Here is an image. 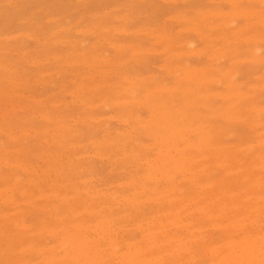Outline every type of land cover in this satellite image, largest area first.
I'll return each instance as SVG.
<instances>
[{
  "label": "rangeland",
  "instance_id": "rangeland-1",
  "mask_svg": "<svg viewBox=\"0 0 264 264\" xmlns=\"http://www.w3.org/2000/svg\"><path fill=\"white\" fill-rule=\"evenodd\" d=\"M4 1V2H3ZM11 1H12V3H11ZM77 1V2H76ZM115 1V2H114ZM151 1H153L152 2V4H151ZM169 1H171L170 3H169ZM168 2H167V0H87V1H85V0H8V2H7V0H0V16H1V18H2V20H0V42H1V44H4V43H7V44H5V45H2V47L0 48V57H1V55H2V57L0 58V61H1V63H0V72H2V74H1V76H0V80H2V78H3V76L6 78V79H8V81L6 82V80L5 79H3V81H0V88L1 87H4V88H1V92H0V108H4V104H7V105H5V107L7 106L8 108H12L13 110H14V106H15V112L17 113H14V111H13V116H12V114H10L11 112H12V109L10 110V109H8L7 107L5 108V109H0V113H2V114H4L3 116H0V142L2 141V142H4L5 143V145L7 144L6 142H9L8 144L9 145H6V147L7 148H10L9 150H11V151H8V152H6V156H3L2 155V153L4 154L5 153V151H7V150H1L2 149V147L3 146H5L4 145V143H1V144H3L2 145V147H1V145H0V155H2L1 157H0V161H1V159H3L4 157V159H5V161H4V159H3V161H1L0 162V181L2 182H0V187L2 188V190H1V188H0V190L2 191H0V195L3 197V199L1 198V196H0V204H1V202H2V205H0V209H4L3 211H4V214H6L7 212V214L8 215H3V212L2 211H0V219H1V217H2V219H1V221H0V228H1V226H6L7 227V225H12V227L11 226H8V227H11V229L12 230H14V231H12L11 229H8V227L5 229L4 227H2L1 229L2 230H0V232L1 231H3V234H2V232L0 233V237L2 236V237H6L7 238V236H5V234L7 235V233H8V238L9 239H6V238H2L1 237V239H0V242H5V243H0V246H2V244H3V246H6V248H9L8 250L7 249H5V247H4V249L2 248L1 250L3 251V253L1 252L0 254V258H2V259H0L1 261H0V263L1 264H14V262L16 263V264H19V262H20V264H22V263H24V264H30L32 261H34V263L32 262V264H48V263H50V264H53V262L55 263V264H71L72 262H74L73 264H75V263H77V264H84V263H86V264H95L96 262H97V260H99L98 261V263H96V264H106V262H107V264H131L132 262H129L130 261V257H131V255L133 256V254H135L136 252L138 253V250H140V247H142L141 245H143V248L146 250L145 252H147V255H149V257L151 256V259H153L154 257L152 256V255H154L155 257H157V258H154L153 260H151V262H152V264H154V263H156L157 264V262H160V261H162V262H160V263H158V264H165V263H167L168 264V262H169V264H177V263H179V264H218L219 262V264H230L229 262H228V260L227 259H225L224 260V256L223 255H226V254H231L230 252H231V248L233 247V245H234V242H236V243H238V242H241L242 240H243V238H245V235H244V233L243 232H241V230L240 229H238V230H234V229H231L232 228V222L231 221H229V218L226 216L227 214H229L230 213V211H231V209L230 208H228V209H230V211L229 210H227V207L228 206H231L232 204H230V202H229V200H226L225 198H227L228 196H233L234 198L235 197H238L240 200L241 199H246V194H248V192H246L245 190H247V188H248V186H245V185H248V182H251L252 180H253V175H259V176H261L262 178V180H264V169H262V167L264 168V165H262V164H260V163H264V155H262L263 153H264V150H262V149H264V136H263V134H264V123H258L257 121H259V122H261V121H264V116H262V115H264V110H260V109H264V87H261V84H263L264 83V58L262 59L261 57H259V56H262L263 55V57H264V36H263V34H264V32H263V34H261L262 32V30L264 31V24L263 23H261L263 20H264V14H261L259 11H260V8H261V12L263 13L264 12V1L262 2V0H246V1H243V0H234V3H233V1L232 0H220V1H216V0H169ZM208 1V2H207ZM215 1V2H214ZM221 1H223V2H221ZM226 1V2H225ZM229 1V2H228ZM243 1V4L241 3ZM248 1H250V4H249V2ZM254 1V2H253ZM260 3H258V2ZM6 2H7V5H6ZM10 2V3H9ZM16 2V3H15ZM21 2H23V3H21ZM38 2V3H37ZM91 2V4L89 5L88 3H90ZM174 2V3H173ZM219 2V3H218ZM221 2V3H220ZM228 2V3H227ZM236 2H238L237 3V6L235 5L236 4ZM1 3H3V4H1ZM32 3V4H31ZM34 3V4H33ZM42 3V4H41ZM15 4V5H14ZM20 4H22V5H20ZM30 4V5H29ZM36 4V5H35ZM208 4V5H207ZM212 4V5H211ZM225 4V5H224ZM259 4V6H257V5ZM262 4V6H260ZM18 5V6H17ZM25 5H26V7H25ZM36 7H35V6ZM41 5H43V6H41ZM223 5V6H222ZM234 5V6H233ZM239 5V6H238ZM251 5H254V6H251ZM8 6H10V7H8ZM28 6V7H27ZM31 6H33V7H31ZM66 6V7H65ZM218 8H217V7ZM220 6L222 7V9L220 8ZM226 6V7H225ZM246 8H245V7ZM250 6V7H249ZM255 6H256V8H255ZM13 7H15V8H13ZM16 7H18L17 8V12H16ZM21 7H23V8H21ZM24 7H25V9H26V11H25V9H24ZM50 7V8H49ZM88 7V8H87ZM119 7H122V8H119ZM215 7V8H214ZM233 7H235L234 8V10H233ZM236 7H240L239 8V10H238V8H236ZM87 8V9H86ZM113 8V9H112ZM119 9L118 10V12H116L117 11V9ZM125 8H128V9H125ZM208 8H210L209 10H208ZM212 8H213V10H216L217 9V11H219L220 13H218V12H214L213 10H212ZM250 8H251V10H250ZM254 8H255V10H254ZM259 8V9H258ZM18 9H19V12H18ZM46 9H48V12H47V10ZM77 9V10H76ZM78 9H80V10H78ZM220 9V10H219ZM233 10V12L231 11V10ZM238 10V11H236V10ZM3 10V11H2ZM5 10H7V11H5ZM82 10V11H81ZM110 10V11H109ZM190 10V11H189ZM193 10H195V11H193ZM196 10H197V12H196ZM200 10V11H199ZM204 10V12H202V11ZM210 11V12H208L207 14H206V11ZM240 10L242 11V12H240ZM259 10V11H258ZM5 11V13H1V12H4ZM16 13H15V12ZM49 11H51V12H49ZM53 11V12H52ZM87 11V12H86ZM181 11V12H180ZM211 11H213L212 13H211ZM223 11H224V13H223ZM227 11H228V14H225V12L227 13ZM229 11H231V12H229ZM252 11V12H251ZM257 11H258V14H256V15H254L255 13H257ZM47 12V13H46ZM127 12V13H126ZM132 12V13H131ZM136 12V13H135ZM179 12L182 14H179ZM204 13V14H199V13ZM221 12H222V14H221ZM247 14H246V13ZM9 13V14H8ZM46 13V14H45ZM49 13H55V15H57L59 18H57V16H55L54 14H52V16H50L51 14H49ZM113 13V14H112ZM116 13H117V15H116ZM186 15H185V14ZM236 13V14H235ZM237 13H239L238 15H237ZM244 13L246 14V15H244ZM14 16H13V15ZM17 14H18V16H17ZM45 14V15H44ZM48 14V15H47ZM70 14V15H69ZM98 14V15H97ZM105 14V15H104ZM110 14V15H109ZM119 14V15H118ZM125 14V17H126V15H127V17L125 18L123 15ZM131 14V16H129ZM210 14H211V16H210ZM232 14V15H231ZM234 14V15H233ZM242 14V15H241ZM5 15H7V17H5ZM35 15V16H34ZM68 15H69V17H68ZM102 15V16H101ZM108 15H109V17H108ZM112 15V16H111ZM120 15H121V21H119V19H120ZM172 15H174L173 16V20L171 19V18H169V17H172ZM183 16L184 18L182 19L181 18V16ZM194 15H195V17H194ZM199 16V18L198 17H196V16ZM202 15V16H201ZM213 15H217V16H215V17H213ZM223 15H227L226 17L224 16L223 17ZM230 15V16H229ZM236 15V16H235ZM244 15V16H243ZM248 15H250V18H249V16ZM251 15H252V17H251ZM259 15H260V17H259ZM3 16V17H2ZM12 16H13V18H12ZM63 16H66V17H64L63 18ZM115 16H117L116 18H115ZM149 16V17H148ZM177 16V17H176ZM201 16V17H200ZM219 16V17H218ZM220 16H222L223 17V19H222V17H220ZM241 16H243L242 18H240ZM248 16V17H247ZM257 16L259 17V19L257 18ZM32 17H34V18H32ZM52 19H51V18ZM106 17V18H105ZM108 17V18H107ZM123 17H124V19H123ZM129 17V18H128ZM158 17V18H157ZM175 17V18H174ZM188 17V18H187ZM189 17H190V19H189ZM207 17V23H206V20H205V18ZM211 17H213V18H211ZM218 17V18H217ZM229 17V18H228ZM237 17H239V18H237ZM254 17H255V19H254ZM0 18V19H1ZM11 18V19H10ZM30 18H32V20L30 19ZM49 18V19H48ZM57 18V19H56ZM62 18H63V21H62ZM66 18V19H65ZM118 18V19H117ZM130 18H132L131 20H130ZM135 18V19H134ZM168 18V19H167ZM187 18V19H186ZM195 19V20H193V19ZM202 18V19H201ZM214 18H215V20H214ZM232 18V20L233 21H235V22H233V21H231L232 22V24H231V22L229 23L228 21H229V19H231ZM248 18V20L249 21H247L246 19ZM261 18V19H260ZM28 19V20H27ZM35 19V20H34ZM56 19V20H55ZM58 19H59V22H57L58 21ZM79 19H83V20H79ZM87 21H86V20ZM106 19V20H105ZM108 19V20H107ZM130 20V21H127V22H125V20ZM140 19V20H139ZM159 19V20H158ZM177 19V20H176ZM179 19H181V21L179 20ZM212 19V20H211ZM237 19H239V20H237ZM7 20V21H6ZM16 20V21H15ZM40 20V21H39ZM56 21L57 22V24H56V22H53V21ZM69 20H70V22H69ZM99 20H100V22H99ZM122 20L124 21V22H122ZM134 20H136V21H134ZM153 20H155L154 22H152ZM175 20V21H174ZM191 20H193L194 22H196V23H192V21ZM200 21V22H197V21ZM201 20H203V21H201ZM205 20V21H204ZM221 20H223L222 22H221ZM237 20V21H236ZM28 21H30V23L31 24H33V25H31L30 23L28 24ZM36 21H38V22H36ZM52 21V22H51ZM61 21V22H60ZM77 21H80L81 23H77ZM83 21V22H82ZM84 21H86V22H84ZM105 21V23L104 24H101L100 25V27L98 28V26H97V28H96V26L95 25H99L100 23H102V22H104ZM108 21V22H107ZM113 21V22H112ZM132 21V23H133V25H132V23L130 24V22ZM179 21V22H178ZM182 21H183V23H182ZM189 21V22H188ZM213 23H212V22ZM224 21H226V22H224ZM253 21V22H252ZM254 21H256V22H254ZM258 21H260V22H258ZM24 22H26V23H24ZM121 22H122V24H121ZM202 22H203V24H202ZM208 22H210V23H208ZM219 22L220 23H222V25H220L219 24ZM228 22V23H227ZM238 22V23H237ZM253 23V25H252V23ZM264 22V21H263ZM41 23L43 24L42 26H41ZM54 23V24H53ZM59 23V24H58ZM61 23H62V25H61ZM65 23V24H64ZM75 23H77L76 25H74ZM99 23V24H98ZM127 23V24H126ZM148 23V24H147ZM200 23V24H199ZM204 23H206L205 25H204ZM215 23H216V25H215ZM233 23H234V25H233ZM245 23V24H244ZM250 24L249 26V28H246V27H248L247 26V24ZM254 23H255V25H257L256 23H259L258 25H257V27L254 25ZM261 23V24H260ZM38 24V25H37ZM48 24V25H47ZM56 24V25H55ZM64 24V25H63ZM84 24H87V25H84ZM110 24V25H109ZM112 24V25H111ZM150 24H152L151 26H149ZM166 24V25H165ZM168 24H172V25H170V26H168V27H165V26H167ZM184 24H186V25H184ZM188 24H191V25H193L192 27H190V25H188ZM199 24V25H198ZM202 24V25H201ZM210 24V25H209ZM231 24V25H230ZM263 24V26H260V25H262ZM26 25V26H25ZM49 25H50V27H52L51 29H49L50 27H49ZM53 25H55L56 27H54ZM67 25H69V27H67ZM74 25V26H73ZM80 25H82V26H80ZM106 25V26H105ZM114 25H115V27H116V29H115V27H114ZM131 25V26H130ZM161 25V26H160ZM197 25V26H196ZM203 25H204V27H203ZM212 25V26H211ZM213 25H214V27H213ZM223 25H225V28L223 29ZM228 25V26H227ZM232 25H233V28H232ZM39 28H37V27ZM41 27V29L43 30H45L46 28V31H47V34L44 32V30H43V32H42V30L40 29V27ZM44 26V27H43ZM45 26H46V28H45ZM65 26V27H64ZM77 26V27H76ZM84 26H85V29H87L89 32L91 31V33H89L87 30H85L84 29ZM122 26H124V28H122ZM162 26H163V28H162ZM172 26V27H171ZM196 26V27H195ZM198 26H201V27H198ZM216 26V27H215ZM221 26H223L222 28H219V27H221ZM239 26H242V27H239ZM243 26H245L244 28H246V29H243ZM254 26V27H253ZM53 27L55 28V29H53ZM65 29H64V28ZM72 27H76L75 29H73ZM105 29H104V28ZM112 27H113V29H112ZM117 27H120V28H117ZM145 27H149V28H145ZM154 27H155V29L157 30V28H158V30L156 31V32H154ZM160 27V28H159ZM165 27V28H164ZM186 27H187V29H186ZM197 27H198V29L199 30H201L200 31V33H199V31L197 32L196 30H198L197 29ZM207 27V28H206ZM208 27H209V29H208ZM231 27V28H230ZM3 28H6V29H3ZM61 28H63V29H61ZM80 28L82 29V30H80ZM90 28V29H89ZM92 28H93V31L94 32H96L97 31V33H96V35H94V32L92 31ZM107 28V29H106ZM110 28L112 29V30H110ZM145 28V30H142V29H144ZM150 28L152 29V32H154V33H152L151 32V30H150ZM179 28H181V31H180V29ZM183 28V29H182ZM184 28H185V30H184ZM190 28V29H189ZM217 28V29H216ZM220 30H219V29ZM228 28V29H227ZM240 28V29H239ZM253 30H251V29ZM259 28V29H258ZM23 29V30H22ZM49 29V30H48ZM53 29V30H52ZM57 29H59V31L60 32H57L58 30ZM72 29V30H71ZM77 29H79V30H77ZM83 29H84V32H85V34H83L84 32H82L83 31ZM117 29H119V30H117ZM123 29V30H122ZM129 29V30H128ZM138 29V30H137ZM141 31H140V30ZM163 29H167V30H163ZM169 29V30H168ZM170 29H172V30H170ZM191 29H194L193 31L191 30ZM223 29V30H222ZM232 29V30H231ZM236 29V30H235ZM241 29L242 30H244L243 32L241 31ZM250 29V30H249ZM256 29H258V30H260L257 34L255 33V32H257L258 30H256ZM33 30H35V31H33ZM41 32H40V31ZM57 30V31H56ZM63 30H65L64 32H63ZM68 30H70V31H68ZM74 30V31H73ZM103 30V31H102ZM108 32H107V31ZM116 30V31H115ZM127 31L128 30V32H124V33H122V31ZM138 31V33H137V31L135 32V33H133L134 31ZM162 30V31H161ZM178 30V31H177ZM203 30H204V32H203ZM206 30V31H205ZM212 30V31H211ZM235 30V31H234ZM246 30V31H245ZM5 32V33H1V32ZM13 31V33H11ZM23 31V33H21ZM29 32V33H25V32ZM32 31H33V33H32ZM37 31H39V32H37ZM56 31V32H55ZM78 31V32H77ZM111 31V32H110ZM112 31H114L113 33H112ZM117 31H119L118 33H117ZM142 31H144V32H142ZM146 31H148V32H146ZM170 31V32H169ZM177 31V32H176ZM186 31L188 32V33H186ZM211 31V32H210ZM216 31H218V32H216ZM222 31V32H221ZM227 32L226 34H224V32ZM230 31H232L231 33H230ZM238 31V32H237ZM239 31H241V33L239 32ZM248 31V32H247ZM252 31V32H251ZM8 32V33H7ZM52 32L54 33V34H52ZM71 32V33H70ZM73 32V33H72ZM77 32V33H76ZM121 32V33H120ZM140 32V33H139ZM142 32V33H141ZM159 32V33H158ZM163 32H165L166 34H168L169 33V37L167 36V38L166 37H164L165 35V33L164 34H162ZM168 32V33H167ZM181 32H182V35H180L181 34ZM190 32V33H189ZM198 34H197V33ZM210 32V33H209ZM214 34H213V33ZM221 32V33H220ZM10 33H11V35H10ZM17 33H20L19 35L17 34ZM36 33H39V34H36ZM61 33V36L59 35V37H58V34H60ZM62 33L64 34V35H62ZM69 35V37H68V35ZM88 34V37H87V34ZM99 33V34H98ZM103 33V34H102ZM104 33H109V35H107L106 36V34H105V38L103 37L102 38V36H104ZM129 33V34H128ZM131 33V34H130ZM133 33V34H132ZM147 33V34H146ZM155 33H156V37L154 36L155 35ZM160 33H161V37H160ZM173 33V34H172ZM186 33V34H185ZM206 33V34H205ZM212 33V34H211ZM215 33H217L216 35H215ZM229 33V34H228ZM234 35H233V34ZM236 33H237V35H236ZM251 33H253V34H251ZM23 35V37H22V35ZM31 35L32 37L30 38V36H29V38H28V36H27V38L25 37L26 35ZM35 34V35H34ZM44 34V35H43ZM45 34H46V36H45ZM50 34H52L50 37H49V35ZM78 34V35H77ZM89 34H90V36H91V34H93V36H89ZM112 34H114V36L112 35ZM137 34H141L140 35V37H139V35H137ZM171 34H172V37H171V39H170V36H171ZM180 35V37H179V35ZM183 34H185V35H183ZM203 34H205L204 35V37H203ZM208 34H209V36H208ZM211 34V35H210ZM223 34V35H222ZM230 34H232V35H230ZM239 34V35H238ZM243 35V37H241V35ZM248 34V35H247ZM251 34V35H250ZM254 34L256 35L255 37H257L256 39H254L252 36H254ZM261 34V35H260ZM6 35H7V37H6ZM14 35V36H13ZM25 35V36H24ZM72 35V36H71ZM73 35H74V37H73ZM77 35V36H76ZM127 35V36H126ZM135 35H137V36H135ZM158 35V36H157ZM164 35V36H163ZM173 35H175L174 37H177V35H178V37L179 38H175L174 39V37H173ZM190 35H191V37H190ZM226 36V38H224L223 39V37H225ZM229 35V36H228ZM247 35V36H246ZM260 37H258V36ZM3 38H2V37ZM5 36V37H4ZM14 38H13V37ZM20 36H21V39H20ZM56 37V39H55V37ZM112 36V37H111ZM116 36V37H115ZM135 36V37H134ZM154 36V37H153ZM198 36H200V37H198ZM207 38H206V37ZM212 36V37H211ZM231 36V37H230ZM235 36H237V37H235ZM244 36H246V37H244ZM248 36H250L251 38H253V40L249 37V39H245V38H247ZM9 37H10V39H9ZM17 37L20 39V40H18L17 39ZM37 37V38H36ZM40 37V38H39ZM63 37V38H62ZM85 37V38H84ZM100 37V38H99ZM114 37H115V39H114ZM124 39H126V40H124ZM139 37V38H138ZM149 37H151V38H149ZM160 37V38H159ZM183 37V38H182ZM208 37H209V39H208ZM215 37L216 38H219L220 37V39H217V41L215 40ZM222 37V38H221ZM230 37V38H229ZM233 37H235V38H233ZM261 37H263V38H261ZM1 38H2V40H1ZM6 38H8L7 40H5ZM39 38V39H38ZM66 38H68V39H66ZM72 38V39H71ZM81 38V39H80ZM108 40H107V39ZM111 38V39H110ZM119 38V39H118ZM160 40H159V39ZM182 38V39H181ZM188 38V39H187ZM203 38V39H202ZM211 38H213L212 40H211ZM229 38V39H228ZM240 38V39H239ZM12 39V40H11ZM25 39V40H24ZM36 39V40H35ZM60 39H62L61 41H63V42H60L59 44H57V43H55V45H54V42L56 41V42H59V40ZM66 40V42H64L65 40ZM72 41H71V40ZM75 41H74V40ZM78 39H79V41H78ZM87 39V40H86ZM104 39L106 40V41H108L107 43H106V41H104ZM135 39V40H134ZM155 39H156V41H155ZM167 39V40H166ZM168 39H170L171 40V42H170V40H168ZM185 39V40H184ZM194 39V40H193ZM202 39V40H201ZM226 39V40H225ZM234 39V40H233ZM260 39H262V40H260ZM40 41V43H39V41ZM55 40V41H54ZM82 40V44H81V41ZM84 40V41H83ZM89 40V41H88ZM113 40H114V43H113ZM119 43H117L116 41ZM149 40V41H148ZM162 40V41H161ZM176 41V42H174V43H176V45L177 46H175L174 45V43L172 42V41ZM184 40V41H183ZM204 40H205V42H204ZM209 40V41H208ZM215 40V41H214ZM229 40V41H228ZM232 40V41H231ZM239 41V44L238 43H236V42H238ZM241 40H243V42L241 41ZM246 40H248V41H246ZM251 40V41H250ZM5 41H7V42H5ZM8 41H10V42H8ZM17 41H18V43H17ZM22 41V42H21ZM43 41V42H42ZM44 41L46 42V44L44 43ZM51 41V42H50ZM69 41H71V42H75L74 44L72 43V44H70L71 42H69ZM96 41H98V42H96ZM104 41V42H103ZM110 41V42H109ZM170 43H169V42ZM203 41V42H202ZM210 41H212V42H210ZM254 41V42H253ZM257 41V42H256ZM261 43H260V42ZM4 42V43H3ZM68 42H69V44H68ZM102 42V43H101ZM116 42V43H115ZM138 43L137 45H139L138 47H137V45H135L134 43ZM141 42V43H140ZM154 42V43H153ZM159 42V43H158ZM162 42H164V43H162ZM165 42H168V45L166 46V44L167 43H165ZM190 44H189V43ZM226 42H227V45H225L226 44ZM245 42V43H244ZM247 42V43H246ZM252 42V43H251ZM257 43V45H256V43ZM263 42V43H262ZM11 43V47L13 48V47H18L15 51H13V49H15V48H13V49H10L11 47L9 46V44ZM22 45V43H23V47H21V45ZM26 43V44H25ZM48 43V44H47ZM66 45H65V44ZM98 43V45H99V47H101V49L96 45ZM101 43V44H100ZM108 43H110V44H113V46L112 45H110L111 46V48H107L106 46L108 45L109 46V44ZM122 43H124V45H121ZM173 43V45H171ZM188 43V44H187ZM193 43V45H194V47L193 46H188V45H191ZM217 43V44H216ZM233 43V44H232ZM250 43H251V45H250ZM253 43H255V45H256V47H255V45H253ZM0 44V45H1ZM17 44V45H16ZM40 46H39V45ZM84 44V45H83ZM93 44H95V45H93ZM103 44V45H102ZM105 44V45H104ZM126 44V45H125ZM133 44H134V46H133ZM140 44H142L141 46H140ZM158 44V45H157ZM159 44H163V45H160L159 46ZM180 44V45H179ZM206 44H209L210 46H206ZM213 46H212V45ZM222 44H223V46H224V48H223V46H222ZM230 44V45H229ZM244 44V45H243ZM6 45H8V48H6ZM74 47H73V46ZM77 45V46H76ZM83 45V46H82ZM100 45H102V46H100ZM117 45V46H116ZM128 45V46H127ZM129 45H132V47L130 46L129 47ZM154 45V46H153ZM155 45H157V46H159V47H157V46H155ZM170 45H171V47H170ZM178 45H179V47H178ZM181 45H183V46H181ZM205 45V46H204ZM221 45V46H220ZM233 45H235V47H236V49L237 50H239L238 52H237V50H235L234 51V49H235V47L233 46ZM241 45V46H240ZM253 45V46H252ZM3 46H4V49L7 51H9V49H10V51H9V53H10V56L7 58V56L9 55V53L7 52L6 53V51L4 50V49H2L3 48ZM20 46V47H19ZM39 46V47H38ZM48 46V47H47ZM51 46V48H49ZM81 46V47H80ZM94 46V47H93ZM97 46V47H96ZM104 46V47H103ZM109 46V47H110ZM123 46V47H122ZM153 46V47H152ZM164 46H166V48L164 47ZM188 46V47H187ZM204 46V47H203ZM241 47V49H239V48H237V47ZM243 46H244V50L242 49L243 48ZM76 47V48H75ZM86 48V49H84V48ZM115 47V49H113ZM116 47H118L117 49H116ZM137 49H136V48ZM147 47H149L150 49H147ZM157 47V48H156ZM167 47L169 48H173V49H167ZM200 47V48H199ZM203 47V48H202ZM207 49H206V48ZM222 47V48H221ZM227 47H228V49H227ZM250 47H252V48H250ZM253 47H255L256 49H254ZM39 48H41V49H39ZM56 48V49H55ZM80 48V49H79ZM95 48V49H94ZM96 48H97V50H96ZM120 48H121V50H120ZM128 48V49H127ZM130 48V49H129ZM133 48H135L134 50H133ZM140 48V49H139ZM152 48H153V50H152ZM165 48V49H164ZM196 48V50H198V52H195V51H193V49H195ZM212 48H213V50H212ZM221 48V49H220ZM230 48L232 49L233 48V51H231L230 50ZM260 48V51L259 52H253L254 50L255 51H258L257 49H259ZM263 48V49H262ZM21 49V50H20ZM26 49V50H25ZM27 49H30V50H27ZM34 49H35V51H34ZM38 49V50H37ZM49 49H51V50H49ZM56 51H55V50ZM84 49V50H83ZM88 49V50H87ZM95 51H94V50ZM104 49H109V50H104ZM167 49V50H166ZM175 49V50H174ZM187 49L189 50V51H187ZM203 51H202V50ZM216 49V50H215ZM249 49V52H248V54H247V50ZM252 49H254L253 51H252ZM262 49V50H261ZM2 50V51H1ZM20 50V51H19ZM54 50V51H53ZM73 50H75L76 52V54H77V56H79L78 58L76 57V55L74 56L73 55V53H74V51ZM79 50V51H78ZM83 50V51H82ZM99 50H101V51H99ZM125 50H127V51H125ZM133 50V51H132ZM136 50L137 51H140V52H136ZM147 50H149V53H148V51ZM150 50H152V51H150ZM155 50H157V51H159V52H155ZM163 50V51H162ZM170 50V51H169ZM173 50L175 51V55H174V53H173ZM186 50V51H185ZM191 50H192V52H191ZM199 50H201V51H199ZM224 50V51H223ZM242 50V51H241ZM246 50V51H245ZM20 53H19V52ZM28 51V53H26ZM30 51V52H29ZM32 51V52H31ZM66 51V52H65ZM85 51H87V52H85ZM93 51V52H92ZM99 51V52H98ZM117 51V52H116ZM123 51H125V53L123 52ZM145 51V52H144ZM147 51V52H146ZM153 51H154V53H153ZM180 51V52H179ZM215 51V52H214ZM219 51V52H218ZM226 51V52H225ZM230 51V53H228ZM241 51V52H240ZM243 51H245V52H243ZM2 52V53H1ZM14 52V53H13ZM17 52V53H16ZM22 52V53H21ZM56 52V53H55ZM69 52H72V53H69ZM77 52H81L80 54H88V55H85V57H87V58H83V57H80L81 55L79 54V53H77ZM83 52V53H82ZM89 52V53H88ZM91 52V53H90ZM100 52H102V53H100ZM119 52H121V54L119 55V54H117V53H119ZM122 52L124 53V54H122ZM132 52V53H131ZM134 52V53H133ZM143 52V53H142ZM164 52V53H163ZM172 52V54H170ZM176 52H177V54H176ZM186 52V53H185ZM189 52H191V53H189ZM205 53V54H203V53ZM213 52V53H212ZM224 52V53H223ZM242 52H243V54H242ZM25 55H24V54ZM31 53V54H30ZM34 53V54H33ZM59 53H61L60 55H59ZM65 53H67V55H69V56H67V55H65ZM69 53V54H68ZM74 53V54H75ZM108 53V55H107V57L104 59V58H100L102 55L104 56L105 54H107ZM146 53V54H145ZM151 54V55H149L150 57H148L147 55L148 54ZM153 53V54H152ZM158 53H159V55H158ZM180 53H183V54H181L180 55ZM189 53V54H188ZM197 53V54H196ZM198 53H200V54H198ZM201 53L203 54V55H201ZM210 53H211V55H210ZM217 53V54H219V55H215V54ZM226 53H227V55H226ZM253 53L255 54V55H253ZM6 54V55H5ZM41 54H43V55H41ZM52 54L54 55V56H52ZM91 54V55H90ZM95 54L97 55L98 54V56H95ZM102 54V55H101ZM116 54V58L117 59H115V57L113 56V55H115ZM135 55V56H132V55ZM146 56H145V55ZM157 54V55H156ZM169 54V55H168ZM196 54V57L194 56ZM209 54V55H208ZM224 55V56H228V58H224V56H223V58L225 59H222V55ZM237 56H235V55ZM242 54V55H241ZM247 54V55H246ZM23 55V56H22ZM27 55V56H26ZM30 55H32V56H30ZM38 55V56H37ZM41 55V56H40ZM55 55L57 56L58 55V57L59 58H57V57H55ZM70 55H72L71 57H70ZM95 56V58H94V56ZM110 55H112V56H110ZM118 55L120 56V57H118ZM121 55H124V56H121ZM128 55V56H127ZM156 55V56H155ZM166 55V56H165ZM167 55H168V57H167ZM171 55H172V57H171ZM182 56V58L180 57V56ZM189 55H191V56H189ZM192 55H193V57H192ZM209 57H208V56ZM241 55V56H240ZM259 55V56H258ZM6 56V57H5ZM24 56H25V59H23L24 58ZM48 56V57H47ZM50 56V57H49ZM93 56V57H92ZM102 56V57H103ZM137 56H139V57H137ZM148 57V60L149 61H147L146 60V58ZM169 56H170V58H169ZM174 56H176V57H174ZM186 56V57H185ZM214 56V57H213ZM219 56V57H218ZM230 56V57H229ZM235 56V57H234ZM5 57V59H3ZM45 57V58H44ZM55 57V58H57L56 60H55V58L53 59V58ZM63 57V58H62ZM66 57L67 58H69V60L68 59H66ZM112 57V58H111ZM113 57H114V59H113ZM131 57H133V59L131 58ZM144 57V58H143ZM159 57V58H158ZM177 57H180V58H177ZM184 57V58H183ZM218 57V58H217ZM246 57V58H245ZM253 57V58H252ZM10 58V59H9ZM17 58H19V59H17ZM31 58H33V59H31ZM43 58H44V60H43ZM81 58V59H80ZM92 58H94V59H92ZM98 58V59H97ZM111 58V60H109ZM120 58H121V60H120ZM130 58V59H129ZM166 58H168V59H166ZM229 58H232V59H229ZM236 58V59H235ZM244 58L245 59H248V61L247 60H244ZM251 58V59H250ZM6 59H7V61H6ZM12 59L14 60V61H12ZM50 59V60H49ZM66 59V60H65ZM85 60V62H84V60ZM88 60V62H89V60H90V62L88 63L87 62V60ZM102 60V62L100 61V60ZM107 59H108V61H107ZM119 59V60H118ZM127 59V60H126ZM135 60L134 61V64H133V61L131 62V64H130V62H127V61H129V60ZM137 59V60H136ZM141 60V59H143L142 60V63H138L137 64V61L139 62V60ZM177 61H176V60ZM183 59V60H182ZM213 59L215 60V61H213ZM218 59H219V62L220 63H216V62H218ZM239 59V60H238ZM241 59H243L244 61H241ZM3 60V61H2ZM28 61L27 63L28 64H24V63H26V62H24V61ZM31 60V61H30ZM34 62H36V64L34 63L33 64V61ZM49 60V61H48ZM61 60V61H60ZM63 60V61H62ZM68 60V61H67ZM83 60V61H82ZM95 60V61H94ZM104 60H105V62H104ZM113 60H116L115 62L113 61ZM125 60H126V63L127 64H125ZM145 60V61H144ZM169 60V61H168ZM170 60H175L176 62H171ZM200 60V61H199ZM210 60V61H209ZM221 60V61H220ZM223 60V61H222ZM234 60H236L235 62H233ZM238 60V61H237ZM12 61V62H11ZM22 61H23V65H22ZM41 61V62H40ZM43 61H44V63H43ZM59 61V63H57ZM65 61H67L66 62V64H65ZM73 61H77V62H75L74 63V65H76V63H79L78 61H80V63H79V66L78 67H74V65L73 64H69V62L70 63H72ZM96 61H98V62H96ZM108 63H110V61H112L111 63L113 64V66H112V64L110 63V64H108ZM185 61H188L187 63L185 62ZM247 61V62H246ZM250 61V62H249ZM255 61V62H254ZM4 62V63H3ZM7 62H10L11 64V66L7 63ZM14 62V63H13ZM20 62V63H19ZM45 62L48 64H45ZM54 62V63H53ZM61 62V63H60ZM83 62V63H82ZM94 62V63H93ZM101 62V63H100ZM123 63V64H119V63ZM141 62V61H140ZM150 64H149V63ZM177 62L178 63H180V65H179V67L177 66L178 64H177ZM212 64H211V63ZM231 62V63H230ZM244 62V64L242 65V63ZM246 62V63H245ZM253 62V63H252ZM263 62V63H262ZM15 63H19L18 65L19 66H17V64H16V66H14V64ZM41 63V64H40ZM69 65H68V64ZM86 63H87V66H86ZM91 63L92 64H94L95 66H92L91 65ZM96 63V64H95ZM104 63H106V64H108V66L105 64V66H104ZM116 65H115V64ZM129 63V64H128ZM170 63H172V64H170ZM185 63V64H184ZM189 63V64H188ZM234 63V64H233ZM5 64H7V66L4 68L3 66H5ZM31 64V65H30ZM42 64H44V65H42ZM52 64V65H51ZM55 64L57 65V66H55ZM63 64V65H62ZM80 64H83V65H80ZM88 64H90V65H88ZM137 64V65H136ZM144 64H146V65H144ZM147 64H149V65H147ZM177 64V65H176ZM183 64V65H182ZM188 64V65H187ZM197 64V65H196ZM209 64V65H208ZM218 64V65H217ZM233 64V65H232ZM3 65V66H2ZM15 67H13V66ZM47 65V66H46ZM62 65V66H61ZM70 65H72L73 66V68L74 69H72V67L70 66ZM78 65V64H77ZM97 65H99V66H97ZM100 65H101V67H100ZM119 65H120V67H119ZM135 66V67H132V66ZM165 65H168L167 67L165 66ZM176 65V66H175ZM185 65H187V66H189V67H185ZM210 65H212V67L214 68H212V70H211V67H210ZM239 66V68H238V66ZM255 65V66H254ZM34 66V67H33ZM50 66V67H49ZM61 66V67H60ZM83 66V67H82ZM89 66V67H88ZM103 66H104V70L106 71H104L102 68H103ZM124 66V67H123ZM128 66V67H127ZM130 66V67H129ZM153 66V67H152ZM174 66H175V68H177V69H174ZM215 66H216V69L219 71V73H218V71H216L215 70ZM232 66V67H231ZM235 66V67H234ZM257 66V67H256ZM11 67H13V68H11ZM46 67H48L47 68V70H45V68ZM57 67V68H56ZM92 67V68H91ZM106 67V68H105ZM112 67H113V69H112ZM149 67V68H148ZM160 67H162V68H160ZM167 68V69H170V70H172V71H169V70H167V69H164V68ZM182 67H184L183 68V70L184 69H188V70H184V71H182ZM190 67L192 68V69H194V67H195V69L192 71L191 69H190ZM202 67H206V68H203V69H201ZM208 67V68H207ZM209 67H210V69H209ZM231 67V68H230ZM254 67V68H253ZM259 67H260V69H259ZM9 68V70H6V69H8ZM10 68L12 69L11 71L13 72V69L15 70V69H18L20 72H18V71H15L14 73H12V72H10ZM40 70H39V69ZM44 68V69H43ZM60 68V69H59ZM109 68H111V69H109ZM115 68H117V69H115ZM119 68H121V69H119ZM128 68H129V70H135V71H132L131 70V72L128 70ZM202 70V71H200V69ZM218 68H221V70L220 69H218ZM222 68H223V71H222ZM236 68H238V69H236ZM247 68H248V70H247ZM42 69V70H41ZM59 69V71H57ZM66 69H67V71H66ZM89 69L91 70L90 72H89ZM124 69V70H123ZM126 69V70H125ZM143 69V71H141ZM151 69V70H150ZM206 69V70H205ZM228 69V70H227ZM232 69L234 70V71H237L236 73L238 74V75H236L235 73H234V71H232ZM252 70V71H250V70ZM4 71V73H3V71ZM46 71V74H44L45 73V71ZM61 70H62V72H61ZM69 70H71V71H69ZM74 70V71H73ZM82 70V71H81ZM84 70V71H83ZM96 70H98V71H96ZM103 70V71H102ZM108 70H110V74H109V72H108ZM115 70V71H114ZM123 70V71H122ZM160 70V71H159ZM165 70V71H164ZM173 70H176L175 72L173 71ZM178 70V71H177ZM190 70V71H189ZM226 70V71H225ZM254 70V71H253ZM9 71V72H8ZM41 71V72H40ZM44 73H43V72ZM87 71V74L85 73ZM112 71V72H111ZM117 71V72H116ZM125 71L127 72V73H125ZM129 71V72H128ZM137 71H138V73H137ZM179 71H180V73H179ZM206 73V74H204L205 76L208 74L209 75V77H211V78H207V77H205L204 75H202L204 72ZM225 71V72H224ZM229 71V73L227 74L226 72H228ZM247 71V72H246ZM17 72V74L19 75V76H17V74H15ZM29 72V73H28ZM40 72V73H39ZM57 72V73H56ZM65 72V73H64ZM78 72V73H77ZM101 72V73H100ZM116 72V73H115ZM135 72V74H136V77H135V74L133 75V73ZM140 72V73H139ZM168 72V74H170L171 72H174V73H171L170 74V76H172V74H174L172 77H170V79H169V76H168V74L166 75V73ZM179 73V74H176V76H178V77H176L175 76V73ZM183 72H184V74H183ZM189 72V73H188ZM203 72V73H202ZM208 72V73H207ZM212 72V73H211ZM214 72V73H213ZM221 72V73H220ZM224 74H223V73ZM261 72V73H260ZM7 73H10V78L8 77V75H7ZM49 73V74H48ZM58 73H61V75H57ZM63 73V74H62ZM105 75H104V74ZM106 73H108V74H106ZM132 73V74H131ZM159 75H158V74ZM188 73V75H185V74H187ZM190 73H193V75L192 74H190ZM194 73H195V75H194ZM199 73H202V74H199ZM232 73L233 74H235V77H233L232 76ZM246 73H247V75H246ZM249 73V74H248ZM20 74H22V75H20ZM40 74H41V76H40ZM97 74H98V76H97ZM101 76H100V75ZM114 74V75H113ZM121 74V75H120ZM127 74H129V75H127ZM138 74H140V75H142V76H139ZM156 74V75H155ZM222 74V75H221ZM231 76H230V75ZM251 74V75H250ZM261 74V75H260ZM16 77H15V76ZM51 75H52V77H51ZM90 75V76H89ZM91 75H92V77H91ZM96 75V76H95ZM104 75V76H103ZM111 76V78H110V76ZM117 75V76H116ZM122 75H124V77H125V79H123L124 77L122 76ZM125 75H127V76H129V77H127V76H125ZM131 75V76H130ZM132 75H133V77H132ZM151 75H153V77L155 76V78H153ZM166 75V76H165ZM200 75H202L201 77H200ZM207 75V76H208ZM223 75H224V77H223ZM249 75V76H248ZM255 75H257V76H255ZM11 76H14V77H12V79H13V81H12V84L11 83H9V79H11ZM43 76H44V78H43ZM46 76V77H45ZM83 76H85V78L83 77ZM87 76V77H86ZM89 76V77H88ZM93 76L94 77H96V79H95V81H94V78H93ZM150 76V77H149ZM158 76V77H157ZM164 76V77H163ZM168 76V77H167ZM181 76V77H180ZM225 76L227 77H229L230 76V78L231 77H233V78H235V79H233L232 78V80H229L230 78H228V79H226L225 78ZM248 76V77H247ZM255 78H254V77ZM18 77H21V78H18ZM81 77H83V79L81 78ZM103 77H104V79H103ZM112 77L114 78V79H112ZM130 77H132V79L130 78ZM142 77V78H141ZM147 79H146V78ZM180 77V78H179ZM194 77H195V79H194ZM214 77H215V79H214ZM218 77V78H217ZM53 78V79H52ZM92 78V79H91ZM108 78V79H107ZM110 78V79H109ZM131 80V81H129V79ZM134 78V79H133ZM139 78V80L137 81V79ZM145 78V79H144ZM149 78V79H148ZM151 78V79H150ZM157 78H159L160 80L162 79V81H163V83H162V81H160L159 79H157ZM166 78V79H165ZM178 78V80H176ZM183 78V79H182ZM206 78V79H205ZM221 78V79H220ZM11 79V80H12ZM16 79V80H15ZM21 79V80H20ZM41 79V80H40ZM73 79L75 80V81H73ZM87 79V80H86ZM100 79H101V81H102V79H103V81L100 83ZM122 79V80H121ZM127 79V80H126ZM143 79V81H142V83H141V80ZM155 79H157L158 81H160V82H158L157 80V83L159 84H155V82L156 81H154ZM183 80V85H184V87H183V85L182 84H180L179 82H180V80ZM186 79V80H185ZM200 79V80H199ZM203 79V80H202ZM205 79V80H204ZM212 79H213V81H212ZM262 79V80H261ZM22 82V84L20 83V81ZM53 80H55V83L53 82ZM83 80V81H82ZM123 80H125V81H123ZM132 80H134L133 81V83H134V85H132V88H130L131 86H130V84H133L132 83ZM135 80H136V82H135ZM145 80H147L146 82H145ZM150 80V81H149ZM175 80V81H174ZM182 80H181V83H182ZM184 80H185V82L187 81L188 83H185L184 82ZM192 80L194 81V83H192ZM195 80H199V81H195ZM202 80V81H201ZM216 81V84H215V81ZM222 81V82H218V81ZM228 80V81H227ZM97 81V82H96ZM164 81H165V83H164ZM166 81H168L167 83H166ZM178 81V82H177ZM190 81V82H189ZM210 81H212V84H213V86H211L212 84L210 83ZM229 82V84L227 83V82ZM242 81V82H241ZM8 83L7 84V86H6V83ZM13 82H16V83H18V84H16V83H13ZM105 82V83H104ZM122 82V87H123V89L124 88H126L127 87V89H126V91H124L123 89H120L121 87H119V86H121V84L120 83ZM124 82H126V83H124ZM129 82V83H128ZM131 82V83H130ZM143 82L146 84H143ZM149 82H151L150 83V85H148L149 84ZM178 83V85H181V87L179 86H176L177 84H175V83ZM195 82H198L197 84H200L198 87L195 85L196 83ZM207 82H208V86H207ZM233 82H235V83H233ZM239 82V84H238V90L240 91V92H238L237 93V89L236 88H234V87H237V83ZM245 82V83H244ZM5 83V84H4ZM65 83H66V85H65ZM81 83H82V85H81ZM90 83V84H89ZM108 83V85L106 86V84ZM114 83V84H113ZM118 83V84H117ZM139 84L138 86H136L135 84ZM141 83V84H140ZM189 83H192V84H189ZM205 83V84H204ZM221 83V84H220ZM228 84V85H225V84ZM231 83V84H230ZM14 84V85H13ZM55 84V85H54ZM61 84H63V85H61ZM87 85V88H85V86L84 85ZM99 84L100 85H102L103 84V88H102V86L100 87L99 86ZM117 86H116V85ZM188 86H187V85ZM202 84H203V86H202ZM224 84V85H223ZM234 84V86H231V85H233ZM236 84V85H235ZM242 86H241V85ZM5 85V86H4ZM9 85H10V87H9ZM15 85H18V87L17 86H15ZM20 85V86H19ZM77 85H79V87H80V85H81V87L79 88V87H77ZM91 85H93V87L91 86ZM98 85V86H97ZM105 85V86H104ZM158 85V86H157ZM168 86V87H166L165 86V88H164V90H162L163 89V87L162 86ZM172 85V86H171ZM187 86V88H185L186 86ZM191 85V86H190ZM206 87H205V86ZM216 85V86H215ZM252 85V86H251ZM253 85H257V86H254L253 87ZM13 86H14V88H13ZM82 86H84V88L82 87ZM97 86V87H96ZM130 86V87H129ZM136 86V87H135ZM144 86L146 87L147 86V88H144ZM171 86V87H170ZM175 86V87H174ZM196 86V87H195ZM227 86H229V87H231L232 88V92H234L233 91V89L236 91L235 92V94L234 93H232L231 92V88L229 89V87L228 88H226ZM241 86V87H240ZM7 89H6V88ZM17 87V88H16ZM64 87V88H63ZM90 87V88H89ZM137 87H143L142 89H138V91H136L137 93H133V92H135V90H137ZM155 87V88H154ZM160 87H161V90H160ZM180 89V94H179V89ZM183 87V88H182ZM202 88V89H204V90H208L209 88H211V87H213L214 89H210L211 91H207L208 93L206 94V92H205V95L204 94H202V89L200 90V92H199V89L200 88ZM207 87H208V89H207ZM216 87V88H215ZM240 87V88H239ZM250 87H252V88H250ZM260 89H259V88ZM10 88V89H9ZM16 88V89H15ZM82 88V89H81ZM89 88V89H88ZM92 88L94 89V90H92ZM96 88H97V90H96ZM98 88H100V89H98ZM133 88H136L135 90L133 89ZM156 88L160 91V93H159V95H158V97L156 98L157 99V101H156V99L153 97V96H156V94L159 92L158 90H156ZM174 91H172L171 89ZM178 90H177V89ZM188 88H190V89H188ZM196 89V90H198L197 91V93L200 95L201 94V96H199V95H197V93H195V94H193L194 92H196V90H194V89ZM199 88V89H198ZM254 88L255 89H258L257 90V93H256V91H254ZM9 89V90H8ZM12 89H15V90H13L12 91ZM85 89V91L86 92H84L83 90ZM92 91H91V90ZM104 90L103 92L102 91H100V90ZM122 90V91H120V90ZM130 90L131 91V89H132V92L130 93V91H127V90ZM145 89V90H144ZM183 89H184V91H183ZM186 89H187V91L189 92H191V93H188L187 91H186ZM191 89H192V91H191ZM249 89V91L248 92H246L247 90ZM263 89V90H262ZM5 90V91H4ZM62 92H61V91ZM64 90V91H63ZM75 90V91H74ZM96 90V91H95ZM99 90V91H98ZM110 90V91H109ZM116 90V91H115ZM120 91V92H118V91ZM149 90V91H148ZM152 91V94L153 95H151V93L149 94V92H151ZM153 90H155L154 92H153ZM217 92V95H218V93L220 92V91H222V92H224V93H219V96H217L216 95V92ZM246 90V91H245ZM260 90V91H259ZM6 91H9V92H6ZM58 91L59 92H61L60 94L58 93ZM79 91H82V92H84V93H82V92H79ZM88 91V92H87ZM106 91V92H105ZM124 91V92H123ZM140 91V92H139ZM147 91H148V95L151 97V98H149V96H146L147 95ZM176 91V92H175ZM227 91H229V92H227ZM244 91V93H242ZM254 91V92H253ZM8 93V94H10L11 95V92H12V95L10 96V95H5L6 93ZM74 92H76V93H73ZM92 92V93H91ZM95 92V93H94ZM114 92V93H113ZM117 92V93H116ZM122 92V93H121ZM128 92V94L126 95V97H125V94ZM138 92H139V94H138ZM145 92H146V94H145ZM161 92H163V93H161ZM166 92H168L167 94L169 95L170 94V96L172 97V95H171V93H174V94H176V95H174L173 97L175 98V99H173V101L171 100H168L169 99V97L170 96H168L167 94H166ZM210 92H211V94H210ZM1 93H5L4 95H2ZM16 93V94H15ZM62 93H65L63 96H62ZM68 93H70V94H68V96H67V94ZM73 95H72V94ZM79 93V97H77L78 94ZM87 93V94H86ZM94 93V94H93ZM112 93V94H111ZM164 93H165V95H167L166 97H165V95H164ZM177 93H178V95H179V97L177 96ZM237 93V94H236ZM247 93H249V94H247ZM15 94V95H14ZM82 94V95H81ZM98 94V95H97ZM117 94H120V95H118V96H120V97H123V98H120L119 99V101H121V102H117L116 101V99L118 100V98H117ZM121 94H123L122 96H121ZM130 94H131V98H130ZM134 94V95H133ZM155 94V95H154ZM162 95V98H163V96H164V99L163 100H161L162 98L161 97H159V96H161ZM189 94H191V95H189ZM193 94V95H192ZM220 94H221V96H220ZM228 96H227V95ZM230 94V95H229ZM255 94H258L259 96H261V97H259L258 95H256L255 96ZM76 97H75V96ZM83 95H84V97H83ZM86 95V96H85ZM97 95V96H96ZM107 95H109V98H108V96ZM145 95V96H144ZM181 95V96H180ZM183 95V96H182ZM184 95H185V97H184ZM188 95L189 96H192V99L193 100H191V97H188ZM197 95V96H196ZM207 95V96H206ZM209 95H210V97H209ZM215 95V96H214ZM225 95H226V97H225ZM235 95V96H234ZM250 95V96H249ZM16 96V97H18V98H14V97ZM59 96V97H58ZM61 96H62V98H61ZM92 96H94V97H92ZM104 96V97H103ZM106 96V97H105ZM127 96H129L128 98H127ZM134 96H136V99L134 98V100H132L133 99V97ZM194 96V97H193ZM206 96V98L207 99H203L204 97ZM230 96V97H229ZM240 96V97H239ZM241 96H243V97H241ZM245 96V97H244ZM247 96V97H246ZM258 96V102H257V100L256 99H254L255 97H257ZM41 98V100L43 101V109H42V101L40 100V98ZM46 97H48V98H46ZM64 97H66V98H64ZM73 97L75 98V99H73ZM82 99H81V98ZM87 99H86V98ZM96 97V98H95ZM100 97V98H99ZM125 97V98H124ZM138 97V98H137ZM146 97V98H145ZM168 97V98H167ZM182 97V98H181ZM199 97H202V98H199L201 101L203 100H205L204 102H201L200 101V104H201V107H202V105H204L203 106V108H201L200 107V105H192V104H196V101H197V99ZM238 97V98H237ZM37 99L36 101L37 102H40L41 101V103H39L38 104V106H37V103L33 100L32 101V99ZM42 98H44V99H42ZM77 98H79L78 99V101H76L77 100ZM92 99L91 101L89 100V99ZM99 98V99H98ZM105 98H107V99H105ZM139 98H145V100H147V99H153V100H151L150 102H152L151 104H152V107H153V105L157 102V104L156 105H154L155 107H151V105H150V103L148 102L149 100H147V102H145V103H141V101H139ZM160 98V99H159ZM166 98H167V100H166ZM177 98H178V100H177ZM182 100L183 98L185 99V98H187V99H183L182 101H180V99ZM195 98V99H194ZM197 98V99H196ZM208 98H211L210 100L211 101H209L208 100ZM214 98V99H213ZM217 98V99H216ZM223 98V99H222ZM230 98V99H229ZM236 98H237V100H236ZM261 98H263V99H261ZM30 99V100H29ZM49 99H50V101H49ZM80 99H81V101H80ZM83 99H86L85 101L83 100ZM95 99H97L96 101H94ZM124 99V100H123ZM125 99H130L129 101L128 100H126L125 101ZM171 99V98H170ZM199 99H198V103H199ZM213 99V100H212ZM217 101H216V100ZM226 99H228V100H226ZM234 99V100H233ZM242 99H245V100H242ZM254 99V100H253ZM261 99V100H260ZM13 100H15L14 102H12ZM39 100V101H38ZM57 100V101H56ZM62 100V101H61ZM64 100V101H63ZM70 100H74L73 102L72 101H70ZM82 100H83V102H82ZM88 100V101H87ZM123 100V101H122ZM144 100V99H143ZM143 100H142V102H143ZM175 100V101H174ZM186 100H191L192 102L190 103V101H189V103L191 104H189L188 102H186ZM223 100V101H222ZM230 100H233V102H235V104H237L236 105V107L237 108H239V110H241L240 112H239V110H232L233 112H235V114H237V113H240V114H237L238 116L240 115H242L241 117H240V119L238 120V119H236V118H238V116L236 115V117H235V114H233V116H232V119H229V117H225V116H223V114L226 112L227 113V110L226 109H228L229 108V105L231 104V103H233L232 101H230ZM236 100V101H235ZM240 100V101H239ZM260 100V101H259ZM28 101H30V102H28ZM44 101H46V102H44ZM49 101V102H48ZM55 101V102H54ZM66 101H68V102H66ZM79 101L81 102V103H79ZM94 101V102H93ZM102 101H107V102H105L106 103V105H105V103L103 102L102 103ZM111 101H112V104H113V106L114 105H118V106H123V104H124V106H123V108L121 109V107H120V109L119 108H115V107H118V106H114V108H111L112 107V105H110L111 104ZM117 103H116V102ZM138 103H137V102ZM154 101H156L155 103H153ZM209 101V102H208ZM214 103H213V102ZM216 101V102H215ZM227 102L226 104H223V103H225V102ZM254 101V102H253ZM9 102L11 103V104H9ZM34 102V103H33ZM60 102V103H59ZM64 104V105H61L62 103ZM65 102V103H64ZM86 102V103H85ZM89 102V103H88ZM92 102H93V104H92ZM136 102V103H135ZM159 102H161V103H164L163 105L160 103L159 104ZM169 102H173L172 104L171 103H169ZM174 102L176 103V105H174ZM178 102V103H177ZM180 102V103H179ZM186 102V103H185ZM195 102V103H194ZM211 102V103H210ZM221 102H223L222 104H221ZM230 102V103H229ZM248 102H252L253 104L251 105V103H248ZM15 103V104H14ZM27 103H30V108L28 107L29 106V104H27ZM31 103H32V105H31ZM55 103V104H54ZM68 105H67V104ZM70 103V104H69ZM72 103H74V104H72ZM78 103V104H77ZM83 103V104H82ZM97 103H99V104H97ZM100 103H101V105H100ZM129 103H131V106H130V104ZM166 103V104H165ZM186 104V105H183V104ZM203 103V104H202ZM229 103V104H228ZM242 105H241V104ZM254 103H256V105H254ZM257 103H258V105H257ZM44 104H45V107H44ZM53 104H54V106H53ZM62 107H60L59 105ZM86 106H85V105ZM90 104V105H89ZM103 104V105H102ZM119 104H121V105H119ZM129 104V105H128ZM148 104V105H147ZM159 104V105H158ZM170 105V107H171V110H169V106L168 105ZM211 104H215V106L213 105H211ZM240 104V105H239ZM245 104H248L247 106H246V108L247 109H245V111H244V105ZM50 107H49V106ZM65 105H67V107L65 106ZM77 105V107H75ZM78 105H79V107H78ZM83 105H84V107H83ZM89 105V107H87ZM98 108V111L101 109L100 107H102L103 106V108L100 110V112H98L97 111V108L95 107V106ZM98 105H100V106H98ZM125 105H126V107H125ZM128 105V106H127ZM134 105H137V106H134ZM139 105V106H138ZM166 106V108H163V106ZM190 105V106H189ZM218 105H220V107L222 106V109H223V112H221V110H220V107H218ZM232 106L234 105V103L233 104H231ZM230 105V106H231ZM255 106L254 107V109L252 108V106ZM18 106H20L19 108H18ZM23 106H25L26 108L25 109H22V108H24ZM35 106H36V111L34 110L35 109ZM63 106H64V108H63ZM75 107V108H71L70 109V107ZM105 106H107V109H106V107ZM134 106V107H133ZM141 106H143V107H141ZM151 108L152 109V112H151V109H150V111L148 110L149 108ZM164 106V107H165ZM172 106H174L173 108H176V109H179L180 107L182 108V109H185V110H182L181 108L179 109L180 111H181V118H180V112H178L179 110H176V109H172ZM183 106V107H182ZM196 106H198V107H200V108H198V107H196ZM212 106V107H211ZM226 106H228V108L226 107ZM231 106V107H232ZM249 106V107H248ZM250 106H251V108H250ZM259 107V109L258 108H256V107ZM260 106H261V108H260ZM27 107H28V109H27ZM41 107V108H40ZM105 107V108H104ZM130 107H133L132 108V110H131V108ZM139 107H141V108H139ZM158 108V110L160 109L161 110V112H164V114L162 113V114H160V110L158 111L157 110V112H155L156 111V109ZM160 107V108H159ZM162 107V108H161ZM177 107H179V108H177ZM189 107H192L193 109H190ZM195 107V108H194ZM214 107V108H213ZM216 107V108H215ZM224 107H226V108H224ZM240 107H241V109H240ZM18 108V109H17ZM40 108V110H37V109H39ZM56 108V110H54ZM85 108V109H84ZM96 110H95V109ZM126 108H127V110H126ZM130 108V109H129ZM189 108V109H188ZM197 108V109H196ZM206 108V109H205ZM233 108V107H232ZM236 108V109H237ZM256 108V109H255ZM17 109V110H16ZM51 109V110H50ZM53 109V110H52ZM62 109V110H61ZM87 109V110H86ZM93 109V111H91ZM123 109H125V110H123ZM153 109H155V111L153 110ZM165 109V110H164ZM198 109H199V111L200 110H202V109H204V113H202V112H200V114H194L193 112H192V110H194V112L195 111H198ZM214 111H213V110ZM217 109V110H216ZM235 109V108H234ZM20 110H23L22 112H25V113H22V112H20ZM30 110V111H29ZM48 110V111H47ZM61 110V111H60ZM64 110V111H63ZM105 110V111H104ZM118 110H119V112H121L120 114H118L117 112H118ZM122 110H123V112H122ZM144 112H143V111ZM163 110V111H162ZM166 110H167V112H166ZM189 111V114L187 113L188 111ZM191 110V111H190ZM207 110V111H206ZM215 110H216V112H215ZM225 110V111H224ZM247 110H249V112H256V111H258V110H260V112L258 111V112H256L258 115H259V113H263L262 115H259V118L256 120L254 117H252L253 115L255 116L256 115V113L254 114V113H250L249 114V112L247 111ZM252 110V111H251ZM2 111V112H1ZM7 111H9V113H7V114H9V115H7L6 114V112ZM49 111H51L50 113H48L49 115V118H46V116H47V113H44V112H49ZM68 112L67 114H66V112ZM85 111V112H84ZM86 111H88V112H86ZM96 111V112H95ZM117 111V112H116ZM126 112V116H127V118L125 117V112ZM130 111H131V113H130ZM135 111V112H134ZM138 111H140V112H138ZM153 111H154V113H155V115H154V113H153ZM175 112V116H174V118L176 117V119L179 117L180 119L178 120L179 122H177V120H175L174 118L173 119H170V121H167L166 119H169L170 118V114H174V112ZM184 111H187L186 113L184 112ZM199 111H198V113H199ZM203 111V110H202ZM236 111H237V113H236ZM5 112V113H4ZM22 113V114H20V113ZM35 114H34V113ZM54 112V113H53ZM55 112H57V113H55ZM65 112V113H64ZM92 112V113H91ZM102 112H105V113H102ZM115 112V113H114ZM138 112V113H137ZM170 112H172V113H170ZM176 112H178V113H176ZM190 112H191V115H190ZM207 114H206V113ZM232 112V113H233ZM32 113V114H31ZM39 113V114H38ZM88 113V114H87ZM151 113H153V117H154V119H153V117H152V114ZM170 113V114H169ZM182 113H184V115L182 114ZM197 113V112H196ZM213 113H215V114H213ZM246 113H247V115H246ZM33 114L35 115V117H37L36 118V122L35 121H33V118L35 119V117H33ZM41 114H43L42 115V117H41ZM44 114H46L45 115V117H44ZM55 114H57V116L55 115ZM60 114V116H58ZM64 116H63V115ZM124 114V115H123ZM131 115V117H130V119H128V116H130ZM140 114V115H139ZM150 114V117L148 116ZM169 115V116H167V115ZM173 114L171 115V117H173ZM186 114H187V116H189L190 115V117L191 118H188V117H186ZM192 114H194L195 116L193 117V115ZM251 115L250 117H247V116H249V115ZM1 115V114H0ZM40 115V116H39ZM50 115H51V117H50ZM55 115V116H54ZM72 115V116H71ZM99 115V116H98ZM109 115H112V116H109ZM120 115V116H119ZM158 115L160 116L159 117V119L158 120H156V118L158 117ZM164 115V116H163ZM177 115H178V117H177ZM200 115V116H199ZM201 115H203V116H201ZM205 115V116H204ZM207 115V116H206ZM208 115L210 116V118H206V117H208ZM222 115V116H221ZM15 116V117H14ZM17 116V117H16ZM33 118H32V117ZM52 116L54 117V118H52ZM62 116V119L60 118ZM70 116V117H69ZM76 116H77V118H76ZM86 116V117H85ZM95 116H97V117H95ZM106 116H108V117H110L108 120H106V118H108V117H106ZM116 116H118V119H116L115 117ZM141 117V118H145L144 120L143 119H141L142 120V122H141V120H140V118L139 117ZM163 116V117H162ZM166 116V117H165ZM183 116V117H182ZM247 118H246V117ZM7 117V118H6ZM8 117H9V119H8ZM12 117V118H11ZM21 117V120H22V118L24 117L25 118V120H24V118H23V120H22V122H21V120L19 119ZM31 117V118H30ZM40 117V118H39ZM55 117H56V119H55ZM67 117V118H66ZM75 117V118H74ZM88 117V118H87ZM92 117H94L93 119H92ZM101 117V118H100ZM103 117V118H102ZM104 117H106V118H104ZM115 118V120H114V118ZM124 118V120L122 121V120H120L121 118ZM133 117V118H132ZM165 117V118H164ZM167 117H169V118H167ZM194 119H193V118ZM196 117V118H195ZM216 117V118H215ZM223 117H225V119L223 118ZM244 117L248 120V118H253L252 119V121L249 119V122L248 121H244L245 119H244ZM256 117V116H255ZM258 117V116H257ZM263 117V118H262ZM6 118V119H5ZM29 120H28V119ZM52 118V120H50ZM60 118V119H59ZM65 118V119H64ZM72 118H74V119H72ZM82 118V119H81ZM97 118V119H96ZM122 118V119H123ZM132 118V119H131ZM135 118V119H134ZM148 118H151V122L149 121V120H147ZM164 118V119H163ZM183 118H186L185 120L183 119ZM187 118H188V120H190V121H192V120H194V121H192V122H195L196 123V121L195 120H199V121H201V122H197L196 124H195V126H194V123H191L190 121H187ZM205 118V119H204ZM215 118V119H214ZM227 118H228V120H227ZM4 119V120H3ZM32 119V124H33V126L31 125V120ZM41 119V120H40ZM45 119V120H44ZM47 119V120H46ZM53 119H55L56 120V123L54 124V121H53ZM86 119V120H85ZM105 121H104V120ZM182 119V120H181ZM206 119H208V120H210V121H208V120H206ZM222 119V120H221ZM260 119V120H259ZM11 122H10V121ZM17 120V121H16ZM60 120H62L60 123H58ZM85 120V121H84ZM88 120V121H87ZM100 120V121H99ZM110 120V121H109ZM114 120V121H113ZM135 120V121H134ZM137 120H139L140 121V123H144L143 121H145V124H143V125H141V124H138V121ZM147 120V121H146ZM155 121V123H154V121ZM173 120L174 121H176V123L179 125V124H181L180 126L182 127H180L179 126V129H181V130H183V132L182 133H180L179 135V137L181 138V137H183V138H174V139H172L171 140V138H169V137H166L167 135V129L169 128L168 126H169V124L170 123H168V122H171L172 121V123H174V124H172V125H176V128H178V125L177 124H175V122H173ZM205 120V121H204ZM214 120H215V122H214ZM223 120H225L224 122H223ZM237 120H238V122H240V123H238L237 122ZM243 120V121H242ZM1 121H3L2 123H1ZM7 121H9V122H7ZM12 121H13V123H12ZM15 121V122H14ZM25 123H24V122ZM27 121H30V123L29 122H27ZM47 121V122H46ZM51 123H50V122ZM53 121V122H52ZM58 121V122H57ZM83 121V122H82ZM97 121L100 123L101 121V123L98 125V123H97ZM109 123H108V122ZM121 121H122V123H121ZM128 121V122H127ZM131 121H134V124L135 125H137V127L136 126H134V124H133V122H131ZM218 121V122H217ZM242 121V122H241ZM255 123H254V122ZM16 122H18V123H16ZM27 122V123H26ZM82 122V123H81ZM104 122H107V126L104 124ZM120 122V123H119ZM129 123V124H127V123ZM147 122V123H146ZM150 122V124L152 125L153 123V125L151 126V125H149L148 123ZM153 122V123H152ZM156 122H157V124H156ZM182 122V123H181ZM186 122H187V124H186ZM202 122H204V123H206V124H204V123H202ZM210 122H213V123H210ZM217 122V123H216ZM221 122V123H220ZM232 122V123H231ZM235 122V123H234ZM243 122H245V124L243 123ZM247 122V123H246ZM251 122H253L254 123V126H252L253 124L251 123ZM9 123H10V125H11V123L14 125V124H16L15 126H13V125H9ZM20 123H22L21 125H20ZM28 123L30 124V125H28ZM45 123H46V125H45ZM103 123V124H102ZM111 123V124H110ZM117 123V124H116ZM165 123H168V125H166ZM183 123H185V124H183ZM189 123H191V124H189ZM199 123V124H198ZM204 125H202V124ZM218 123H219V125L221 124V126L220 127H217V126H219L218 125ZM236 123H238V124H236ZM250 123V127L249 126H247V124H249ZM9 125V126H7L6 127V125ZM23 124H25L24 126H23ZM35 124L36 125H39V127L37 126H35ZM54 124V125H53ZM57 124H59V125H57ZM60 124H62V127H61V125ZM94 124H95V127H93L94 126ZM102 124V125H101ZM108 124H110V125H108ZM132 124V125H131ZM146 124H148L150 127H148V129L149 130H147L146 129V127L148 126V125H146ZM162 126H161V125ZM163 124H165L164 126H163ZM209 126H208V125ZM214 124H217L216 125V127H215V125ZM227 124V125H226ZM252 124V125H251ZM21 126V128H23L24 127V130L25 129H28V130H25V131H23V129H22V131H21V128H20V126ZM27 125L31 128V127H33L34 129L36 128V131H37V129H39L40 128V131H38L37 132V134L38 135H41V136H38L37 134H35L36 133V131L35 130H33V128H31L33 131H34V133H33V131L32 130H30L29 129V127L27 128ZM89 125H91V127L89 126ZM97 125H98V127H97ZM101 125V126H100ZM105 125V126H104ZM154 125H155V127L159 130L158 132H160L161 133V135H159L160 133H156L157 132V129L154 127ZM184 125H187V126H184ZM189 125H190V127H189ZM192 125V126H191ZM200 125L201 127H198V126ZM208 127H207V126ZM222 125H225V126H222ZM234 125V126H233ZM257 125H260V126H257ZM19 126V127H18ZM26 126V127H25ZM47 126H49L50 127V131L48 130L47 131V129L46 128H48ZM60 126V127H59ZM65 126V128H63ZM69 126V127H68ZM111 126V127H110ZM115 126V127H114ZM133 126L134 127H136V128H133ZM140 126V127H139ZM144 126H146V127H144ZM160 126V127H159ZM197 126V127H196ZM213 127V128H211V127ZM233 126V127H232ZM256 126V127H255ZM263 126V127H262ZM3 127H6V129H4ZM96 127H97V129L99 130H97L96 129ZM107 127V128H106ZM108 127H110L111 128V130H110V128H108ZM120 127V128H119ZM128 127V128H127ZM148 131H146L144 128ZM155 128V129H153V132H151L152 131V129L151 128ZM185 127H187V128H185ZM193 127H195V128H193ZM203 127H205V128H203ZM223 127V129L224 130H226V131H228V132H225L224 130L223 131H220V128H222ZM225 127V128H224ZM11 130H10V129ZM15 128V129H14ZM18 128H19V131H18ZM62 128V129H61ZM70 130H69V129ZM92 128H94V129H92ZM102 128V129H101ZM104 128H106V129H104ZM113 128V129H112ZM124 128V129H123ZM126 128H127V130H126ZM131 128H133L132 129V131H131ZM165 128V129H164ZM193 128V129H192ZM198 128V129H197ZM209 128V129H208ZM216 128V129H215ZM227 128V129H226ZM256 128H258V130L256 129ZM262 128V129H261ZM14 129V130H13ZM53 129V130H52ZM54 129H55V131H54ZM68 129V130H67ZM91 129V130H90ZM101 129V130H100ZM119 129V130H118ZM137 129V131H135ZM139 129V130H138ZM145 130L147 133H149V134H147L145 131H141V130ZM161 129V130H160ZM163 129V130H162ZM197 129V130H196ZM202 129V130H201ZM206 129V130H205ZM214 129H215V131L216 130H218L219 132H220V134L221 135H224L225 136V134L227 135V136H223V138H222V136L221 135H219L218 133V131H217V135L218 136H216L215 135V131H214ZM229 129V130H228ZM234 129V130H233ZM239 129V130H238ZM253 129V131L251 132V130ZM10 130V131H9ZM14 131V132H11V131ZM43 130H45V131H43ZM60 130H61V132H60ZM63 130H65V131H63ZM93 130H97L96 132H94ZM118 130V131H117ZM131 132H129V131ZM189 130H191V134L193 133L194 135L196 134V136L194 137V135L192 134H190L188 137H185V136H183L184 134L187 136V134H189L190 133V131ZM195 130V132H192V131H194ZM211 130H212V132H214L213 134H212V132H211ZM231 130V131H230ZM233 130V131H232ZM235 130H236V132H235ZM257 130V131H256ZM263 130V132H261ZM7 131V132H6ZM11 132V133H9V132ZM18 131V132H17ZM42 131L45 133V132H48V136L46 135V134H44V133H42ZM53 131V132H52ZM67 131H69L68 133H70L69 135H70V137H68L69 135H68V133H67ZM83 131H85L84 133H83ZM107 131H111V132H107ZM115 131H116V133H118V135H120V134H123L124 133V136H125V134L129 137L130 136V140H132V138L134 139V137L135 136H137L138 135V137L136 138L135 137V140H133L134 142H136V140H139V141H137L136 143H134V142H130V140L129 139H127V136L126 137H124L123 135H122V138H120L121 137V135L118 137V135L116 136V134H115ZM124 131H127V132H124ZM162 131H164V132H162ZM255 131V132H254ZM260 131V132H259ZM3 132H5L4 134H3ZM25 132V133H24ZM71 132H73L72 134H71ZM78 132V134H83V136L82 135H76V133ZM80 132V133H79ZM92 132H94V134L92 133ZM107 132V133H106ZM137 132H138V134H137ZM142 132V133H141ZM203 133V134H201V133ZM206 134H205V133ZM209 132H211L210 134H209V136L207 135ZM223 132H225V133H223ZM230 132V133H229ZM231 132H232V134H231ZM233 132H235V133H233ZM247 132H249V133H247ZM254 132V133H253ZM258 132H259V134H258ZM7 133H9V134H11L10 135V137L8 136L9 134H7ZM30 133V135L32 134V135H34V137L32 138V137H30V135H28ZM42 133V134H41ZM51 135H50V134ZM61 133V134H60ZM63 133V134H62ZM66 133V134H65ZM88 133V134H87ZM109 133V134H108ZM112 133V134H111ZM128 133V134H127ZM145 133L147 134V135H145ZM153 133H155L154 135H155V137H153L154 135H153ZM198 133H200V135L198 134ZM229 133V134H228ZM15 134H17L16 135V137H18V135H19V137H18V139H20V141L21 142H19V140L17 141V139H15L16 137H13L14 139H12L11 138V136L12 135H15ZM21 134V135H20ZM24 134V135H23ZM25 134H26V136H25ZM43 134H44V136H43ZM75 134V135H74ZM85 134L86 135H88V136H85ZM90 134V135H89ZM92 134H93V136H92ZM156 134H157V138H160V140L158 139L157 140V138H156ZM198 134V135H197ZM231 134V137H229V135ZM235 134V135H234ZM245 134H250L249 135V137H248V135L247 136H245ZM253 134V135H252ZM262 134V135H261ZM37 135V136H36ZM51 137H50V136ZM61 136L60 138L61 139H63L64 137H65V139L64 140H67L68 138H70V140L68 139L67 140V142L66 141H64V140H61V141H59V139L60 138H57V136ZM65 135V136H64ZM108 135V136H107ZM153 135V136H152ZM159 135V136H158ZM205 135V137H206V139L207 138H212L213 139V137H211V136H214L215 138H214V140H218V138L220 139L218 142H214V140H211V142H214V145H215V143H217V144H219V146H217V144L214 146V147H210V146H207L208 144H207V142H206V139H205V137L204 138H202L203 136ZM211 135V136H210ZM233 135V136H232ZM238 135H240V136H237ZM48 137V138H46V137ZM68 138H67V137ZM79 136H81V137H79ZM91 137V139L93 140H91L90 139V137ZM95 136V137H94ZM114 136H116V137H114ZM146 136V137H145ZM149 136H151L152 137V139H151V137H149ZM197 136H198V138H197ZM202 136V137H201ZM251 136H252V138H251ZM259 136H262V137H259ZM22 137V138H21ZM28 137V138H27ZM38 137H39V140H38ZM49 137L51 138V139H49ZM55 137L58 139V140H56L55 139ZM73 137V138H72ZM77 137V138H76ZM84 137V138H83ZM103 137H105V139L103 138ZM111 137V138H110ZM141 137V138H140ZM145 139H144V138ZM150 139H149V138ZM169 138V139H166V138ZM229 137V138H228ZM240 137V138H239ZM242 137L244 138V139H242ZM247 137V138H246ZM256 137H258V138H256ZM10 138H11V140H12V142H11V140H10ZM30 138L32 139V140H30ZM96 138V139H95ZM114 140H113V139ZM154 138H156V140L157 141H160L159 143L154 139ZM191 138V139H190ZM197 139L196 141L194 140V139ZM245 138H246V140H249V141H246L245 140ZM249 138V139H248ZM8 141H7V140ZM25 139V140H24ZM45 139V140H44ZM47 139V140H46ZM73 139H75V140H73ZM77 139H79L78 141H80L81 139V142H77ZM119 139V141L121 142H123V141H125L124 143H125V147L124 148H121L120 149V147H122V145H123V143L120 145L119 144V142L118 141H116V140H118ZM124 139H127V140H124ZM164 139H165V141H164ZM183 139V140H182ZM187 139V140H186ZM254 139H256V141H253ZM6 140V141H5ZM10 140V141H9ZM24 140V141H23ZM28 140V141H27ZM88 140L90 141H92V142H89L88 143ZM141 140H143V141H141ZM154 140V141H153ZM164 142H163V141ZM175 140H176V142H175ZM189 141V143H187L186 141ZM192 140H194V141H192ZM204 140V141H203ZM227 140V141H226ZM240 141L241 140V144H240V142H237V141ZM245 140V141H244ZM15 141H17V142H15ZM27 141V142H26ZM35 141V142H34ZM50 142L51 144H52V147H51V144L50 143H47V142ZM58 141H59V143H60V146H57V145H59L58 144ZM74 141V142H73ZM106 141V142H105ZM115 143V144H113V142ZM118 143V145L120 146V147H118V145H117V143ZM128 141H129V143H128ZM141 141V142H140ZM144 141H147V142H144ZM155 141H156V143H155ZM172 141V142H171ZM182 143H181V142ZM184 141H185V144H184ZM192 141V142H191ZM246 142V144L244 143V142ZM252 141V142H251ZM13 142H15L14 143V145H16L15 147L13 146ZM25 142V143H24ZM34 142V143H33ZM40 142V143H39ZM41 142H45V143H41ZM71 143L70 145L71 146H68L67 144H65V143ZM84 142H86L87 144H88V146L86 145V144H84ZM111 143V146H110V143ZM168 142V143H167ZM195 142V144H194V146L192 145L193 143ZM235 142V143H234ZM255 142H257V143H255ZM17 143H19L18 144V146H17ZM22 143H23V145H25L24 146V148H23V145H22ZM33 143V144H32ZM57 143V144H56ZM61 143L63 144L64 143V145H61ZM90 143H93V145L92 144H90ZM109 143V144H108ZM131 143V145H129ZM132 143H134V144H132ZM150 144V146L151 145H153V146H151V148H149L150 146H148L149 144ZM179 145H178V144ZM198 143H200V144H198ZM204 143V144H203ZM229 143V144H228ZM232 143H234V144H232ZM260 144V145H257V144ZM21 144V145H20ZM45 144H46V146H45ZM107 144L110 146V147H112L111 148V150H109V146H107ZM137 144V145H136ZM146 144V145H145ZM157 144V145H156ZM163 144V145H162ZM177 144V145H176ZM183 144V145H182ZM189 144V146L191 145V147H189V146H186V145H188ZM198 144V145H197ZM211 144V143H210ZM227 144H228V146H227ZM246 146H248V147H246V148H244L245 147V145ZM250 144V145H249ZM252 144V145H251ZM263 144V145H262ZM26 145H28V146H26ZM32 145H34L33 146V148H35V145H36V147L37 148H39V150L38 149H36L35 148V150L32 148ZM39 145H42V146H39ZM49 145V146H48ZM66 145L68 146V147H71L70 149H68L69 151H66V149L68 148V147H66ZM89 145H91V146H89ZM105 145V146H104ZM117 145V146H116ZM128 145V146H127ZM133 145L135 146L134 148H132L131 149V147H129V146H132L133 147ZM140 145V146H139ZM143 145V146H142ZM158 145H160V148H157V147H159ZM181 145L183 146L182 148H181ZM199 145H201V147H203V148H201ZM212 145H213V143H212ZM230 145L231 146H233V147H231L230 148ZM243 145H244V147H243ZM54 146L56 147V148H54ZM63 146H65L66 147V149H65V147H63ZM82 146V147H81ZM94 146V147H93ZM95 146H98V147H95ZM114 146V147H113ZM148 146V147H147ZM164 146H168V147H164ZM169 146H171V148L169 147ZM177 146V148H175V147ZM179 146V147H178ZM216 146L218 147V148H216ZM249 146H250V148H249ZM253 146V147H252ZM256 146V147H255ZM6 147H4V148H6ZM14 147V148H13ZM22 149H21V148ZM27 149H26V148ZM53 148L52 150L50 149H48V148ZM78 147V148H77ZM109 147V148H108ZM129 147V148H128ZM142 147H146L145 148V150H144V148H142ZM188 149H187V148ZM205 147H209L208 149L207 148H205ZM258 147H259V149H258ZM12 148V149H11ZM17 148L18 149H21L20 150V152L17 150ZM32 148V149H31ZM41 148V149H40ZM45 149L46 148V150L48 149L49 151H50V154L48 153L47 154V156H49V155H51L52 153H54L55 151H57L56 153L58 154H56L55 153V155L53 154V156H59L60 155V157L57 159L56 157H54L55 159H53V161H52V158L53 157H46V158H44L43 156H45L46 155V153L47 152H49L48 150H47V152H46V150H43V149ZM58 148V149H57ZM61 148H63L64 150L62 151V149ZM73 148V149H72ZM82 148V149H81ZM95 148H96V150H95ZM98 148H100V149H98ZM106 149V151H104V149ZM108 148V149H107ZM126 148V149H125ZM137 148H138V150H137ZM140 148V149H139ZM141 148H142V150H141ZM151 149V150H149V149ZM162 148H165V149H169L170 148V150H168L167 149V151L165 150V149H162ZM211 148V150L214 152V154L212 155V153L213 152H211V150H209ZM247 148H248V151H247ZM253 150H252V149ZM15 151H14V150ZM60 149V150H59ZM91 149V150H90ZM131 149V150H130ZM136 149V150H135ZM153 149H154V151H157L158 149V152H156V153H154L153 152ZM179 149V150H178ZM186 149V150H185ZM192 150V149H194V150H192V151H190L191 152V154H190V152H188V150ZM204 151H203V150ZM215 149H217L216 151L219 153L220 152V159H218V158H214V157H216V151H215ZM220 149V150H219ZM221 149H222V151H221ZM233 149V150H232ZM244 149V150H243ZM250 149V150H249ZM16 150L18 151V152H16ZM30 152H29V151ZM33 150H34V152H33ZM37 150V151H36ZM53 150H54V152H53ZM70 150H73V151H70ZM103 150V151H102ZM109 152H108V151ZM125 150H126V152H127V155L125 154ZM130 150V151H129ZM137 151V152H134V151ZM146 150H148V152L146 151ZM176 152H175V151ZM205 150H208V151H205ZM224 150V151H223ZM230 150H232V151H230ZM13 151H14V154H13ZM21 151H23V152H21ZM32 151V152H31ZM43 151H45V152H42ZM59 151H62L61 152V154H59L60 152ZM79 151H80V153H79ZM93 151V152H92ZM99 152V155H101V156H106V158L105 157H100L99 155H98V152ZM101 151V152H100ZM112 151V152H111ZM114 151H115V153H114ZM120 151V153H118ZM124 151V152H123ZM132 151V152H131ZM141 151V152H140ZM146 151V152H145ZM166 151V152H165ZM172 151V152H171ZM180 151V152H179ZM194 151H197V152H199V153H201L200 155H199V153L197 154V155H199L197 158H194L195 156H197V155H194V154H196L197 152H195L194 153ZM229 151V152H228ZM253 151V152H252ZM258 151V152H257ZM263 151V152H262ZM12 152V153H11ZM25 152V153H24ZM52 152V153H51ZM59 152V153H58ZM67 152H68V154H70V155H72V153L71 152H73V155L71 156V159H73L72 160V162L70 161V155H67ZM82 152V153H81ZM89 152V153H88ZM94 152H96V154H94ZM107 152L108 153H110L111 152V154H110V156H107V155H109V154H107ZM123 152V153H122ZM131 152V153H130ZM144 152H145V154H148V156H146L145 154H144ZM151 152V153H150ZM169 152H171V155L169 154ZM182 152V153H181ZM184 152V153H183ZM187 152V153H186ZM202 152H203V154L205 155V153L207 152V155H205L206 156V158H203L202 159V157H204V155H202ZM224 153L225 154V156H223L222 155V153ZM227 152V153H226ZM232 152H233V154H232ZM245 154H244V153ZM247 152V153H246ZM257 152V153H256ZM15 153H17V156H15L14 157V155H16ZM26 153H28V155L26 154ZM33 154V155H30V154ZM36 153V154H35ZM38 153H40V154H38ZM45 153V155H43ZM64 153V154H63ZM83 153H87V154H89V155H87V154H84L83 156H82V154ZM93 153V154H92ZM112 153H114V156H112L113 154ZM135 153V154H134ZM157 153H158V155H157ZM174 153V154H173ZM180 153V154H179ZM210 153V154H209ZM249 153V154H248ZM260 153V155L258 156V154ZM10 154V156H8ZM13 154V155H12ZM22 154V155H21ZM34 154H35V156H37V157H35L34 156ZM90 154H92V156L94 157H92ZM125 154V155H124ZM129 154V155H128ZM132 154L134 155V156H136L135 158H136V160L133 158L134 156H132ZM141 154L143 155V156H141ZM153 155V157L152 156H150V155ZM159 157V159H158V157H156V155ZM160 154H163V155H160ZM178 154V155H177ZM184 156H183V155ZM227 154V155H226ZM255 154V155H254ZM257 154V155H256ZM41 155H42V157L43 158H41L40 159V157H41ZM64 155H67V156H64ZM74 155H76V156H74ZM173 155H174V157H173ZM180 155V156H179ZM191 155V156H190ZM209 155H211V156H209ZM215 155V156H214ZM229 155H231V156H229ZM234 155V156H233ZM20 156V157H19ZM23 156V157H22ZM29 156H30V158H29ZM32 156V157H31ZM40 156V157H39ZM86 156V157H85ZM88 156V157H87ZM90 156V157H89ZM118 156V157H117ZM121 156V157H120ZM123 156V157H122ZM127 156H129L128 158H127ZM141 156V157H140ZM146 156V157H145ZM150 156V157H149ZM165 156V157H164ZM167 156V157H166ZM169 156L170 157H173L172 159L171 158H169ZM179 156V157H178ZM187 156V157H186ZM214 156V157H213ZM223 156V157H222ZM233 156V157H232ZM248 156V157H247ZM255 157V161H257L258 163H259V165H257L256 163H254L253 165H252V163L253 162H255L254 161V158H252V157ZM260 156H261V158L263 159H261L260 158ZM263 156V157H262ZM6 157H9L8 159L6 158ZM15 159H14V158ZM16 157L17 158H20V160L19 161H15L16 160ZM64 157V158H63ZM68 157V158H67ZM81 157V158H80ZM83 157H85L86 159V161H84V158ZM97 157H99V158H97ZM108 157H110L111 158V160L109 161V160H107V159H110V158H108ZM112 157H113V159H112ZM116 157H117V159H116ZM132 159H131V158ZM140 157V158H139ZM145 157V158H144ZM152 157V158H151ZM222 157V158H221ZM230 157V158H229ZM243 157H245V159H247V160H249V161H252V163L251 162H249V161H245V159L243 158ZM257 157V158H256ZM29 158V159H28ZM75 158V159H74ZM90 160H89V159ZM93 160H92V159ZM96 158V159H95ZM123 159V160H120V159ZM130 158V159H129ZM144 158V159H143ZM154 158V159H153ZM165 158H167V159H165ZM176 158L178 159L177 161H176ZM187 158H192L191 160H189V159H187ZM209 158V159H208ZM6 159H7V161H6ZM10 159V160H9ZM22 159V160H21ZM24 159V160H23ZM26 159V160H25ZM31 159H33V161L31 160ZM43 159V160H42ZM45 159H48L49 161H47V160H45ZM65 159V160H64ZM83 159V160H82ZM114 159H115V161H114ZM125 159V160H124ZM127 159V160H126ZM151 159V160H150ZM158 159V160H157ZM168 159H170V161L168 160ZM181 159H186V160H188V161H190V162H192V161H194V163H193V166H185V167H188L187 169H190V168H196V172L194 173V175H196V177L197 178H199V179H197L196 177V180H199V181H196V180H194L193 181V179L191 178L192 177V175H188L187 174V171H186V168H184V165L183 166H181ZM194 159V160H193ZM216 159H218V160H222V163L220 162V161H218L217 163H216ZM234 162V161H237V159H238V162L236 163H233V162H231V160ZM236 159V160H235ZM18 160V159H17ZM29 162H28V161ZM82 161V162H80V161ZM96 160H97V162H96ZM106 160V161H105ZM117 160V161H116ZM120 160V161H119ZM130 160H135V161H130ZM154 160V161H153ZM163 160V161H162ZM165 160V161H164ZM177 163V165L175 164V162ZM181 160V161H180ZM206 160H208L207 162H206ZM212 161V163L210 162V161ZM20 161H23V163L22 164H20ZM45 161V162H44ZM46 161H47V163H46ZM52 161V162H51ZM55 161V162H54ZM58 161V163H56ZM61 161H62V163H61ZM70 161V162H69ZM89 161V162H88ZM93 163H92V162ZM114 161V162H113ZM128 161V162H127ZM130 161V162H129ZM143 161V162H142ZM152 161L154 162V163H152ZM157 161V162H156ZM160 161H161V163H160ZM180 161V162H179ZM199 161H201V162H199ZM224 161V162H223ZM227 161H229V163H228V166H229V164H231V166L233 167V170L231 169V167L228 169L227 167V163L226 162ZM245 161V162H244ZM13 162H15V163H13ZM16 162H18L19 164H20V166L18 165V163H16ZM31 162H34L33 164L31 163ZM53 162H54V164H58L57 166H53ZM64 162V163H63ZM71 163V164H69V163ZM108 162L110 163V164H108ZM116 162V163H115ZM126 163V165L129 163V166L127 165V167H126V165H125V163ZM134 162H136L137 164H135ZM146 162H149L148 164H149V166H148V164L146 165ZM174 162V163H173ZM196 162V163H195ZM198 162H199V164H198ZM203 162H204V166H203ZM210 162V163H209ZM215 162V163H214ZM6 163V164H5ZM9 163H11V164H9ZM28 165H32V166H28ZM52 164V165H50V164ZM67 163L70 165V168H69V165H67ZM82 163H84L85 165V167L87 166H89L88 168H84L83 166L81 167L80 165H83ZM87 163V164H86ZM103 163V164H102ZM112 163V164H111ZM114 163L116 164V165H114ZM151 163V164H150ZM201 163H202V165H201ZM225 163V164H224ZM251 163V164H250ZM1 164H5V166H3V165H1ZM17 164V165H16ZM26 164V165H25ZM38 164H39V166H41L40 167V169L42 170V168L44 167V164L46 165L45 167V169L43 168V170L42 171H40V169H39V167H38ZM64 166H63V165ZM65 164L67 165V169H68V171H67V169L65 168ZM89 164V165H88ZM118 164H120V165H118ZM124 164V165H123ZM132 164H135V165H132ZM139 164H141V165H139ZM155 164V166H158V167H155V166H152V165H154ZM169 164V165H168ZM173 164V165H172ZM195 164L197 165L198 164V166H195ZM205 164H207L208 165V167H207V165H205ZM213 164V165H212ZM215 164V165H214ZM221 164L224 166V168H223V166L221 167ZM8 165V166H7ZM13 165H14V167H13ZM21 165L23 166H26L27 168L25 169L24 167H21ZM34 165V166H33ZM59 165H62V168L60 167V169H58V167H59ZM73 165V166H72ZM102 165V166H101ZM130 165H132V166H130ZM139 165V166H138ZM217 165H219V166H217ZM18 166V167H17ZM36 166V167H35ZM51 166H53V167H55L54 168V170L52 169V167ZM108 166V167H107ZM112 166H115V167H112ZM134 166H135V168L137 169V166H138V169L136 170L135 168H134ZM141 166H143V167H141ZM167 166V167H166ZM169 166V167H168ZM172 166H173V168H172ZM180 166V167H179ZM201 166H203V167H201ZM257 166L258 167H260L261 169L260 170H258V172L256 171H252V169L253 168H257ZM3 167V168H2ZM5 167H7V168H5ZM14 168V170H12L13 168ZM17 167V168H16ZM20 167V168H19ZM30 167V168H29ZM33 167V168H32ZM38 167V168H37ZM91 167V168H90ZM97 167V168H96ZM118 167V168H117ZM125 167H126V169H125ZM132 167V168H131ZM140 167V168H139ZM161 167V168H160ZM167 169H165V168ZM179 167V168H178ZM182 167H183V169H182ZM200 167V168H199ZM236 167H238L237 169H236ZM244 167V168H243ZM1 168H2V170H1ZM10 168H12V169H10ZM18 168H19V171H18ZM37 168V169H36ZM56 168H57V170H62V171H57L56 170ZM73 168V169H72ZM92 170H90V169ZM94 168H96V171L94 170ZM113 168V169H112ZM145 168V169H144ZM147 168H150V169H147ZM157 168V169H156ZM178 168V169H177ZM202 168V169H201ZM209 170H208V169ZM210 168H211V170L213 171V173L211 172V170H210ZM27 169H28V171H27ZM31 169V170H30ZM33 169H36V171H38V172H35V170H33ZM50 169H52L51 171H50ZM66 169V170H65ZM71 169V170H70ZM86 169V170H85ZM110 169V170H109ZM124 169V170H123ZM128 169H129V171H130V173H131V171H133L136 175H134V173H129L128 174ZM147 169V170H146ZM155 169V170H154ZM159 169V170H158ZM165 169V170H164ZM203 170V174L202 173H200V171L201 170ZM216 170V171H214V170ZM223 169V170H222ZM224 169H226V170H224ZM234 169L235 170H237V171H234ZM240 169V170H239ZM243 169V170H242ZM6 171V172H4V171ZM11 170V171H10ZM64 170H65V172H64ZM72 170H74L73 172H71ZM85 170V171H84ZM94 170V171H93ZM109 170V171H108ZM121 170H123V171H121ZM149 170V173L147 172ZM151 170V171H150ZM161 170V171H160ZM199 170V171H198ZM205 170H207V171H205ZM233 172H232V171ZM12 171H14V172H12ZM18 171V172H17ZM23 171V172H22ZM24 171H26V173H28V174H26ZM52 171H55V173L54 172H52ZM59 172L58 174H57V172ZM66 171L68 172L67 174H66ZM90 172V174H89V172ZM102 171V172H101ZM105 171H107V173L105 172ZM110 171H111V173L112 174H110V178H108L109 177V173H110ZM117 171V172H116ZM121 171V172H120ZM165 171V172H164ZM179 171V172H178ZM184 171H186V173H185V175H184ZM209 171V172H208ZM221 171V172H220ZM225 173H224V172ZM248 171V172H247ZM260 171V172H259ZM261 171H263V172H261ZM10 172H12V173H10ZM30 172H32V174L34 173L37 177H38V179H37V177L33 174V176H32V174L30 173ZM46 172H48V173H46L47 175L48 174H50V175H48V176H50V177H47L46 176V174L45 173ZM50 172V173H49ZM64 172V173H63ZM85 172H87L86 174H85ZM95 172H97V173H95ZM109 172V173H108ZM116 172V173H115ZM127 172V173H126ZM162 172V173H161ZM164 172V173H163ZM175 172V173H174ZM207 172H208V175H207ZM218 172V173H217ZM229 172V173H228ZM235 172H236V174H235ZM238 172H240V173H238ZM16 173V174H15ZM18 173H19V175H20V177H19V175H18ZM38 173V174H37ZM43 173V175H41ZM52 173H54V175L55 174H57L58 176H60V174H62L61 176H63L64 177V175L66 176L65 178H66V180L65 179H63V177H60V178H56ZM71 173H72V177H71ZM118 173L120 174V175H118ZM146 176H144L143 174ZM146 173H147V175H150V176H147L146 175ZM159 173H161V175L159 174ZM197 173H199V174H197ZM209 173H210V175H209ZM215 173V174H214ZM217 173V174H216ZM223 173H224V175H223ZM231 173V174H230ZM243 173H244V175H243ZM247 173H248V175H247ZM4 174H8L6 177H8V176H10V177H8V180L11 178V177H13V175H15V176H17L18 178H16L15 176V178L13 177V178H11L12 180H10V181H8L7 180V178L5 177V176H3ZM45 174V175H44ZM84 174V175H83ZM91 174L93 175V176H91ZM103 174V175H102ZM108 174V175H107ZM117 174V175H116ZM124 174H126V175H124ZM153 174H154V176L155 175H157V177H159V176H161V177H159V178H157L156 176L154 177L153 176ZM166 174V175H165ZM172 174V175H171ZM227 174H229V175H227ZM238 174H240V176H243V177H241V179L240 180H238L239 179V177H238ZM54 176V177H52L51 178V176ZM78 175H80V176H78ZM85 176L84 178H82L83 176ZM92 178V179H90V177ZM98 175V176H97ZM123 175V176H122ZM128 175H129V177H128ZM142 175H143V177H142ZM164 175H165V177H164ZM169 175H170V178H169ZM182 175V176H181ZM206 175H207V177H206ZM221 175H223L222 176V178H221ZM232 175H234V176H232ZM247 175V176H246ZM22 176V177H21ZM42 176V177H41ZM76 176V177H75ZM82 176V177H81ZM86 176H87V178H86ZM112 176H113V178H114V180H112ZM117 176V177H116ZM122 176V178H120ZM137 176H139V177H137ZM172 176H174V178L172 177ZM179 176V177H178ZM203 176H204V178H203ZM208 176H210L209 178H208ZM246 176V177H245ZM3 177V178H2ZM6 178V180H4L5 178ZM28 177V178H27ZM44 177V179H42L43 180V182H44V184H42V183H40V181H42L40 178H43ZM70 177V179H68ZM79 177V178H78ZM88 177H89V180H88ZM94 177V178H93ZM98 177V178H97ZM119 177V178H118ZM131 177H134V179L133 178H131ZM142 177V178H141ZM215 177V178H214ZM225 177H226V179H228V180H226L225 179ZM230 177H233L234 178V180L233 179H231ZM245 177V178H244ZM23 178H27L28 180H31V181H28L27 179H26V181H24L25 179H23ZM31 178V179H30ZM51 178V179H50ZM55 180H54V179ZM84 179V180H82V179ZM102 180H101V179ZM108 180H110V181H106V179ZM131 178V179H130ZM144 178V179H143ZM146 178V179H145ZM163 178V179H162ZM165 178V179H164ZM177 178V179H176ZM231 180H230V179ZM246 179V181L245 180H242V179ZM13 179H15L17 182L15 183V180H13ZM22 179H23V181H22ZM46 179V180H45ZM87 179V180H86ZM120 179V180H119ZM126 179H127V181H126ZM133 179V180H132ZM150 179V180H149ZM156 181H154V180ZM169 179V180H168ZM174 180V182H172L173 180ZM192 180V182H191V180ZM213 179H215V180H213ZM225 179V180H224ZM4 180V181H3ZM49 180H51L52 182H54V183H49L50 181ZM72 180V181H71ZM73 180H78V181H76V182H74ZM96 180H98V181H96ZM104 180V181H103ZM111 180H112V182H111ZM128 180H130L131 182H133V183H131L130 181H129V184H128ZM137 182H136V181ZM142 180V181H141ZM148 180H149V182H148ZM160 180H162V181H160ZM164 180V181H163ZM178 180V181H177ZM212 180H213V182H212ZM7 181V182H6ZM12 181V182H11ZM14 181V182H13ZM20 181H22L21 183L22 184H24V185H22V184H19L20 183ZM59 182L58 184H56L55 185V183L56 182ZM61 181V182H60ZM63 181H68L67 183H65L66 184V186H65V188H64V185L65 184H62V183H64ZM71 181V182H70ZM88 181H91V182H89V184H91V185H89L88 184ZM103 181V182H102ZM113 181H114V183H113ZM125 181V182H124ZM139 181H140V183H139ZM145 181H147L146 183H145ZM154 182V183H152V182ZM158 181H160L161 182V184H160V182H158ZM167 181L168 182H170V184L169 183H167ZM203 182V185L202 184H199L200 182ZM205 181H207L206 183L208 184V182H209V184L207 185L206 183H205ZM222 181V182H221ZM224 181V182H223ZM232 181V182H231ZM234 181V182H233ZM242 181V182H241ZM10 182V183H9ZM28 182H29V184H28ZM40 184H39V183ZM48 182V183H47ZM127 182V183H126ZM166 182V183H165ZM177 182V183H176ZM197 183L198 184V186L195 184V183ZM220 182V183H219ZM230 182V183H229ZM237 182V184L238 185H243V187L241 186H238V187H236L235 186V183ZM241 182V184H239ZM4 183V184H3ZM26 183H27V187H29L28 189V191H26V189H27V187H26ZM61 183V184H60ZM84 183V184H83ZM94 183V184H93ZM112 183V184H111ZM117 183V184H116ZM125 183V184H124ZM135 183V184H134ZM138 183V184H137ZM143 184L142 186H140L139 187V185L140 184ZM145 183V184H144ZM149 183V184H148ZM175 183V184H174ZM188 183V184H187ZM190 183V184H189ZM205 183V184H204ZM6 184H8L9 185V187L6 185ZM11 184V185H10ZM38 184L39 185H43L42 187L41 186H38ZM77 185V187L79 186V188H77L75 185ZM97 184V185H96ZM124 184V185H123ZM132 184H134V188H133V186L131 187V185ZM146 184L148 185V186H146ZM156 184H158V185H156ZM172 184V185H171ZM221 184H223V185H220ZM234 184V185H233ZM14 185H15V187H14ZM48 185H50V186H48ZM52 185H54V186H52ZM63 185V186H62ZM82 185H84V187L82 186ZM105 185H107V186H105ZM110 187H109V186ZM155 185V186H154ZM168 185V186H167ZM191 187H189V186ZM195 185V186H194ZM201 185V188L199 189V186ZM219 185V186H218ZM231 185H233L236 189L237 188H239V189H241V190H239V189H235L234 188V190L233 191H235L236 190V192H232V189H233V187L231 186ZM264 185V184H263ZM262 185V187L260 188V189H258V191H256V193L254 194V195H256L255 197L256 198H253V201H254V203H253V206H255V208H256V212H260L258 215H257V217H255L254 219H257L256 221H255V231H254V233L255 232H257L256 234V236H258L259 238L262 236V239L260 238L259 239V242H260V244H261V246H262V249H263V246H264V242H262L263 240H264V236L263 235H261V233L262 234H264V186ZM11 186V187H10ZM21 186H23V187H21ZM25 186V187H24ZM56 186H59V187H56ZM69 188H68V187ZM117 186V188H115ZM129 186V188H127ZM145 186V187H144ZM154 186V187H153ZM160 186V187H159ZM164 186H166V188L164 187ZM174 186H176V187H174ZM188 186V187H187ZM194 186V187H193ZM202 186H205V187H202ZM222 186H223V188H222ZM229 186V187H228ZM230 186L232 187V189H230L231 191H229V189H226V188H230ZM19 187H20V191L19 192H15L14 190H16V191H18L19 190ZM37 187V188H36ZM39 187H41V188H39ZM43 187H47V189H42ZM50 187H51V189H55V190H53L54 192H56V193H58V190H59V192H61V190H62V193H60L59 194V196L57 195L56 197H55V195H56V193L54 194V192L50 189ZM82 187V188H81ZM89 187V188H88ZM105 187V188H104ZM131 187V188H130ZM155 188V189H158V188H161V189H158V190H160V191H158V190H155V189H153V188ZM172 189H171V188ZM183 187L185 188V189H183ZM12 188H13V190H12ZM15 188V189H14ZM18 190H17V189ZM58 188V189H57ZM61 188V189H60ZM103 188H104V190H103ZM107 188H108V191H107ZM113 188V189H112ZM114 188H115V190H114ZM123 188V189H122ZM126 188V189H125ZM148 188L150 189V190H148ZM196 188H197V190H196ZM225 188V189H224ZM8 189V190H7ZM11 189V190H10ZM24 189H25V191H24ZM39 189H41V190H39ZM69 189V191H67V190ZM83 190V189H87L86 191H81V190ZM89 189V190H88ZM90 189H92V190H90ZM111 189H112V191H111ZM117 189V190H116ZM131 189V190H130ZM139 189H143L141 192H142V194L143 195H141V192H139ZM163 189V190H162ZM175 189V190H174ZM178 191H177V190ZM181 189H183V191L181 190ZM207 189V190H206ZM219 191H218V190ZM223 189V191L225 190V193H223L221 190ZM6 190V192L4 193V191ZM38 190V191H37ZM44 190V191H43ZM51 190V191H50ZM67 191L66 192V194L64 195L63 193H65V191ZM99 190V191H98ZM106 190V191H105ZM120 190V191H119ZM123 190H124V192H123ZM134 190H136V191H134ZM155 190V191H154ZM162 190V191H161ZM203 190H204V192H203ZM205 190H206V192H205ZM244 190V191H243ZM14 191V192H13ZM23 191V193H21ZM34 191V192H33ZM37 191V192H36ZM41 191H43V192H41ZM49 193V194H46L47 192ZM89 191V192H88ZM105 191V192H104ZM118 193V191H119V195L118 194H116L115 195V193L116 192ZM126 191V192H125ZM134 191V192H133ZM149 191H151V192H149ZM155 193H154V192ZM169 191V192H168ZM179 191H180V193H179ZM207 191H209V192H214V193H221L222 192V194H224V195H222V199L224 200V201H226V202H223V204H225V205H222V207L224 208V213H223V217H227V218H222V219H220L221 221H220V223H222L221 225H220V223H219V220H217V222H216V220L213 218H211L212 217V213H213V211H212V213H211V211H210V207H215V206H213V205H215L213 202H212V200H210V195H209V193H207ZM231 192V194L229 193V192ZM241 191V192H240ZM8 192V193H7ZM10 192V193H9ZM26 192V194L25 195H23L24 193ZM33 192V193H32ZM41 192V193H40ZM51 192H53V193H51ZM94 194H96V195H94ZM101 192H103V193H101ZM109 192V193H108ZM112 192V193H111ZM121 192L123 193V194H121ZM146 192V194L147 193H149V194H147V196L144 194V193ZM159 192V193H158ZM161 192H162V195H161ZM203 192V193H202ZM239 192H240V194H239ZM11 193H13V194H11ZM29 193V194H28ZM30 193H32L33 195H34V193L35 194H37V193H39L38 194V196L36 195H34L36 198L34 199L33 197L34 196H32V194H30ZM90 193V194H89ZM98 193V194H97ZM104 193H106L105 195H104ZM134 195H133V194ZM140 194V195H138V194ZM184 193V194H183ZM186 193H188V194H186ZM191 193H192V195L194 194V196H191ZM205 193V194H204ZM227 193H229V194H227ZM233 193H234V195H233ZM237 193V194H236ZM245 193V194H244ZM5 194V195H4ZM6 194H8L7 196H6ZM10 194V195H9ZM45 194H46V196H45ZM54 194V195H53ZM62 194H63V196H62ZM71 194H73V195H75V197H73ZM89 196H88V195ZM102 194H103V196H102ZM111 194H112V196H111ZM125 194H128V195H125ZM136 194V195H135ZM156 194H158V195H156ZM180 194V195H179ZM182 194V195H181ZM198 194V195H197ZM204 195V196H201V195ZM211 194V193H210ZM225 194H226V196H225ZM236 194V195H235ZM239 194V195H238ZM243 196H242V195ZM27 195L29 196L30 195V197H28V200H29V202H28V200L26 199L27 198ZM51 195V196H50ZM67 195H71V197L70 196H68L67 197ZM86 195V196H85ZM92 195V196H91ZM108 195H109V197H108ZM114 195V196H113ZM125 195V199H124V197L123 196ZM151 195V196H150ZM156 195V196H155ZM161 195V196H160ZM188 195V196H187ZM195 195H196V199L198 200L197 202H196V199H194L195 198ZM199 195H200V197H199ZM258 195V196H257ZM5 196H6V198L8 199V196H9V200H7L6 198H5ZM16 197V199L14 198L13 199V197ZM21 196H23V197H21ZM40 196V197H39ZM42 196V197H41ZM45 196V197H44ZM48 196V198H49V200H48V198H46ZM55 198H54V197ZM116 196V197H115ZM119 196V197H118ZM123 198H122V197ZM131 196H133V197H131ZM144 196H146V197H144ZM156 198H155V197ZM159 196V197H158ZM170 197L169 198V201H171V198L172 199H175V200H178L177 202H178V204H180L181 203V205L184 207H182V206H180V205H175V207L173 206V205H168V204H170V202L168 201V199H167V197ZM186 198H185V197ZM240 196H242L241 198H240ZM12 197V198H11ZM22 199H21V198ZM25 197V198H24ZM33 199H32V198ZM52 197V198H51ZM58 197V198H57ZM60 197V198H59ZM85 198V199H78V198ZM86 197H88L87 199H86ZM91 198V200H90V198ZM96 197H97V199H96ZM100 197V199H98ZM102 197L104 198V199H102ZM107 197V198H106ZM111 197H114V201H113V198H112V200H109V198L111 199ZM121 197V198H120ZM135 197V198H134ZM138 197V198H137ZM142 197H144V199L142 198ZM164 197L166 198L165 200H163L164 199ZM180 197V198H179ZM187 197H190V198H187ZM198 197H199V199H198ZM201 197H202V199H201ZM225 197V198H224ZM244 197V198H243ZM30 198V199H29ZM116 198V199H115ZM120 198V199H119ZM127 198H129V199H131V201L129 200V199H127ZM146 198V199H145ZM152 198V199H151ZM162 198V199H161ZM182 198H183V201H182ZM205 198H207V199H205ZM238 198H235V200H238ZM258 198H259V201H261L260 203L259 202H257L258 201ZM18 199H20V201L18 200ZM23 199H24V201H25V203L24 202H21V201H23ZM41 199V200H40ZM45 199H47L48 201L46 202V200ZM60 199H62L61 201H59ZM72 199V200H71ZM93 199V200H92ZM123 201H122V200ZM126 199H127V201H129V202H126ZM138 199H140V201L142 202V204H144V205H141V202L138 200ZM144 200V201H142V200ZM151 199V201H149ZM157 201L158 199H159V201H157L161 206H167V207H164V208H161L160 209V207L161 206H159L158 205V203L155 201V200ZM190 199V200H189ZM255 199V200H254ZM19 201V203H18V201ZM31 200V201H30ZM35 200H38L36 203L37 204H39V206L34 202ZM44 200V201H43ZM70 200V201H69ZM96 200V201H95ZM98 200V201H97ZM102 200H104L105 202H106V204H104L105 202H103ZM137 202H136V201ZM147 200V201H146ZM161 200H162V202H161ZM179 200H181L180 202H179ZM186 200H187V202L188 203H185L184 204V202H186ZM195 200V201H194ZM205 200V201H204ZM208 200V201H207ZM15 201H17V203L15 202ZM28 203H27V202ZM51 201V202H50ZM89 203H88V202ZM92 201H94L93 203L95 204L96 203V206L95 205H93V203H92ZM99 201H101V202H99ZM116 201V202H115ZM121 201L123 202V204L121 203ZM149 201V202H148ZM154 201V202H153ZM163 201H165V202H163ZM191 201V202H190ZM203 201H204V203H203ZM212 202L213 204L212 205H210V202ZM252 201V202H253ZM256 201V202H255ZM21 202V203H20ZM31 202H32V205H34L33 206V208L32 207H30L28 204H31ZM34 202V203H33ZM73 202V203H72ZM103 202V203H102ZM115 204H114V203ZM119 202V203H118ZM132 202V204H130ZM136 202V203H135ZM169 202V203H168ZM190 202V203H189ZM193 202H195V203H193ZM209 202V203H208ZM229 202V203H228ZM4 203H6V204H4ZM11 203H13V204H15V206H13ZM56 203V204H55ZM60 203V204H59ZM62 203V204H61ZM77 203V205L79 204V206H81L80 208H79V210H78V207H77V205H75ZM83 205H82V204ZM88 203V205H86V204ZM99 203V204H98ZM127 203V205H128V203H129V206L131 205L132 206V208H131V206L129 207V206H124V204H126ZM140 203V204H139ZM155 204V203H157L156 205H158V207L156 206L155 207V205H153V204ZM166 203V204H165ZM196 203L198 204H202V205H199L198 204V206L196 205ZM262 203V205H261V207L259 206L260 204ZM20 204V205H19ZM25 206H24V205ZM26 204H27V206H26ZM43 204H44V207H43ZM54 204V205H53ZM65 204V205H64ZM71 204H73V205H71ZM91 204H92V206H91ZM101 204H104V205H107V207L109 208V207H111L112 209H108V211L106 212V214L107 215H105V211H103L104 209L106 210L107 209V207L106 206H102ZM110 204H112L113 206H109ZM139 204V205H138ZM151 204L154 208H155V210H154V208L151 210V207H149L150 209H148L147 207L149 206V205ZM192 204H194V206L192 205ZM207 204V205H206ZM227 204H229V205H227ZM237 204V203H236ZM258 204V205H257ZM6 205V206H5ZM7 205H9L10 207H7ZM18 205V206H17ZM37 205V206H36ZM42 207H41V206ZM50 205V206H49ZM52 205L53 206H55V208L54 207H52ZM62 205L63 206H65L64 208H67V212H66V210L62 207ZM118 205V206H117ZM186 205H190L189 207L187 206V208H186ZM3 206V207H2ZM21 206V207H20ZM23 206L25 207V209L23 208ZM47 206H49L48 207V209H47ZM60 206V208H61V216H60V208L58 209V207ZM68 206V207H67ZM71 206V209L69 208ZM85 206V207H84ZM90 206V207H89ZM115 206V207H114ZM119 206L120 207H122L121 209H120V211H119ZM124 206V207H123ZM135 206V207H134ZM136 206H138V208H136ZM197 206V207H196ZM208 208H206V207ZM2 207V208H1ZM6 207V208H5ZM20 207V208H19ZM27 207V208H26ZM30 207V208H29ZM34 207H36V209L37 208H41V209H35ZM98 207V208H97ZM114 207V208H113ZM127 207H129V208H127ZM168 207H169V209H168ZM178 207H180V208H178ZM9 210H8V209ZM21 208L22 209H24L23 211L21 210ZM32 208V210L33 209H35V210H33V211H31L30 209ZM43 208H45V209H43ZM74 208H76V209H74ZM81 208H85V210H80ZM90 208H95V211L94 210H91L92 211V213L91 212H88V211H90ZM100 208H102V210L100 209ZM104 208V209H103ZM141 208V209H140ZM147 208V209H146ZM165 208H166V210H165ZM183 208V209H182ZM192 208V209H191ZM193 208H194V210H193ZM7 209V210H6ZM49 209H53L52 210V213H51V210H49ZM100 209V210H99ZM114 209H116V210H114ZM126 209V210H125ZM137 209V210H136ZM145 209V210H144ZM158 209H160V211L158 210ZM171 209V210H170ZM176 209H177V213H176ZM181 209V210H180ZM188 209V211H186ZM189 209L191 210V211H189ZM212 209V208H211ZM253 209H254V207H253ZM263 209V210H262ZM14 210H16L15 212H13ZM25 210H27V211H25ZM28 210L30 211V213L28 212ZM38 210H40V211H38ZM42 210L43 211H45V210H47L46 212V214H45V212H42ZM72 210V211H71ZM86 210H88V211H86ZM99 210V211H98ZM109 210H111L112 212H114V211H116V212H118L117 213V215H116V212H114V213H112L111 211H109ZM122 210V211H121ZM135 210V212H136V215L134 214V211ZM140 210V211H139ZM144 212V214H145V216L146 217H142V215H143V212ZM148 210V211H147ZM149 210H150V212H149ZM156 210H157V212H156ZM172 210H174V211H172ZM179 210V211H178ZM200 210V211H199ZM226 210L228 211V212H226ZM11 211V212H10ZM36 211V212H35ZM76 211H78V214L77 213H75ZM83 213H82V212ZM86 211V212H85ZM97 211H98V213H97ZM103 212V214H102V212ZM138 211V212H137ZM166 211V212H165ZM199 211V212H198ZM204 211V212H203ZM210 211V212H209ZM10 212V213H9ZM13 212V213H12ZM21 212V213H20ZM22 212H25V214L24 213H22ZM39 212V213H38ZM41 212H42V214H41ZM66 214H65V213ZM70 212V213H69ZM71 212H72V214H71ZM79 212H80V214H79ZM97 213V215L96 214H94V213ZM112 213V214H115L116 215V217H118V215H120L118 218H116L114 215L112 216V214H110V213ZM122 212V213H121ZM130 213V216L129 217H126V216H128L129 215V213ZM153 212V213H152ZM160 214H159V213ZM162 212H163V214H162ZM165 212V213H164ZM181 212H182V214H181ZM198 212V213H197ZM202 212V215L201 214H199V213H201ZM208 212H209V215L207 216L206 215V213L208 214ZM1 213H2V215H1ZM26 213H29V214H26ZM35 213V214H34ZM52 215V216H50V214ZM63 213V214H62ZM87 213V214H86ZM89 213V214H88ZM91 213V214H90ZM127 214V215H124V214ZM133 213V214H132ZM137 213H139L138 215H140V217L137 215ZM151 213V214H150ZM155 213H157V214H155ZM167 213H168V215H167ZM171 213L173 214L172 216H173V218L170 220V221H167V220H169V216L170 217H172L171 216ZM176 213V214H175ZM179 213V214H178ZM262 213V214H261ZM22 214V215H21ZM40 214V215H39ZM47 214H48V216H47ZM86 214V215H85ZM96 215V216H94V215ZM100 214H102L103 215V218L105 217V219H103L102 218V215H100ZM109 214V215H108ZM121 214H122V216H123V218H122V216H121ZM149 214V215H148ZM195 216H194V215ZM10 215V216H9ZM29 215V216H28ZM31 215H33V216H35L36 215V217H34L33 218V216H31ZM54 215V216H53ZM68 215H70V217L68 216ZM73 215V216H72ZM77 215V216H76ZM88 215V216H87ZM91 217H90V216ZM134 215V216H133ZM154 215V216H153ZM163 215V216H162ZM175 215H177L176 216V219L178 220H176V219H174L175 217ZM191 215V216H190ZM199 215V216H198ZM9 216V217H8ZM13 216V217H12ZM21 217V216H23V219H24V221L22 220L21 222H20V220L17 218V217ZM24 216H26V217H24ZM44 216V217H43ZM50 216V217H49ZM59 216H60V218H59ZM68 216V217H67ZM71 216H72V218H73V220H72V218H71ZM78 216L80 217V219L78 220L77 218H78ZM81 216H82V218H81ZM92 216H94V217H92ZM97 216H99V217H97ZM149 218H148V217ZM159 216V217H158ZM165 216H168V219H167V217H165ZM182 216V217H181ZM186 216V217H185ZM189 216H190V218H189ZM198 216V217H197ZM202 216V217H201ZM205 216H207V217H205ZM6 217V219H4ZM10 217H12V218H10ZM40 217H42V218H40ZM48 217V218H47ZM51 217H52V219L53 218H55V219H53V220H51ZM87 217H89V219L87 218ZM112 217H115L114 219L112 218ZM126 217V218H125ZM133 217H134V219H133ZM136 217H138V221H136ZM153 217H155V218H157V219H155V218H153ZM163 217H165V219L163 218ZM181 218V219H179V218ZM197 217V218H196ZM210 217V218H209ZM9 218H10V221H9ZM22 218V217H21ZM40 218V219H39ZM44 218V219H43ZM50 218V219H49ZM59 218V219H58ZM109 218H111L112 219V223H111V219H109ZM120 218H121V220H120ZM133 219V221H132V219ZM184 218V219H183ZM188 218V219H187ZM200 218H203V219H200ZM16 219V220H15ZM19 221H18V220ZM34 219V220H33ZM38 219V220H37ZM49 219V220H48ZM70 219H71V221H70ZM83 219V220H82ZM109 220L110 222H108V221H106V220ZM115 219L116 220H118V221H116L115 222ZM125 220V222L127 223V222H129V224H122V221L124 222V220ZM128 219H130V220H128ZM145 219V221L146 222H148L147 224L148 225H146V222H143V220ZM149 219H151L150 221H149ZM160 219V221H161V224H163V226H165V227H163V235H162V233L160 234V232H159V234L158 233H156L155 232V230H154V227H155V225H156V223H157V221ZM190 219V224H189V220ZM191 219H192V222H191ZM198 221H197V220ZM210 219V220H209ZM4 220V221H3ZM7 220V221H6ZM15 220V221H14ZM41 220H44V221H41ZM47 220H48V222H47ZM51 220V221H50ZM59 220V221H58ZM82 222H81V221ZM89 220H91V221H89ZM95 220H97V222L99 221V220H101L100 222H95ZM106 222V225H105V222ZM148 220V221H147ZM153 220H155V221H153ZM157 220V221H156ZM165 220H166V222H165ZM181 220V221H180ZM201 220V222H200V224H202V226H203V228H204V230H199V227L201 226L200 224H198L197 225V223H199V221ZM210 221V223H209V221ZM6 221V222H5ZM9 221V222H8ZM17 221V222H16ZM41 221V222H40ZM54 221H56V224H55V226H54ZM58 221V222H57ZM68 221V223H71V225L70 224H68V223H66ZM70 221V222H69ZM77 221H79V222H77ZM86 221H89V222H85ZM114 221V222H113ZM135 221H136V224H135ZM139 221H141V222H139ZM151 221H153V222H151ZM162 221H164V222H162ZM182 221H184V222H182ZM186 221V222H185ZM196 222V223H194V222ZM215 221V222H214ZM227 221V222H226ZM246 221H248V219H246ZM258 221V222H257ZM260 221H261V223H260ZM262 221H263V225H262ZM2 222V223H1ZM3 222H5V224L3 223ZM10 223V222H12V223H10V224H8V223ZM32 223V224H30L29 225V223ZM51 222V223H50ZM60 222V223H59ZM65 222V223H64ZM77 222V224H75L74 225V223H76ZM83 222L85 223V225H90L89 223H91V225H90V227H87V226H84V224H83ZM124 222V223H125ZM133 222H134V224H133ZM159 222V221H158ZM177 222V223H176ZM188 222V223H187ZM223 222H225L224 223V225H223ZM229 222V223H228ZM257 222V223H256ZM15 223H17V224H15ZM41 223V224H40ZM43 223H45V224H43ZM48 223V224H47ZM57 223L58 224H61L60 226H58L57 225ZM64 223V226H66V227H64L62 224ZM80 223V224H79ZM81 223H82V226L84 227H82V226H80L81 225ZM88 223V224H87ZM97 225H96V224ZM103 223V224H102ZM109 223H111V224H109ZM113 223H114V225H113ZM115 223H117V224H115ZM138 223V224H137ZM145 223V224H144ZM152 223H154V225H152ZM160 223V222H159ZM176 223V224H175ZM180 223H181V225H180ZM195 224V225H192V224ZM207 223V224H206ZM213 223V224H212ZM19 224H20V226H19ZM22 224V225H21ZM33 224H35V225H33ZM39 224H40V226L41 225H43L44 227L45 226H47V228L44 230L43 228H42V230H41V228L40 229H38V227H40L39 226ZM73 224V225H72ZM93 224V225H92ZM95 224V225H94ZM98 224H100V226L98 225ZM108 224L110 225L109 226V228L107 227L108 226ZM119 224H120V226H119ZM172 224V225H171ZM178 224V225H177ZM183 224V225H182ZM189 224V225H188ZM204 224V225H203ZM206 224V225H205ZM216 224H218L219 225V227H218V225H216ZM231 224V226H228V225H230ZM15 225V226H14ZM34 227H33V226ZM50 227H49V226ZM52 225V226H51ZM57 225V226H56ZM78 225V226H77ZM113 225V226H112ZM122 225H124V226H122ZM131 225V226H130ZM133 225L135 226L134 228H132L133 227ZM137 225V226H136ZM151 225H152V227H151ZM172 227H171V226ZM180 225V226H179ZM185 225V226H184ZM214 225V227L215 226H217V230L214 228V227H212ZM261 225V226H260ZM17 226V227H16ZM23 226H26V227H23ZM28 226V227H27ZM32 228H31V227ZM42 226V227H43ZM54 226V227H53ZM81 227V228H79L78 229V227ZM92 226V227H91ZM119 226V227H118ZM121 226H122V228H121ZM126 226V227H125ZM141 227L140 229H139V227ZM148 226H149V228H148ZM184 226V227H183ZM196 226V227H195ZM208 226V227H207ZM221 226H225V227H221ZM227 226V227H226ZM59 227V229H57ZM71 229H70V228ZM74 227H76L75 229H74ZM86 227V228H85ZM97 227V232L95 231L96 228ZM103 227H106L105 228V230H104V232L107 230V232H102V230H103ZM114 227L116 228V230H114ZM123 227L125 228L124 230H123ZM127 227H129L130 228V230H129V228H127ZM145 227V229H142V228H144ZM176 227V229H174ZM181 227V228H180ZM197 228L198 227V229H196L195 230V228ZM212 229V230H214V231H212L210 228ZM229 227V228H228ZM263 229H262V228ZM18 228H20L19 230H17ZM29 228V229H28ZM31 228V229H30ZM53 228V229H52ZM54 228H55V230H54ZM64 230H63V229ZM67 228V229H66ZM87 228H89V229H87ZM92 228H94V229H92ZM112 228V229H111ZM133 230H132V229ZM153 228V229H152ZM193 229L192 231L190 230V229ZM205 228H207V229H205ZM222 228V229H221ZM228 230H226V229ZM4 229V230H3ZM33 229V230H32ZM37 229V230H36ZM49 229V231H47ZM51 229V230H50ZM77 229V230H76ZM81 229H83V230H81ZM85 229V230H84ZM102 229V230H101ZM109 229H111L110 230V233H109ZM136 229V230H135ZM138 229V230H137ZM149 229V230H148ZM150 229H151V231H150ZM174 229V230H173ZM177 229H179V230H177ZM182 229V230H181ZM187 229V230H186ZM190 230V233H188L189 232V230ZM200 229H201V227H200ZM223 230V232L221 231V230ZM225 229V230H224ZM236 229V228H235ZM257 229H259V231L257 230ZM15 230H17V231H15ZM27 230V231H26ZM30 230V232H28ZM46 235H44V234H42V232ZM57 230V231H56ZM62 230V231H61ZM67 230V231H66ZM75 230H76V236H75V238H74V235H72V234H74V232H75ZM94 230V231H93ZM114 231V233L113 232H111V231ZM122 230V231H121ZM128 230V232L127 233H129V234H127L126 233V231ZM132 230V232H130ZM135 230V231H134ZM141 230H143V232L141 231ZM144 230H147V231H144ZM170 230V231H169ZM175 230H176V232H177V234H180L179 235V237L176 235V233H175ZM184 230H186V232L184 231ZM211 230V231H210ZM216 230V231H215ZM221 232H220V231ZM4 231H7L6 233H4ZM12 232V234H11V232ZM34 231H37L36 232V234H33V232ZM52 231H54L53 233H51ZM60 231L61 232H63L64 234L66 233L67 235H64V234H62V233H60ZM73 231V232H72ZM84 231V232H83ZM90 232L89 234L87 233V232ZM93 231V232H92ZM115 231H116V236H115ZM124 231V232H123ZM172 231V232H171ZM174 231V232H173ZM194 231V232H193ZM196 231H198V232H196ZM208 231H210V232H212L211 234H210V232H208ZM224 231H225V233H224ZM22 232V233H21ZM26 232H27V234H29V235H31L32 237H30V238H28L27 239V237L26 236H28L27 234H26ZM50 232V233H49ZM78 232H79V234H78ZM81 232H83V233H85V234H87V235H84L83 236V233H81ZM134 232V233H133ZM141 232H142V234H141ZM151 232V233H150ZM184 232V233H183ZM202 232V233H201ZM204 232V233H203ZM215 232V233H214ZM235 232V233H234ZM260 232V233H259ZM18 234V235H20V236H18L19 237V240H20V242H19V240H17L18 238H17V236H15L16 234ZM19 233H21V234H19ZM31 233V234H30ZM35 233V232H34ZM58 233H60V235L58 234ZM69 233V234H68ZM71 233V234H70ZM91 233H92V235H91ZM95 233V234H94ZM103 233V234H102ZM122 233H124L123 234V236H121L122 235ZM175 233V234H174ZM182 233V234H181ZM209 233V234H208ZM218 233H220V235L218 236V235H216V234H218ZM222 233V234H221ZM24 236H23V235ZM34 236H33V235ZM46 238V239H44L43 238V236ZM100 234H102L100 237L98 236V235H100ZM106 234V235H105ZM108 234V235H107ZM110 234V235H109ZM119 234H121V235H119ZM126 234V235H125ZM138 234H139V236H138ZM143 234L145 235V236H143ZM153 234V235H152ZM165 234H167L168 236H172V237H177V238H180V240L183 242L182 244L185 246L184 248H183V250H182V248H180V249H178V250H174V251H176V252H174V251H170L171 253H169V251L167 250L166 251V249L164 250V247H165V244H166V242H165V239L167 238V237H165V236H167V235H165ZM184 234H186L185 235V238H183L184 237ZM190 236H189V235ZM194 234H196V235H194ZM202 234V235H201ZM208 234V235H207ZM228 234V235H227ZM239 236H238V235ZM242 234V235H241ZM14 235V237H12ZM37 237H36V236ZM56 235V236H55ZM72 235V236H71ZM90 237H89V236ZM104 235V236H103ZM127 235H129L130 236V239L128 238H126V236ZM158 235H159V237H158ZM196 237H194V236ZM200 235V236H199ZM205 237H204V236ZM213 235H215V237L213 236ZM247 235V234H246ZM55 238H54V237ZM58 236H62L61 238L60 237H58ZM70 238H69V237ZM79 236H82L81 238L79 237ZM89 237L88 239L86 238L85 239V237ZM98 236V237H97ZM103 236V237H102ZM107 236V237H106ZM110 236V237H109ZM114 236V237H113ZM119 236H121V238L119 237ZM132 236V237H131ZM142 236V237H141ZM146 236H148V237H146ZM150 236V237H149ZM152 236V237H151ZM154 236H156L155 238H154ZM162 236H164V238H162ZM181 236H183V237H181ZM203 236V237H202ZM208 236H210L211 238H215V239H212V241H211V239H209L210 237H208ZM213 236V237H212ZM235 236V237H234ZM21 237H24V239H22ZM57 237H58V239H57ZM65 237H67V238H65ZM73 237V238H72ZM91 237H92V240H91ZM97 237V238H96ZM111 237H113V238H111ZM117 237V238H116ZM128 237V236H127ZM186 237L189 239H187L186 240ZM201 239V241H200V239ZM220 237V238H219ZM227 237H228V240H227ZM234 237V238H233ZM237 237V238H236ZM12 238H14V240H15V243L14 242H12V241H14V240H12ZM21 238V239H20ZM47 238H48V240H47ZM49 238H51V239H49ZM63 238V239H62ZM72 238V239H71ZM77 238V239H76ZM84 240H83V239ZM95 238V239H94ZM99 238V239H98ZM102 238V239H101ZM104 238H105V241H103L104 240ZM107 238H110V240L109 239H107ZM118 238H119V240H118ZM142 238H144V239H142ZM152 239L153 241H150V239ZM193 238V239H192ZM223 238V239H222ZM230 238V239H229ZM241 238V240H239ZM11 239V240H10ZM42 239V240H41ZM75 239V240H74ZM113 239V240H112ZM120 239H122V240H120ZM123 239L126 241H124V243H123V246H122V241H123ZM132 239V240H131ZM140 239H142V240H145L146 239V241H148L149 240V242H145V241H139ZM164 241H163V240ZM191 239V240H190ZM235 239H237V240H239V241H236ZM9 240V241H8ZM33 242H32V241ZM36 240V241H35ZM45 240V241H44ZM63 240V241H62ZM67 241V240H70V242L69 241H67V243L65 244V241ZM72 240V241H71ZM73 240L74 241H76V242H73ZM78 240H82L83 241V244H84V246H83V244H82V242L81 241H79L80 243H78ZM87 240V241H86ZM94 240V241H93ZM96 240H98V241H96ZM102 240V241H101ZM107 240V241H106ZM157 240V241H156ZM168 240V239H167ZM166 240V241H167ZM185 240V241H184ZM196 240V241H195ZM198 240H199V242H198ZM208 240H210V241H208ZM215 240V241H214ZM227 240V241H226ZM6 241H7V243H6ZM17 241H18V243L19 244H17L16 245V243H17ZM22 241H24V242H22ZM45 243H44V242ZM48 241V242H47ZM91 241V242H90ZM110 241H112V242H110ZM117 241V242H116ZM118 241H120V243H118ZM131 241H134L136 244H137V241H138V243L139 244H137V246H136V244L133 242H131ZM157 243H156V242ZM161 241V242H160ZM163 241V242H162ZM202 241H203V243H202ZM205 241H207V243L205 242ZM218 241V242H217ZM222 241H223V243H222ZM232 241H234V242H232ZM31 242L33 243V244H31ZM84 242H86V243H84ZM93 242V243H92ZM100 242L102 243V244H100ZM105 242H106V244H105ZM113 242L115 243V244H113ZM129 242V243H128ZM144 242V243H143ZM160 242V243H159ZM165 242V243H164ZM190 242V243H189ZM206 244H205V243ZM219 243L218 245L217 244H215V245H213V243ZM21 243H23L22 244V246H21ZM48 243V244H47ZM56 243H58L59 244V248H58V244H56ZM62 243V244H61ZM72 243H74V244H76L78 247H80V244H81V246L82 247H80L81 248V250H83V248L85 247V246H87V247H89V250L90 251H93V252H96V253H98L99 255V257H102V258H98L97 260H95V261H92L93 263H91V261H87V259H85V258H83V257H80V260H76L75 258H74V256H72V255H76L77 256V254L79 253V251H81L80 250V248H79V251H78V253L76 252V250H77V248L78 247H75V246H73L72 245ZM78 243V244H77ZM91 243V244H90ZM95 243H97L96 245H95ZM109 243H111L110 244V246H105V245H109ZM125 243H127V244H125ZM131 243V244H130ZM140 243H141V245H140ZM146 243H147V245H146ZM151 243H152V245H151ZM162 243V244H161ZM192 243H193V245H192ZM195 243H197V244H195ZM198 243H199V245H198ZM201 243V244H200ZM212 243V244H211ZM227 243V244H226ZM5 244V245H4ZM9 244V245H8ZM46 244V245H45ZM52 244L54 245V244H56V245H54V246H52ZM61 244V245H60ZM63 244H65V245H63ZM116 244H118L117 246H119V244L121 245L120 247H119V250H118V247H116V249H115V246H116ZM132 244H133V246H132ZM153 244H155L154 246H153ZM208 244H211L212 246H213V248L211 249V245H208ZM223 244V245H222ZM226 244V246H224ZM14 245V246H13ZM19 245L22 247H19ZM42 245V246H41ZM98 245H99V250H98ZM112 245H114V247L112 246ZM159 245H161V247L159 246ZM164 245V246H163ZM183 245H182V247H183ZM186 245H188L189 247L188 248H190V246H193L194 247V249L193 248H190L189 250L187 249V246ZM195 245V246H194ZM198 245V246H197ZM202 245V246H201ZM209 246V247H205V246ZM2 246V247H3ZM27 247V248H24V247ZM44 246V247H43ZM50 246V248H47V247H49ZM60 246H61V248H60ZM63 246V247H62ZM71 246V247H70ZM91 246V247H90ZM104 246V247H103ZM112 246V247H111ZM127 246H130V247H127ZM139 246V247H138ZM146 246H149V247H146ZM155 246H157V248L155 247ZM201 246V247H200ZM214 246H216V248L214 247ZM222 246V247H221ZM229 246H231L230 248H228L229 250H227V247H229ZM19 247V248H18ZM58 248V249H55V248ZM70 247V248H69ZM86 247V248H87ZM94 247H95V249H94ZM133 247H135V249H136V251H135V249L133 248ZM199 247L201 248V249H199ZM52 248V249H51ZM64 248V249H63ZM91 248V249H90ZM105 248H107V249H105ZM113 248H114V250H113ZM127 248V250H125ZM143 248H141V250H143L144 251V249ZM147 248V249H146ZM197 248H198V250H197ZM211 249L209 252H207V249ZM214 248H215V250H214ZM55 249V250H54ZM94 249V250H93ZM102 249H104V252H103V250ZM112 251H111V250ZM164 250V252H163V250ZM188 251H187V250ZM193 249V250H192ZM217 249V250H216ZM219 249V250H218ZM10 250V251H9ZM23 250V251H22ZM26 250H28V251H26ZM48 252H47V251ZM50 250L52 251L53 250V253L51 254L50 253ZM99 252H101V253H99ZM122 250H124V252L122 251ZM129 250H133V251H129ZM150 250V251H149ZM156 250V251H155ZM191 250H192V254H191ZM213 250V251H212ZM225 250H227V251H229V253L227 252V251H225ZM264 250V249H263ZM262 250V251H263ZM56 251V253H54ZM70 253H69V252ZM108 251V252H107ZM119 251V252H118ZM161 251V252H160ZM185 251V252H184ZM218 251V252H217ZM225 251V252H224ZM261 250H259V252L258 251H256L255 253H259L258 254V258L259 259H261V257H264V255H263V253H262V255H261V252H260ZM4 252L7 254V252H9L7 255H8V257H10L11 259H13L14 258V256L16 257L17 256V258H19L18 260H17V258H14V260L15 261H13L12 260V262L10 261L11 259H9L8 257H5L4 258V256H7V255H5L4 254ZM77 254H76V253ZM105 252H107L106 253V255H104L105 254ZM131 252V253H130ZM153 252V254H150V253H152ZM163 252V253H162ZM168 252V253H167ZM201 252V253H200ZM202 252H203V254H202ZM214 252V253H213ZM28 253H30V254H28ZM46 253V254H45ZM59 253V254H58ZM68 253L69 254H71L70 255V257H69V255H68ZM104 253V254H103ZM114 255V258H113V255ZM119 253H120V255H119ZM127 253V254H126ZM131 255H130V254ZM158 255H157V254ZM159 253H161V254H159ZM176 253L178 254L177 256H179L178 258L176 257ZM191 255H190V254ZM199 254L200 256H201V254H202V256L200 257V256H196L197 254ZM206 253V254H205ZM208 253V254H207ZM211 253H213V254H211ZM217 253H219V254H217ZM10 254H12V255H10ZM23 254H24V256H26L27 255V257H29V258H27V259H25V257L23 256ZM55 255V257H53V256H51V255ZM57 254H58V256H57ZM63 254V255H62ZM67 254V255H66ZM107 254H108V256H107ZM129 254V255H128ZM170 254V255H169ZM189 254V256H185V255H188ZM194 254H196V255H194ZM210 254V255H209ZM4 255V256H3ZM20 255H22L21 256V260H20ZM29 255V256H28ZM33 255V256H32ZM48 257H47V256ZM66 255V256H65ZM102 255V256H101ZM111 255V256H110ZM116 255H118V256H116ZM193 255V256H192ZM213 255V256H212ZM220 255V256H219ZM1 256H3V257H1ZM39 256V257H38ZM121 256V257H120ZM163 256H165V257H163ZM196 256V257H195ZM210 256V257H209ZM50 257V258H49ZM53 257V258H52ZM108 257L110 258V259H108ZM173 257H176V258H173ZM185 257V258H184ZM194 257L196 258V259H194ZM208 257H209V259H208ZM211 257H212V259H211ZM218 257V258H217ZM219 257H220V261H218L219 260ZM224 257V258H223ZM5 259V261H4V259ZM46 260H45V259ZM55 258V259H54ZM70 258V259H69ZM104 258V259H103ZM126 258H128V259H126ZM160 260H159V259ZM171 258H173L174 260H171ZM190 258H193V260H191ZM200 258H202V259H200ZM223 258V259H222ZM8 261H7V260ZM22 259H24V260H22ZM30 259H31V261H30ZM38 259H40L39 261H38ZM49 259H50V261H49ZM53 259V260H52ZM65 259H66V261H65ZM84 259L86 260L85 262H83L84 261ZM102 259V260H101ZM120 259V260H119ZM124 261H123V260ZM178 259H180L179 261H178ZM184 259V260H183ZM185 259L187 260L188 259V261L186 262L185 261ZM205 259V261H204V263H202L203 262V260ZM207 259V260H206ZM17 260V261H16ZM26 260V261H25ZM27 260H28V262H27ZM45 260V261H44ZM48 260V261H47ZM56 260V261H55ZM74 260V261H73ZM114 260L116 261V262H114ZM129 260V261H128ZM164 260V261H163ZM168 262H167V261ZM169 260H171V261H169ZM184 261V262H182V261ZM202 262H201V261ZM212 260V261H211ZM7 261V262H6ZM10 261V262H9ZM36 261V262H35ZM60 261V262H59ZM70 263H69V262ZM72 261V262H71ZM106 261V262H105ZM121 261H122V263H121ZM172 261H174L173 263H171ZM197 261V262H196ZM199 261V262H198ZM216 261V262H215ZM41 262V263H40ZM59 262V263H58ZM65 262V263H64ZM108 262H111V263H108ZM124 262H126V263H124ZM182 262V263H181ZM207 262V263H206ZM223 262H225V263H223ZM227 262V263H226ZM133 263H134V261H133ZM262 264H264V261H263V263Z\"/></svg>",
  "mask_w": 264,
  "mask_h": 264
},
{
  "label": "bare ground",
  "instance_id": "bare-ground-1",
  "mask_svg": "<svg viewBox=\"0 0 264 264\" xmlns=\"http://www.w3.org/2000/svg\"><path fill=\"white\" fill-rule=\"evenodd\" d=\"M1 1H2V0H1ZM14 1H15V0H14ZM23 1H24V0H23ZM79 1H80V0H79ZM85 1H87V0H85ZM93 1H94V0H93ZM106 1H107V0H106ZM168 1H169V0H167V2H168ZM175 1H176V0H175ZM208 1H209V0H208ZM208 1H207V2H208ZM212 1H213V0H212ZM216 1H217V0H216ZM218 1H220V0H218ZM226 1H227V0H226ZM226 1H225V2H226ZM229 1H230V0H229ZM229 1H228V2H229ZM232 1H233V3H234V0H232ZM243 1H246V0H243ZM243 1L241 2L242 4H243ZM259 1H260V0H259ZM263 1H264V0H262V2H263ZM3 2H4V1H3ZM7 2H8V0H7ZM7 2H6V5H7ZM76 2H77V1H76ZM114 2H115V1H114ZM152 2H153V1H151V4H152ZM170 2H171V1H169V3H170ZM209 2H210V1H209ZM214 2H215V1H214ZM221 2H223V1H221ZM221 2H220V3H221ZM228 2H227V3H228ZM248 2H249V4H250V1H248ZM253 2H254V1H253ZM257 2H258V1H257ZM260 2H261V1H260ZM9 3H10V2H9ZM11 3H12V1H11ZM15 3H16V2H15ZM21 3H23V2H21ZM37 3H38V2H37ZM173 3H174V2H173ZM218 3H219V2H218ZM237 3H238V2H236V4H235L236 6H237ZM258 3H259V2H258ZM1 4H3V3H1ZM31 4H32V3H31ZM33 4H34V3H33ZM41 4H42V3H41ZM88 4L90 5L91 2L88 3ZM259 4H260V3H259ZM259 4H258V5L256 4V5L259 6ZM263 4H264V3H263ZM14 5H15V4H14ZM20 5H22V4H20ZM29 5H30V4H29ZM35 5H36V4H35ZM35 5H34V6H35ZM91 5H92V4H91ZM207 5H208V4H207ZM211 5H212V4H211ZM224 5H225V4H224ZM243 5H244V4H243ZM17 6H18V5H17ZM41 6H43V5H41ZM222 6H223V5H222ZM233 6H234V5H233ZM238 6H239V5H238ZM251 6H254V5H251ZM260 6H262V4H261ZM8 7H10V6H8ZM25 7H26V5H25ZM25 7H24V9H25ZM27 7H28V6H27ZM31 7H33V6H31ZM35 7H36V6H35ZM65 7H66V6H65ZM216 7H217V6H216ZM225 7H226V6H225ZM244 7H245V6H244ZM249 7H250V6H249ZM13 8H15V7H13ZM17 8H18V7H16V12H17ZM21 8H23V7H21ZM49 8H50V7H49ZM87 8H88V7H87ZM87 8H86V9H87ZM119 8H122V7H119ZM214 8H215V7H214ZM217 8H218V7H217ZM220 8L222 9L221 6H220ZM234 8H235V7H233V10H234ZM236 8H238V7H236ZM239 8H240V7H239ZM239 8H238V10H239ZM245 8H246V7H245ZM255 8H256V6H255ZM255 8H254V10H255ZM112 9H113V8H112ZM116 9H117V8H116ZM125 9H128V8H125ZM209 9H210V8H208V10H209ZM258 9H259V8H258ZM46 10H47V12H48V9H46ZM76 10H77V9H76ZM78 10H80V9H78ZM118 10H119V9H117L116 12H118ZM212 10H213V8H212ZM219 10H220V9H219ZM230 10H231V9H230ZM233 10H231V11L233 12ZM235 10H236V9H235ZM238 10H236V11H238ZM250 10H251V8H250ZM2 11H3V10H2ZM5 11H7V10H5ZM5 11H4V12H1V13H5ZM25 11H26V9H25ZM81 11H82V10H81ZM109 11H110V10H109ZM189 11H190V10H189ZM193 11H195V10H193ZM199 11H200V10H199ZM201 11H202V10H201ZM205 11H206V10H205ZM213 11H214V12L216 11V12L220 13L219 11H217V9H216V10H213ZM213 11H211V13H212ZM231 11H229V12H231ZM258 11H259V10H258ZM258 11H257V13H255L254 15L258 14ZM14 12H15V11H14ZM16 12H15V13H16ZM18 12H19V9H18ZM47 12H46V13H47ZM49 12H51V11H49ZM52 12H53V11H52ZM86 12H87V11H86ZM180 12H181V11H180ZM180 12H179V14H181ZM196 12H197V10H196ZM202 12H204V10H203ZM208 12H210V11H206V14H207ZM214 12H213V13H214ZM232 12H231V13H232ZM240 12H242V11L240 10ZM251 12H252V11H251ZM259 12H260L261 14H264V12H263V13L261 12V8H260V11H259ZM46 13H45V14H46ZM126 13H127V12H126ZM131 13H132V12H131ZM135 13H136V12H135ZM198 13H199V12H198ZM223 13H224V11H223ZM233 13H234V12H233ZM245 13H246V12H245ZM245 13H244V15L247 14V13H246V14H245ZM8 14H9V13H8ZM45 14H44V15H45ZM49 14H51L50 16H52V14L55 15V13H49ZM112 14H113V13H112ZM184 14H185V13H184ZM199 14H204V13H199ZM208 14H209V13H208ZM208 14H207V15H208ZM221 14H222V12H221ZM225 14H228V11H227V13L225 12ZM235 14H236V13H235ZM238 14H239V13H237V15H238ZM12 15H13V14H12ZM47 15H48V14H47ZM69 15H70V14H69ZM69 15H68V17H69ZM97 15H98V14H97ZM104 15H105V14H104ZM109 15H110V14H109ZM109 15H108V17H109ZM116 15H117V13H116ZM118 15H119V14H118ZM181 15H182V14H181ZM181 15H180V16H181ZM185 15H186V14H185ZM204 15H205V14H204ZM231 15H232V14H231ZM233 15H234V14H233ZM241 15H242V14H241ZM244 15H243V16H244ZM13 16H14V15H13ZM13 16H12V18H13ZM17 16H18V14H17ZM34 16H35V15H34ZM55 16H57V15H55ZM101 16H102V15H101ZM111 16H112V15H111ZM123 16L125 17V14H124ZM129 16H131V14H130ZM173 16H174V15H172V17H169V18L172 19ZM201 16H202V15H201ZM201 16H200V17H201ZM210 16H211V14H210ZM215 16H217V15H213V17H215ZM224 16H225V15H223V17H224ZM226 16H227V15H226ZM226 16H225V17H226ZM229 16H230V15H229ZM235 16H236V15H235ZM243 16H241L240 18H242ZM248 16H249V18H250V15H248ZM248 16H247V17H248ZM263 16H264V15H263ZM2 17H3V16H2ZM5 17H7V15H5ZM64 17H66V16H63V18H64ZM108 17H107V18H108ZM116 17H117V16H115V18H116ZM124 17H123V19H124ZM126 17H127V15H126ZM126 17H125V18H126ZM148 17H149V16H148ZM176 17H177V16H176ZM194 17H195V15H194ZM196 17L199 18L198 15H197ZM213 17H211V18H213ZM218 17H219V16H218ZM218 17H217V18H218ZM220 17H222V16H220ZM223 17H222V19H223ZM251 17H252V15H251ZM259 17H260V15H259ZM259 17L257 16L258 19H259ZM0 18H1V16H0ZM32 18H34V17H32ZM32 18H30V19L32 20ZM50 18H51V17H50ZM57 18H59V17L57 16ZM57 18H56V19H57ZM63 18H62V21H63ZM105 18H106V17H105ZM128 18H129V17H128ZM157 18H158V17H157ZM174 18H175V17H174ZM181 18L183 19L184 17L181 16ZM187 18H188V17H187ZM187 18H186V19H187ZM215 18H216V17H215ZM215 18H214V20H215ZM228 18H229V17H228ZM237 18H239V17H237ZM257 18H256V19H257ZM263 18H264V17H263ZM10 19H11V18H10ZM48 19H49V18H48ZM51 19H52V18H51ZM56 19H55V20H56ZM59 19H60V18H59ZM59 19H58L57 22H59ZM65 19H66V18H65ZM117 19H118V18H117ZM131 19H132V18H130V20H131ZM134 19H135V18H134ZM167 19H168V18H167ZM184 19H185V18H184ZM189 19H190V17H189ZM192 19H193V18H192ZM195 19H196V18H195ZM195 19H193V20H195ZM201 19H202V18H201ZM224 19H225V18H224ZM224 19H223V20H224ZM254 19H255V17H254ZM256 19H255V20H256ZM258 19H257V20H258ZM260 19H261V18H260ZM0 20H2V18H1ZM27 20H28V19H27ZM34 20H35V19H34ZM79 20L81 21V20H83V19H79ZM85 20H86V19H85ZM105 20H106V19H105ZM107 20H108V19H107ZM130 20H127V19H126L125 22L130 21ZM139 20H140V19H139ZM158 20H159V19H158ZM172 20H173V19H172ZM176 20H177V19H176ZM179 20L181 21V19H179ZM193 20H191L192 23L194 22ZM205 20H206V23H207V21H208V20H207V17L205 18ZM205 20H204V21H205ZM211 20H212V19H211ZM223 20H221V22H222ZM230 20L233 21L232 18H231V19H229V21H228L229 23L231 22ZM237 20H239V19H237ZM237 20H236V21H237ZM246 20L249 21L248 18H247ZM6 21H7V20H6ZM15 21H16V20H15ZM39 21H40V20H39ZM52 21H53V20H52ZM52 21H51V22H52ZM80 21H77V23H78V24L81 23ZM86 21H87V20H86ZM86 21H84V22H86ZM119 21H121V15H120V19H119ZM134 21H136V20H134ZM154 21H155V20H153L152 22H154ZM174 21H175V20H174ZM196 21H197V20H196ZM201 21H203V20H201ZM263 21H264V20H263ZM263 21H262L261 23L264 24ZM36 22H38V21H36ZM53 22H56V21H53ZM57 22H56V24H57ZM60 22H61V21H60ZM69 22H70V20H69ZM82 22H83V21H82ZM99 22H100V20H99ZM107 22H108V21H107ZM112 22H113V21H112ZM122 22H124V21L122 20ZM122 22H121V24H122ZM178 22H179V21H178ZM188 22H189V21H188ZM197 22H200V21H197ZM211 22H212V21H211ZM224 22H226V21H224ZM228 22H227V23H228ZM233 22H235V21H233ZM252 22H253V21H252ZM252 22H251V23H252ZM254 22H256V21H254ZM258 22H260V21H258ZM24 23H26V22H24ZM29 23H30V21H28V24H29ZM77 23H75V24L73 23V24L76 25ZM86 23H87V22H86ZM104 23H105V21L102 22V23H100V24L98 23L99 25H95V26H96V28H97V26H98V28H99L100 25H101V24H104ZM131 23H132V21L130 22V24H131ZM133 23H134V22H133ZM133 23H132V25H133ZM182 23H183V21H182ZM194 23H196V22H194ZM206 23H204V25H205ZM208 23H210V22H208ZM212 23H213V22H212ZM237 23H238V22H237ZM261 23H260V24H261ZM30 24H31V23H30ZM43 24H44V23H43ZM43 24L41 23V26H42ZM53 24H54V23H53ZM56 24H55V25H56ZM58 24H59V23H58ZM64 24H65V23H64ZM64 24H63V25H64ZM126 24H127V23H126ZM147 24H148V23H147ZM199 24H200V23H199ZM199 24H198V25H199ZM202 24H203V22H202ZM202 24H201V25H202ZM219 24L222 25V23H220V22H219ZM231 24H232V22H231ZM231 24H230V25H231ZM244 24H245V23H244ZM246 24H247V23H246ZM256 24L258 25L259 23H256ZM263 24L260 25V26H263ZM31 25H33V24H31ZM37 25H38V24H37ZM47 25H48V24H47ZM55 25H53V26L56 27ZM61 25H62V23H61ZM74 25H73V26H74ZM84 25H87V24H84ZM109 25H110V24H109ZM111 25H112V24H111ZM151 25H152V24H150L149 26H151ZM165 25H166V24H165ZM170 25H172V24H168V25L165 26V27H168V26H170ZM184 25H186V24H184ZM188 25H190V27L193 26V25H191V24H188ZM204 25H203V27H204ZM209 25H210V24H209ZM215 25H216V23H215ZM217 25H218V24H217ZM217 25H216V26H217ZM233 25H234V23H233ZM233 25H232V28H233ZM249 25H250V24H247L248 27H246V28H249V27H250ZM252 25H253V23H252ZM254 25H255V23H254ZM257 25H255V26L257 27ZM25 26H26V25H25ZM80 26H82V25H80ZM105 26H106V25H105ZM130 26H131V25H130ZM160 26H161V25H160ZM196 26H197V25H196ZM196 26H195V27H196ZM211 26H212V25H211ZM216 26H215V27H216ZM223 26H224V27H223ZM223 26H221V27H219V28H222V27H223V29H224V28H225V25H223ZM227 26H228V25H227ZM36 27H37V26H36ZM39 27H40V26H39ZM43 27H44V26H43ZM49 27H50V25H49ZM54 27H53V29H55ZM64 27H65V26H64ZM64 27H63V28H64ZM67 27H69V25H67ZM76 27H77V26H76ZM76 27H72V28L75 29ZM114 27H115V25H114ZM126 27H127V26H126ZM126 27H125V28H126ZM165 27H164V28H165ZM171 27H172V26H171ZM198 27H201V26H198ZM198 27H197V29H198ZM213 27H214V25H213ZM239 27H242V26H239ZM244 27H245V26H243V29H246V28H244ZM253 27H254V26H253ZM37 28H38V27H37ZM45 28H46V26H45ZM51 28H52V27H50L49 29H51ZM63 28H61V29H63ZM103 28H104V27H103ZM117 28H120V27H117ZM122 28H124V26H122ZM125 28H124V29H125ZM145 28H149V27H145ZM145 28L142 29V30H145ZM159 28H160V27H159ZM162 28H163V26H162ZM206 28H207V27H206ZM219 28H218V29H219ZM230 28H231V27H230ZM3 29H6V28H3ZM38 29H39V28H38ZM40 29H41V27H40ZM46 29H47V28H46ZM46 29H45V30L43 29L44 32L46 31ZM49 29H48V30H49ZM53 29H52V30H53ZM64 29H65V28H64ZM84 29H85V26H84ZM84 29H83L82 32H84ZM89 29H90V28H89ZM104 29H105V28H104ZM106 29H107V28H106ZM112 29H113V27H112ZM112 29L110 28V30H112ZM115 29H116V27H115ZM179 29H180V31H181V28H179ZM182 29H183V28H182ZM186 29H187V27H186ZM189 29H190V28H189ZM208 29H209V27H208ZM216 29H217V28H216ZM223 29H222V30H223ZM227 29H228V28H227ZM239 29H240V28H239ZM250 29H251V28H250ZM250 29H249V30H250ZM258 29H259V28H258ZM258 29H256V30H258ZM22 30H23V29H22ZM41 30H42V29H41ZM43 30H42V32H43ZM57 30H58V31H57ZM57 30H56L57 32H60L59 29H57ZM71 30H72V29H71ZM77 30H79V29H77ZM80 30H82V29L80 28ZM80 30H79V31H80ZM85 30H87V29H85ZM117 30H119V29H117ZM122 30H123V29H122ZM122 30H121V31H122ZM128 30H129V29H128ZM128 30H127V31L125 30V31L128 32ZM137 30H138V29H137ZM137 30H136V31H137ZM139 30H140V29H139ZM150 30H151V32H152V29H151V28H150ZM155 30H156V29H155V27H154V32H156V31L158 30V28H157L156 31H155ZM163 30H167V29H163ZM168 30H169V29H168ZM170 30H172V29H170ZM184 30H185V28H184ZM191 30L193 31L194 29H191ZM209 30H210V29H209ZM219 30H220V29H219ZM231 30H232V29H231ZM235 30H236V29H235ZM235 30H234V31H235ZM251 30H252V29H251ZM33 31H35V30H33ZM33 31H32V33H33ZM39 31H40V30H39ZM39 31H37V32H39ZM56 31H55V32H56ZM64 31H65V30H63V32H64ZM68 31H70V30H68ZM73 31H74V30H73ZM87 31H88V30H87ZM92 31H93V28H92ZM94 31H95V30H94ZM94 31H93V32H94ZM102 31H103V30H102ZM106 31H107V30H106ZM115 31H116V30H115ZM119 31H120V30H119ZM119 31H117V33H118ZM125 31H122V33H124ZM133 31H134V30H133ZM136 31H134L133 33H135ZM140 31H141V30H140ZM161 31H162V30H161ZM177 31H178V30H177ZM177 31H176V32H177ZM196 31H197V32L199 31V33H200L201 30L198 29V30H196ZM205 31H206V30H205ZM211 31H212V30H211ZM211 31H210V32H211ZM241 31L243 32L244 30L241 29ZM241 31H239V32L241 33ZM245 31H246V30H245ZM252 31H253V30H252ZM252 31H251V32H252ZM259 31H260V30H258V31L255 32V33L257 34ZM24 32H25V31H24ZM40 32H41V31H40ZM40 32H39V33H40ZM77 32H78V31H77ZM77 32H76V33H77ZM88 32H89V31H88ZM107 32H108V31H107ZM110 32H111V31H110ZM113 32H114V31H112V33H113ZM142 32H144V31H142ZM142 32H141V33H142ZM146 32H148V31H146ZM154 32H152V33H154ZM169 32H170V31H169ZM197 32H196V33H197ZM203 32H204V30H203ZM210 32H209V33H210ZM216 32H218V31H216ZM221 32H222V31H221ZM221 32H220V33H221ZM223 32H224V31H223ZM231 32H232V31H230V33H231ZM237 32H238V31H237ZM247 32H248V31H247ZM261 32H262L261 34H263L264 31L262 30ZM1 33H5V32L2 31ZM7 33H8V32H7ZM11 33H13V31H12ZM11 33H10V35H11ZM21 33H23V31H22ZM25 33H29V32H25ZM39 33H36V34H39ZM45 33L47 34V31H46ZM70 33H71V32H70ZM72 33H73V32H72ZM89 33H91V31H90ZM96 33H97V31L94 32V35H96ZM120 33H121V32H120ZM133 33H132V34H133ZM137 33H138V31H137ZM139 33H140V32H139ZM156 33H157V32H156ZM156 33H155V35H154L155 37H156ZM158 33H159V32H158ZM164 33H165V32H163L162 34H164ZM167 33H168V32H167ZM186 33H188V32L186 31ZM186 33H185V34H186ZM189 33H190V32H189ZM212 33H213V32H212ZM212 33H211V34H212ZM226 33H227V32H224V34H226ZM259 33H260V32H259ZM17 34L19 35L20 33H17ZM23 34H24V33H23ZM46 34H45V36H46ZM52 34H54V33L52 32ZM52 34H50L49 37H50ZM66 34H67V33H66ZM83 34H85V32H84ZM86 34H87V33H86ZM98 34H99V33H98ZM102 34H103V33H102ZM105 34H106V33H104V36H102V38H103V37L105 38ZM118 34H119V33H118ZM128 34H129V33H128ZM130 34H131V33H130ZM135 34H136V33H135ZM146 34H147V33H146ZM172 34H173V33H172ZM172 34H171V36H170V39H171V37H172ZM185 34H183V35H185ZM197 34H198V33H197ZM205 34H206V33H205ZM205 34H203V37H204ZM211 34H210V35H211ZM213 34H214V33H213ZM216 34H217V33H215V35H216ZM228 34H229V33H228ZM232 34H233V33H232ZM232 34H230V35H232ZM251 34H253V33H251ZM251 34H250V35H251ZM261 34H260V35H261ZM21 35H22V34H21ZM25 35H26V34H25ZM25 35H24V36H25ZM31 35H32V34H31ZM31 35H29L30 38L32 37ZM34 35H35V34H34ZM43 35H44V34H43ZM59 35L61 36V33L58 34V37H59ZM62 35H64V34L62 33ZM67 35H68V34H67ZM77 35H78V34H77ZM77 35H76V36H77ZM107 35H109V33H107L106 36H107ZM112 35L114 36V34H112ZM137 35H139V37H140L141 34H137ZM137 35H135V36H137ZM164 35H165V36H164ZM164 35H163V36L167 38V36L169 35V33H168V34L165 33ZM178 35H179V34H178ZM178 35H177V37H174L175 35H173L174 39H175V38H179L180 35H182V32H181V34L179 35V37H178ZM222 35H223V34H222ZM233 35H234V34H233ZM236 35H237V33H236ZM238 35H239V34H238ZM240 35H241V34H240ZM247 35H248V34H247ZM247 35H246V36H247ZM13 36H14V35H13ZM13 36H12V37H13ZM27 36H28V35H26L25 37L27 38ZM29 36H28V38H29ZM71 36H72V35H71ZM89 36H90V34H89ZM91 36H93V34H91ZM91 36H90V37H91ZM126 36H127V35H126ZM135 36H134V37H135ZM154 36H153V37H154ZM157 36H158V35H157ZM208 36H209V34H208ZM224 36H225V35H224ZM228 36H229V35H228ZM246 36H244V37H246ZM255 36H256V35L254 34V36H252V37H253L254 39H256L257 37H255ZM257 36H258V35H257ZM263 36H264V34H263ZM1 37H2V36H1ZM4 37H5V36H4ZM6 37H7V35H6ZM22 37H23V35H22ZM54 37H55V36H54ZM68 37H69V35H68ZM73 37H74V35H73ZM87 37H88V34H87ZM111 37H112V36H111ZM115 37H116V36H115ZM115 37H114V39H115ZM139 37H138V38H139ZM160 37H161V33H160ZM160 37H159V38H160ZM168 37H169V36H168ZM190 37H191V35H190ZM198 37H200V36H198ZM205 37H206V36H205ZM209 37H210V36H209ZM209 37H208V39H209ZM211 37H212V36H211ZM230 37H231V36H230ZM230 37H229V38H230ZM235 37H237V36H235ZM235 37H233V38H235ZM241 37H243V35H241ZM249 37H250V36H248V37L245 38V39H249ZM258 37H259V36H258ZM2 38H3V37H2ZM2 38H1V40H2ZM13 38H14V37H13ZM32 38H33V37H32ZM36 38H37V37H36ZM39 38H40V37H39ZM39 38H38V39H39ZM62 38H63V37H62ZM74 38H75V37H74ZM84 38H85V37H84ZM99 38H100V37H99ZM122 38H123V37H122ZM149 38H151V37H149ZM159 38H158V39H159ZM182 38H183V37H182ZM182 38H181V39H182ZM206 38H207V37H206ZM221 38H222V37H221ZM224 38H226V36L223 37V39H224ZM229 38H228V39H229ZM250 38H251V37H250ZM253 38H251V39L253 40ZM259 38H260V37H259ZM261 38H263V37H261ZM7 39H8V38H6L5 40H7ZM9 39H10V37H9ZM17 39L20 40V39H21V36H20V39H19L18 37H17ZM55 39H56V37H55ZM66 39H68V38H66ZM71 39H72V38H71ZM71 39H70V40H71ZM80 39H81V38H80ZM106 39H107V38H106ZM110 39H111V38H110ZM118 39H119V38H118ZM123 39H124V38H123ZM170 39H168V40H170ZM187 39H188V38H187ZM202 39H203V38H202ZM202 39H201V40H202ZM212 39H213V38H211V40H212ZM217 39H220V37H219V38H216V37H215V40H216V41H217ZM226 39H227V38H226ZM226 39H225V40H226ZM239 39H240V38H239ZM11 40H12V39H11ZM21 40H22V39H21ZM24 40H25V39H24ZM35 40H36V39H35ZM61 40H62V39H60L59 42H56L57 40H56V41L54 40V41H55V42H54V45H55V43L59 44L60 42H63V41H61ZM64 40H65V39H64ZM73 40H74V39H73ZM75 40H76V39H75ZM75 40H74V41H75ZM86 40H87V39H86ZM107 40H108V39H107ZM124 40H126V39H124ZM134 40H135V39H134ZM159 40H160V39H159ZM166 40H167V39H166ZM184 40H185V39H184ZM184 40H183V41H184ZM193 40H194V39H193ZM215 40H214V41H215ZM233 40H234V39H233ZM256 40H257V39H256ZM260 40H262V39H260ZM38 41H39V40H38ZM71 41H72V40H71ZM71 41H69V42H71ZM78 41H79V39H78ZM83 41H84V40H83ZM88 41H89V40H88ZM104 41H106V40L104 39ZM104 41H103V42H104ZM115 41H116V40H115ZM148 41H149V40H148ZM155 41H156V39H155ZM161 41H162V40H161ZM176 41H177V40H176ZM176 41L174 40V41H172V42L174 43V42H176ZM208 41H209V40H208ZM212 41H213V40H212ZM212 41H210V42H212ZM228 41H229V40H228ZM231 41H232V40H231ZM237 41H238V40H237ZM241 41L243 42V40H241ZM246 41H248V40H246ZM250 41H251V40H250ZM1 42H2V41H1ZM1 42H0V44H1ZM5 42H7V41H5ZM8 42H10V41H8ZM21 42H22V41H21ZM42 42H43V41H42ZM46 42H47V41H46ZM46 42L44 41L45 44H46ZM50 42H51V41H50ZM64 42H66V40H65ZM69 42H68V44H69ZM80 42H81V44H82V40H81ZM96 42H98V41H96ZM107 42H108V41H106V43H107ZM109 42H110V41H109ZM116 42H117V41H116ZM116 42H115V43H116ZM168 42H169V41H168ZM168 42H165V43H167L166 46L168 45ZM170 42H171V40H170ZM170 42H169V43H170ZM202 42H203V41H202ZM204 42H205V40H204ZM217 42H218V41H217ZM253 42H254V41H253ZM256 42H257V41H256ZM256 42H255V43H256ZM259 42H260V41H259ZM3 43H4V42H3ZM17 43H18V41H17ZM39 43H40V41H39ZM72 43H73V42H71L70 44H72ZM74 43H75V42H74ZM74 43H73V44H74ZM101 43H102V42H101ZM101 43H100V44H101ZM113 43H114V40H113ZM117 43H118V42H117ZM138 43H139V42H138ZM138 43L135 42L134 44L137 45ZM140 43H141V42H140ZM153 43H154V42H153ZM158 43H159V42H158ZM162 43H164V42H162ZM173 43H172L171 45H173ZM176 43H177V42H176ZM176 43H174L175 46H177ZM188 43H189V42H188ZM188 43H187V44H188ZM236 43L239 44V41L236 42ZM244 43H245V42H244ZM246 43H247V42H246ZM251 43H252V42H251ZM251 43H250V45H251ZM255 43H253V45H255ZM260 43H261V42H260ZM262 43H263V42H262ZM5 44H7V43L1 44V45H0V48L2 47V45H5ZM19 44H20V43H19ZM25 44H26V43H25ZM40 44H41V43H40ZM47 44H48V43H47ZM64 44H65V43H64ZM66 44H67V43H66ZM66 44H65V45H66ZM108 44H109V46H110V45L113 46V44H110V43H108ZM118 44H119V43H118ZM134 44H133V46H134ZM189 44H190V43H189ZM216 44H217V43H216ZM232 44H233V43H232ZM10 45H11V43L9 44V46H10ZM16 45H17V44H16ZM20 45H21V44H20ZM22 45H23V43H22ZM22 45H21V47H23ZM38 45H39V44H38ZM74 45H75V44H74ZM83 45H84V44H83ZM83 45H82V46H83ZM93 45H95V44H93ZM96 45L99 47L98 43H97ZM102 45H103V44H102ZM102 45H100V46H102ZM104 45H105V44H104ZM121 45H124V43H122ZM125 45H126V44H125ZM141 45H142V44H140V46H141ZM157 45H158V44H157ZM157 45H155V46H157ZM160 45H163V44H159V46H160ZM171 45H170V47H171ZM179 45H180V44H179ZM179 45H178V47H179ZM207 45L210 46L209 44H206V46H207ZM211 45H212V44H211ZM213 45H214V44H213ZM213 45H212V46H213ZM225 45H227V42H226ZM229 45H230V44H229ZM243 45H244V44H243ZM253 45H252V46H253ZM256 45H257V43H256ZM256 45H255V47H256ZM39 46H40V45H39ZM39 46H38V47H39ZM72 46H73V45H72ZM76 46H77V45H76ZM97 46H96V47H97ZM109 46L107 45L106 47H107V48H111V46H110V47H109ZM116 46H117V45H116ZM127 46H128V45H127ZM130 46L132 47V45H129V47H130ZM138 46H139V45H137V47H138ZM153 46H154V45H153ZM153 46H152V47H153ZM159 46H157V47H159ZM166 46H164V47L166 48ZM181 46H183V45H181ZM188 46H193V47H194L193 43H192L191 45H188ZM188 46H187V47H188ZM204 46H205V45H204ZM204 46H203V47H204ZM220 46H221V45H220ZM222 46H223V44H222ZM233 46L235 47V45H233ZM240 46H241V45H240ZM240 46L237 47V48L241 49ZM10 47H11V46H10ZM19 47H20V46H19ZM47 47H48V46H47ZM73 47H74V46H73ZM80 47H81V46H80ZM93 47H94V46H93ZM103 47H104V46H103ZM122 47H123V46H122ZM157 47H156V48H157ZM170 47H169V48L167 47V49H170V50H171V49L174 48V47H173V48H170ZM183 47H184V46H183ZM203 47H202V48H203ZM210 47H211V46H210ZM255 47H253V48L256 49ZM6 48H8V45H6ZM13 48H15V49H13ZM13 48L11 47L10 49H13V51H15L18 47H13ZM49 48H51V46H50ZM75 48H76V47H75ZM83 48H84V47H83ZM99 48L101 49V47H99ZM117 48H118V47H116V49H117ZM135 48H136V47H135ZM135 48H133V50H134ZM165 48H164V49H165ZM199 48H200V47H199ZM205 48H206V47H205ZM221 48H222V47H221ZM221 48H220V49H221ZM223 48H224V46H223ZM250 48H252V47H250ZM263 48H264V47H263ZM263 48H262V49H263ZM2 49H4V46H3ZM10 49H9V51H10ZM39 49H41V48H39ZM51 49H52V48H51ZM51 49H49V50H51ZM55 49H56V48H55ZM55 49H54V50H55ZM79 49H80V48H79ZM84 49H86V48H84ZM84 49H83V50H84ZM94 49H95V48H94ZM94 49H93V50H94ZM113 49H115V47H114ZM127 49H128V48H127ZM129 49H130V48H129ZM136 49H137V48H136ZM139 49H140V48H139ZM147 49H150V48L147 47ZM167 49H166V50H167ZM206 49H207V48H206ZM227 49H228V47H227ZM242 49H243V50L245 49L244 46H243ZM254 49H252V51H253ZM262 49H261V50H262ZM4 50H5V49H4ZM17 50H18V49H17ZM20 50H21V49H20ZM20 50H19V51H20ZM25 50H26V49H25ZM27 50H30V49H27ZM37 50H38V49H37ZM54 50H53V51H54ZM83 50H82V51H83ZM87 50H88V49H87ZM96 50H97V48H96ZM104 50H109V49H104ZM120 50H121V48H120ZM133 50H132V51H133ZM152 50H153V48H152ZM152 50H150V51H152ZM170 50H169V51H170ZM174 50H175V49H174ZM174 50H173V53H174V55H175V51H174ZM201 50H202V49H201ZM201 50H199V51H201ZM203 50H204V49H203ZM203 50H202V51H203ZM212 50H213V48H212ZM215 50H216V49H215ZM228 50H229V49H228ZM230 50L233 51V48H232V49L230 48ZM235 50H237L236 47H235L234 51H235ZM257 50H258V51H255V50H254L253 52H254V53H255V52H256V53L259 52V51H260V48L257 49ZM1 51H2V50H1ZM5 51H6V50H5ZM9 51L7 50L6 53H7V52L9 53ZM19 51H18V52H19ZM34 51H35V49H34ZM55 51H56V50H55ZM73 51H74V53L76 52L75 50H73ZM78 51H79V50H78ZM94 51H95V50H94ZM99 51H101V50H99ZM99 51H98V52H99ZM125 51H127V50H125ZM125 51H123V52L125 53ZM134 51H135V50H134ZM147 51H148V53H149V50H147ZM147 51H146V52H147ZM162 51H163V50H162ZM185 51H186V50H185ZM187 51H189V50L187 49ZM193 51L198 52V50H196V48L193 49ZM223 51H224V50H223ZM238 51H239V50H237V52H238ZM241 51H242V50H241ZM241 51H240V52H241ZM245 51H246V50H245ZM245 51H243V52H245ZM29 52H30V51H29ZM31 52H32V51H31ZM65 52H66V51H65ZM85 52H87V51H85ZM92 52H93V51H92ZM116 52H117V51H116ZM123 52H122V54H124ZM136 52H140V51H137V50H136ZM144 52H145V51H144ZM155 52H159V51L155 50ZM179 52H180V51H179ZM191 52H192V50H191ZM191 52H189V53H191ZM214 52H215V51H214ZM218 52H219V51H218ZM225 52H226V51H225ZM243 52H242V54H243ZM248 52H249V49L247 50V54H248ZM260 52H261V51H260ZM1 53H2V52H1ZM13 53H14V52H13ZM16 53H17V52H16ZM19 53H20V52H19ZM21 53H22V52H21ZM26 53H28V51H27ZM55 53H56V52H55ZM69 53H72V52H69ZM69 53H68V54H69ZM74 53H73V55H74V56L76 55V57L78 58L79 56H77V54H76V53L74 54ZM77 53L80 54L81 52H77ZM82 53H83V52H82ZM88 53H89V52H88ZM90 53H91V52H90ZM100 53H102V52H100ZM131 53H132V52H131ZM133 53H134V52H133ZM142 53H143V52H142ZM148 53H147V54H148ZM153 53H154V51H153ZM153 53H152V54H153ZM163 53H164V52H163ZM185 53H186V52H185ZM189 53H188V54H189ZM202 53H203V52H202ZM202 53H201V55L205 54V53H203V54H202ZM212 53H213V52H212ZM223 53H224V52H223ZM228 53H230V51H229ZM254 53H253V55H255ZM23 54H24V53H23ZM30 54H31V53H30ZM33 54H34V53H33ZM60 54H61V53H59V55H60ZM117 54L120 55L121 52H119V53H117ZM125 54H126V53H125ZM145 54H146V53H145ZM145 54H144V55H145ZM170 54H172V52H171ZM176 54H177V52H176ZM181 54H183V53H180V55H181ZM196 54H197V53H196ZM196 54L194 55L195 57H196ZM198 54H200V53H198ZM214 54H215V53H214ZM216 54H217V53H216ZM216 54H215V55H216ZM242 54H241V55H242ZM247 54H246V55H247ZM5 55H6V54H5ZM24 55H25V54H24ZM41 55H43V54H41ZM41 55H40V56H41ZM65 55H67V53H65ZM80 55H81L80 57H83V58H84L85 55H88V54L86 53V54H84V55H83V54H80ZM90 55H91V54H90ZM101 55H102V54H101ZM107 55H108V53L105 54L104 56L102 55L103 57L101 56L100 58H101V59H102V58L105 59V58L107 57ZM119 55H118V57H120ZM131 55H132V54H131ZM135 55H136V54H135ZM135 55H132V56H135ZM149 55H151V54H148L147 56L150 57ZM156 55H157V54H156ZM156 55H155V56H156ZM158 55H159V53H158ZM168 55H169V54H168ZM168 55H167V57H168ZM177 55H178V54H177ZM180 55H179V56H180ZM208 55H209V54H208ZM208 55H207V56H208ZM210 55H211V53H210ZM217 55H219V54H217ZM221 55H222V54H221ZM226 55H227V53H226ZM234 55H235V54H234ZM236 55H237V54H236ZM236 55H235V56H236ZM241 55H240V56H241ZM9 56H10V53H9V55L7 56V58H8ZM22 56H23V55H22ZM26 56H27V55H26ZM30 56H32V55H30ZM37 56H38V55H37ZM52 56H54V55L52 54ZM67 56H69V55H67ZM71 56H72V55H70V57H71ZM93 56H94V55H93ZM93 56H92V57H93ZM95 56H98V54H97V55L95 54ZM95 56H94V58H95ZM105 56H106V57H105ZM110 56H112V55H110ZM113 56L115 57L116 54L113 55ZM121 56H124V55H121ZM127 56H128V55H127ZM145 56H146V55H145ZM145 56H144V57H145ZM165 56H166V55H165ZM189 56H191V55H189ZM223 56H224V55H222V59H224L225 57L228 58V56H224V58H223ZM235 56H234V57H235ZM258 56H259V55H258ZM1 57H2V55H1ZM1 57H0V58H1ZM5 57H6V56H5ZM5 57H4L3 59H5ZM47 57H48V56H47ZM49 57H50V56H49ZM55 57L59 58L58 55H57V56L55 55ZM55 57H54V58H55ZM70 57H69V58H70ZM114 57H113V59H114ZM137 57H139V56H137ZM144 57H143V58H144ZM148 57H147V58L145 57L147 61H149V60H148ZM171 57H172V55H171ZM174 57H176V56H174ZM180 57L182 58V56H180ZM180 57H177V58H180ZM185 57H186V56H185ZM192 57H193V55H192ZM208 57H209V56H208ZM213 57H214V56H213ZM218 57H219V56H218ZM218 57H217V58H218ZM229 57H230V56H229ZM236 57H237V56H236ZM259 57H261L262 59L264 58L263 55H262V56H259ZM44 58H45V57H44ZM44 58H43V60H44ZM52 58H53V57H52ZM54 58H53V59H54ZM57 58H55V60H56ZM62 58H63V57H62ZM69 58L66 57V59H68V60H69ZM85 58H87V57H85ZM94 58H92V59H94ZM111 58H112V57H111ZM111 58H110L109 60H111ZM131 58L133 59V57H131ZM158 58H159V57H158ZM169 58H170V56H169ZM172 58H173V57H172ZM183 58H184V57H183ZM226 58H225V59H226ZM245 58H246V57H245ZM245 58H244V60H247V61H248V59H245ZM252 58H253V57H252ZM9 59H10V58H9ZM17 59H19V58H17ZM23 59H25V56H24ZM31 59H33V58H31ZM66 59H65V60H66ZM80 59H81V58H80ZM97 59H98V58H97ZM115 59H117V58L115 57ZM129 59H130V58H129ZM129 59H128V60H129ZM166 59H168V58H166ZM225 59H224V60H225ZM229 59H232V58H229ZM235 59H236V58H235ZM250 59H251V58H250ZM49 60H50V59H49ZM49 60H48V61H49ZM68 60H67V61H68ZM83 60H84V59H83ZM83 60H82V61H83ZM86 60H87V59H86ZM90 60H91V59H90ZM90 60H89V62H90ZM99 60H100V59H99ZM118 60H119V59H118ZM120 60H121V58H120ZM126 60H127V59H126ZM126 60H125V64H127V63H126ZM136 60H137V59H136ZM138 60H139V59H138ZM142 60H143V59L139 60V62L137 61V64H138V63H139V64L142 63ZM175 60H176V59H175ZM175 60H174V61H173V60H170V61H171V62H172V61H173V62H176L177 60H176V61H175ZM182 60H183V59H182ZM238 60H239V59H238ZM238 60H237V61H238ZM244 60L241 59V61H244ZM263 60H264V59H263ZM2 61H3V60H2ZM6 61H7V59H6ZM12 61H14V60L12 59ZM12 61H11V62H12ZM23 61H24V60H23ZM23 61H22V65H23ZM30 61H31V60H30ZM32 61H33V60H32ZM44 61H45V60H44ZM44 61H43V63H44ZM60 61H61V60H60ZM62 61H63V60H62ZM67 61H65V64H66ZM91 61H92V60H91ZM94 61H95V60H94ZM100 61L102 62V60H100ZM107 61H108V59H107ZM107 61H106V62H107ZM113 61L115 62L116 60H113ZM130 61H131V60H129V61H127V62H130ZM132 61H133V60H132ZM132 61H131V62H132ZM134 61H135V60H134ZM134 61H133V64H134ZM140 61H141V62H140ZM144 61H145V60H144ZM168 61H169V60H168ZM199 61H200V60H199ZM209 61H210V60H209ZM213 61H215V60L213 59ZM220 61H221V60H220ZM222 61H223V60H222ZM232 61H233V60H232ZM235 61H236V60H234L233 62H235ZM247 61H246V62H247ZM24 62H26V61H24ZM27 62H28V61H27ZM27 62L24 63V64H28ZM40 62H41V61H40ZM75 62H77V61H73L72 63L69 62V64H73V65H74ZM78 62L80 63V61H78ZM84 62H85V60H84ZM87 62H88V60H87ZM89 62H88V63H89ZM96 62H98V61H96ZM101 62H100V63H101ZM104 62H105V60H104ZM111 62H112V61H110V63H111ZM116 62H117V61H116ZM131 62H130V64H131ZM173 62H172V63H173ZM185 62L187 63L188 61H185ZM246 62H245V63H246ZM249 62H250V61H249ZM254 62H255V61H254ZM263 62H264V61H263ZM263 62H262V63H263ZM0 63H1V61H0ZM3 63H4V62H3ZM7 63H8L9 65L11 64L10 62H7ZM13 63H14V62H13ZM19 63H20V62H19ZM19 63H18V64H19ZM34 63L36 64V62L33 61V64H34ZM53 63H54V62H53ZM57 63H59V61H58ZM60 63H61V62H60ZM79 63H76V65H74V67H75V66L78 67V66H79ZM82 63H83V62H82ZM93 63H94V62H93ZM107 63H108V62H107ZM110 63H108V64H110ZM118 63H119V62H118ZM123 63H124V62H123ZM123 63H119V64H123ZM148 63H149V62H148ZM172 63H170V64H172ZM210 63H211V62H210ZM216 63H220V62H219V59H218V62H216ZM230 63H231V62H230ZM252 63H253V62H252ZM16 64H17V63H15L14 66H16ZM18 64H17V66L20 65V64H19V65H18ZM40 64H41V63H40ZM45 64H47V63L45 62ZM48 64H49V63H48ZM48 64H47V65H48ZM67 64H68V63H67ZM69 64H68V65H69ZM77 64H78V65H77ZM95 64H96V63H95ZM105 64H106V63H104V66H105ZM108 64H106V65L108 66ZM111 64H112V63H111ZM114 64H115V63H114ZM116 64H117V63H116ZM116 64H115V65H116ZM128 64H129V63H128ZM137 64H136V65H137ZM149 64H150V63H149ZM149 64H147V65H149ZM177 64H178V65H177ZM177 64H176V65L179 67L180 63L177 62ZM184 64H185V63H184ZM188 64H189V63H188ZM188 64H187V65H188ZM211 64H212V63H211ZM233 64H234V63H233ZM233 64H232V65H233ZM243 64H244V62L242 63V65H243ZM30 65H31V64H30ZM42 65H44V64H42ZM47 65H46V66H47ZM51 65H52V64H51ZM57 65H58V64H57ZM57 65L55 64V66H57ZM62 65H63V64H62ZM62 65H61V66H62ZM80 65H83V64H80ZM88 65H90V64H88ZM91 65H92V66H95V65L92 64V63H91ZM136 65H135V66H136ZM144 65H146V64H144ZM176 65H175V66H176ZM182 65H183V64H182ZM187 65H185V67H186ZM196 65H197V64H196ZM208 65H209V64H208ZM217 65H218V64H217ZM244 65H245V64H244ZM2 66H3V65H2ZM6 66H7V64H5V66H3V67L5 68ZM10 66H11V65H10ZM12 66H13V65H12ZM14 66H13V67H14ZM61 66H60V67H61ZM70 66L72 67V69H74L72 65H70ZM86 66H87V63H86ZM97 66H99V65H97ZM104 66H103V68H102L103 70H104ZM112 66H113V64H112ZM131 66H132V65H131ZM135 66H132V67H135ZM165 66L167 67L168 65H165ZM175 66H174V69H177V68H175ZM237 66H238V65H237ZM254 66H255V65H254ZM13 67H11V68H13ZM33 67H34V66H33ZM49 67H50V66H49ZM82 67H83V66H82ZM88 67H89V66H88ZM100 67H101V65H100ZM108 67H109V66H108ZM119 67H120V65H119ZM123 67H124V66H123ZM127 67H128V66H127ZM129 67H130V66H129ZM152 67H153V66H152ZM187 67H189V66H187ZM187 67H186V68H187ZM210 67H211V70H212V68H213L212 65H210ZM210 67H209V69H210ZM231 67H232V66H231ZM231 67H230V68H231ZM234 67H235V66H234ZM256 67H257V66H256ZM11 68H10V72H12V71H11V70H12ZM14 68H15V67H14ZM44 68H45V67H44ZM44 68H43V69H44ZM47 68H48V67H46L45 70H47ZM56 68H57V67H56ZM91 68H92V67H91ZM105 68H106V67H105ZM148 68H149V67H148ZM160 68H162V67H160ZM163 68H164V67H163ZM183 68H184V67H182V71H184V70H188V69H184V70H183ZM192 68H193V67H192ZM192 68L190 67V69L193 71V70L195 69V67H194V69H192ZM200 68H201V67H200ZM200 68H199V69H200ZM203 68H206V67H202L201 69H203ZM207 68H208V67H207ZM238 68H239V66H238ZM238 68H236V69H238ZM253 68H254V67H253ZM18 69H19V68H18ZM18 69H15V70L13 69V72H12V73H14L15 71L20 72ZM38 69H39V68H38ZM59 69H60V68H59ZM59 69H58L57 71H59ZM109 69H111V68H109ZM112 69H113V67H112ZM112 69H111V70H112ZM115 69H117V68H115ZM119 69H121V68H119ZM164 69H167V68H164ZM201 69H200V71H202ZM213 69H214V68H213ZM218 69L221 70V68H218ZM259 69H260V67H259ZM0 70H1V69H0ZM6 70H9V68L6 69ZM39 70H40V69H39ZM41 70H42V69H41ZM45 70H44V71H45ZM103 70H102V71H103ZM123 70H124V69H123ZM123 70H122V71H123ZM125 70H126V69H125ZM128 70H129V68H128ZM131 70H132V69H131ZM131 70H129V71L131 72ZM150 70H151V69H150ZM167 70L172 71V70H170V69H167ZM203 70H204V69H203ZM205 70H206V69H205ZM215 70L218 71V70L216 69V66H215ZM227 70H228V69H227ZM247 70H248V68H247ZM249 70H250V69H249ZM2 71H3V70H2ZM4 71H5V70H4ZM4 71H3V73H4ZM66 71H67V69H66ZM69 71H71V70H69ZM73 71H74V70H73ZM81 71H82V70H81ZM83 71H84V70H83ZM90 71H91V70L89 69V72H90ZM96 71H98V70H96ZM104 71H105V70H104ZM112 71H113V70H112ZM112 71H111V72H112ZM114 71H115V70H114ZM129 71H128V72H129ZM132 71H135V70H132ZM141 71H143V69H142ZM159 71H160V70H159ZM164 71H165V70H164ZM173 71L175 72L176 70H173ZM177 71H178V70H177ZM189 71H190V70H189ZM212 71H213V70H212ZM222 71H223V68H222ZM225 71H226V70H225ZM225 71H224V72H225ZM232 71H234V70L232 69ZM237 71H238V70H237ZM237 71H234V73H235L236 75H238V74L236 73ZM250 71H252V70H250ZM253 71H254V70H253ZM8 72H9V71H8ZM40 72H41V71H40ZM40 72H39V73H40ZM42 72H43V71H42ZM61 72H62V70H61ZM71 72H72V71H71ZM98 72H99V71H98ZM105 72H106V71H105ZM108 72H109V74H110V70H108ZM116 72H117V71H116ZM116 72H115V73H116ZM174 72H171V73H174ZM203 72H204V71H203ZM203 72H202V73H203ZM246 72H247V71H246ZM263 72H264V71H263ZM0 73L2 74V72H0ZM28 73H29V72H28ZM43 73H44V72H43ZM56 73H57V72H56ZM64 73H65V72H64ZM77 73H78V72H77ZM85 73L87 74V71H86ZM90 73H91V72H90ZM100 73H101V72H100ZM125 73H127V72L125 71ZM137 73H138V71H137ZM139 73H140V72H139ZM171 73H170V74H171ZM179 73H180V71H179ZM179 73H178V72L175 73V76H176V74H179ZM188 73H189V72H188ZM188 73L185 74V75H188ZM202 73H199V74H202ZM207 73H208V72H207ZM211 73H212V72H211ZM213 73H214V72H213ZM218 73H219V71H218ZM220 73H221V72H220ZM222 73H223V72H222ZM226 73L228 74L229 71L226 72ZM260 73H261V72H260ZM1 74H0V76H1ZM8 74H9V75H8ZM15 74H17V72H16ZM44 74H46V71H45ZM48 74H49V73H48ZM62 74H63V73H62ZM103 74H104V73H103ZM106 74H108V73H106ZM131 74H132V73H131ZM134 74H135V72L133 73V75H134ZM157 74H158V73H157ZM167 74H168V72L166 73V75H167ZM170 74H168L169 79H170V77H172V76L174 75V74H172V76H170ZM183 74H184V72H183ZM190 74L193 75V73H190ZM204 74H206V73L204 72L202 75H204ZM223 74H224V73H223ZM235 74L232 73V76L235 77ZM248 74H249V73H248ZM7 75H8V77L10 78V73H7ZM20 75H22V74H20ZM57 75L59 76V75H61V73H58ZM99 75H100V74H99ZM101 75H102V74H101ZM101 75H100V76H101ZM104 75H105V74H104ZM104 75H103V76H104ZM110 75H111V74H110ZM110 75H109V76H110ZM113 75H114V74H113ZM120 75H121V74H120ZM127 75H129V74H127ZM127 75H125V76H127ZM133 75H132V77H133ZM138 75H139V76H142V75H140V74H138ZM155 75H156V74H155ZM158 75H159V74H158ZM166 75H165V76H166ZM194 75H195V73H194ZM202 75H200V77H201ZM207 75H208V74H207ZM207 75H206V76L204 75V76L207 77V78H211V77H209V75H208V76H207ZM221 75H222V74H221ZM229 75H230V74H229ZM246 75H247V73H246ZM250 75H251V74H250ZM260 75H261V74H260ZM14 76H15V75H14ZM14 76H11V79H12V77H14ZM17 76H19V75L17 74ZM40 76H41V74H40ZM89 76H90V75H89ZM89 76H88V77H89ZM95 76H96V75H95ZM97 76H98V74H97ZM116 76H117V75H116ZM122 76L124 77V75H122ZM130 76H131V75H130ZM151 76L153 77V75H151ZM168 76H167V77H168ZM230 76H231V75H230ZM230 76H229V77H228V76H227V77L225 76V78L228 79V78H230ZM248 76H249V75H248ZM248 76H247V77H248ZM255 76H257V75H255ZM15 77H16V76H15ZM15 77H14V78H15ZM45 77H46V76H45ZM51 77H52V75H51ZM83 77L85 78V76H83ZM83 77H81V78L83 79ZM86 77H87V76H86ZM91 77H92V75H91ZM127 77H129V76H127ZM132 77H130V78L132 79ZM135 77H136V74H135ZM149 77H150V76H149ZM157 77H158V76H157ZM163 77H164V76H163ZM176 77H178V76H176ZM180 77H181V76H180ZM180 77H179V78H180ZM202 77H203V76H202ZM202 77H201V78H202ZM223 77H224V75H223ZM233 77H231L229 80H232ZM253 77H254V76H253ZM18 78H21V77H18ZM43 78H44V76H43ZM93 78H94V81H95L96 77L93 76ZM110 78H111V76H110ZM110 78H109V79H110ZM136 78H137V77H136ZM141 78H142V77H141ZM145 78H146V77H145ZM145 78H144V79H145ZM153 78H155V76H154ZM203 78H204V77H203ZM217 78H218V77H217ZM254 78H255V77H254ZM3 79H5L6 82L8 81V79H6L4 76H3L2 80H0V81H3ZM11 79H9V80H10L9 83L12 84L13 79H12V80H11ZM52 79H53V78H52ZM91 79H92V78H91ZM103 79H104V77H103ZM103 79H102V81H103ZM107 79H108V78H107ZM112 79H114V78L112 77ZM123 79H125V77H124ZM128 79H129V78H128ZM133 79H134V78H133ZM146 79H147V78H146ZM148 79H149V78H148ZM150 79H151V78H150ZM157 79H159V78H157ZM157 79H155V80L153 79V80L156 81ZM165 79H166V78H165ZM182 79H183V78H182ZM182 79H181V80H182ZM194 79H195V77H194ZM205 79H206V78H205ZM205 79H204V80H205ZM214 79H215V77H214ZM220 79H221V78H220ZM233 79H235V78H233ZM15 80H16V79H15ZM20 80H21V79H20ZM20 80H19V81H20ZM40 80H41V79H40ZM86 80H87V79H86ZM121 80H122V79H121ZM126 80H127V79H126ZM138 80H139V78L137 79V81H138ZM159 80H160V79H159ZM176 80H178V78H177ZM181 80H180L179 83L183 85V80H182V83H181ZM185 80H186V79H185ZM185 80H184V82H185ZM199 80H200V79H199ZM199 80H195V81H199ZM202 80H203V79H202ZM202 80H201V81H202ZM261 80H262V79H261ZM73 81H75V80L73 79ZM82 81H83V80H82ZM102 81H101V79H100V83H101ZM123 81H125V80H123ZM129 81H131V80L129 79ZM133 81H134V80H132V83H133ZM142 81H143V79L141 80V83H142ZM146 81H147V80H145V82H146ZM149 81H150V80H149ZM157 81H158V80H157ZM157 81L155 82V84H158ZM160 81H162V79H161ZM160 81H158V82H160ZM174 81H175V80H174ZM187 81H188V80H187ZM187 81H186L185 83H188ZM212 81H213V79H212ZM212 81H210L211 84H212ZM214 81H215V80H214ZM216 81H217V80H216ZM216 81H215V84H216ZM227 81H228V80H227ZM227 81H226V82H227ZM6 82H5V83H6ZM22 82H23V81H22ZM22 82L20 81L21 84H22ZM53 82L55 83V80H53ZM96 82H97V81H96ZM135 82H136V80H135ZM167 82H168V81H166V83H167ZM177 82H178V81H177ZM177 82L175 83V84H177L176 86H178V87L180 86V87H181V85H178ZM189 82H190V81H189ZM199 82H200V81H199ZM218 82H222V81L220 80V81H218ZM241 82H242V81H241ZM5 83H4V84H5ZM13 83H16V82H13ZM18 83H19V82H18ZM18 83H16V84H18ZM104 83H105V82H104ZM119 83H120V82H119ZM124 83H126V82H124ZM128 83H129V82H128ZM130 83H131V82H130ZM141 83H140V84H141ZM150 83H151V82H149L148 85H150ZM160 83H161V82H160ZM162 83H163V81H162ZM162 83H161V84H162ZM164 83H165V81H164ZM192 83H194L193 80H192ZM192 83H189V84H192ZM195 83H196L195 85H196L197 87L200 85V84H197L198 82H195ZM210 83H209V84H210ZM227 83L229 84V82H227ZM227 83H226L225 85H228ZM233 83H235V82H233ZM244 83H245V82H244ZM7 84H8V83H6V86H7ZM89 84H90V83H89ZM113 84H114V83H113ZM117 84H118V83H117ZM120 84H121V86H119V87H121L120 89H123L124 86L122 87V85H123L122 82H121ZM143 84H145V83L143 82ZM204 84H205V83H204ZM209 84H208V82H207V86H208ZM220 84H221V83H220ZM230 84H231V83H230ZM238 84H239V82L237 83V87H234V88L237 89V93L240 92V91H239L240 89L238 90ZM13 85H14V84H13ZM54 85H55V84H54ZM61 85H63V84H61ZM65 85H66V83H65ZM81 85H82V83H81ZM81 85H80V87H81ZM83 85H84V84H83ZM107 85H108V83L106 84V86H107ZM115 85H116V84H115ZM132 85H134V83H133V84H130L131 87H130V86H129V87L132 88ZM135 85L138 86L139 84L136 83ZM145 85H146V84H145ZM158 85H159V84H158ZM158 85H157V86H158ZM186 85H187V84H186ZM186 85H185V86H186ZM223 85H224V84H223ZM235 85H236V84H235ZM240 85H241V84H240ZM242 85H243V84H242ZM242 85H241V86H242ZM4 86H5V85H4ZM15 86L18 87V85H15ZM19 86H20V85H19ZM84 86H85V88H87V85H84ZM84 86H82V87L84 88ZM91 86L93 87V85H91ZM97 86H98V85H97ZM97 86H96V87H97ZM99 86H100V87L102 86V88H103V84H102V85L99 84ZM104 86H105V85H104ZM116 86H117V85H116ZM136 86H135V87H136ZM150 86H151V85H150ZM161 86H162V85H161ZM165 86H166V85H165ZM165 86H162V87H163L162 90H164ZM171 86H172V85H171ZM171 86H170V87H171ZM187 86H188V85H187ZM187 86H186L185 88H187ZM190 86H191V85H190ZM196 86H195V87H196ZM200 86H201V85H200ZM202 86H203V84H202ZM204 86H205V85H204ZM211 86H213V84H212ZM215 86H216V85H215ZM231 86H234V84L231 85ZM241 86H240V87H241ZM243 86H244V85H243ZM251 86H252V85H251ZM254 86H257V85H253V87H254ZM9 87H10V85H9ZM17 87H16V88H17ZM77 87H79V85H77ZM80 87H79V88H80ZM166 87H168V86H166ZM174 87H175V86H174ZM178 87H177V88H178ZM183 87H184V85H183ZM183 87H182V88H183ZM205 87H206V86H205ZM228 87H229V86H227L226 88H228ZM240 87H239V88H240ZM261 87H264V83L261 84ZM261 87H260V88H261ZM1 88H4V87H1ZM1 88H0V92H1ZM5 88H6V87H5ZM13 88H14V86H13ZM16 88H15V89H16ZM63 88H64V87H63ZM89 88H90V87H89ZM89 88H88V89H89ZM139 88L142 89L143 87H137V90H135L136 88H133V89L135 90V92H133V93H137L136 91H138ZM144 88H147V86H146V87L144 86ZM154 88H155V87H154ZM177 88H176V89H177ZM199 88H200V87H199ZM199 88H198V89H199ZM211 88L214 89L213 87H211ZM211 88L208 89V87H207L208 90H204V89L200 88V89H199V92H200V90L202 89V94L205 95V92H206V94H207L209 91L212 90ZM215 88H216V87H215ZM230 88H231V87H229V89H230ZM250 88H252V87H250ZM258 88H259V87H258ZM260 88H259V89H260ZM6 89H7V88H6ZM9 89H10V88H9ZM9 89H8V90H9ZM15 89H12V91L15 90ZM81 89H82V88H81ZM98 89H100V88H98ZM120 89H119V90H120ZM124 89H125V90H124ZM124 89H123V90L126 91L127 87L124 88ZM147 89H148V88H147ZM170 89H171V88H170ZM178 89H179V88H178ZM178 89H177V90H178ZM188 89H190V88H188ZM193 89H194V88H193ZM196 89H197V88H196ZM196 89H194V90H196ZM210 89H211V90H210ZM90 90H91V89H90ZM92 90H94V89L92 88ZM92 90H91V91H92ZM96 90H97V88H96ZM96 90H95V91H96ZM144 90H145V89H144ZM156 90H158V89L156 88ZM160 90H161V87H160ZM171 90H172V89H171ZM173 90H174V89H173ZM173 90H172V91H173ZM230 90H231V92H232V88H231ZM246 90H247V89H246ZM246 90H245V91H246ZM257 90H258V89H255V88H254V91H256V93H257ZM262 90H263V89H262ZM4 91H5V90H4ZM15 91H16V90H15ZM60 91H61V90H60ZM63 91H64V90H63ZM74 91H75V90H74ZM83 91L86 92L85 89H84ZM98 91H99V90H98ZM100 91L103 92L104 90L102 89V90H100ZM109 91H110V90H109ZM115 91H116V90H115ZM117 91H118V90H117ZM120 91H122V90H120ZM120 91H118V92H120ZM124 91H123V92H124ZM127 91H130V90L128 89ZM148 91H149V90H148ZM148 91H147V95H146V96H149V95H148ZM150 91H151V90H150ZM154 91H155V90H153V92H154ZM158 91H159V90H158ZM178 91H179V94H180V89H179ZM183 91H184V89H183ZM186 91H187V89H186ZM191 91H192V89H191ZM197 91H198V90H196V92H194L193 94L197 93ZM204 91H205V92H204ZM207 91H208V92H207ZM214 91H215V90H214ZM233 91H234V92H232V93L235 94L236 91H235L234 89H233ZM248 91H249V89H248L246 92H248ZM254 91H253V92H254ZM259 91H260V90H259ZM6 92H9V91H6ZM6 92H5V93H6ZM13 92H14V91H13ZM61 92H62V91H61ZM61 92L58 91L59 94H60ZM79 92H82V91H79ZM84 92H82V93H84ZM87 92H88V91H87ZM105 92H106V91H105ZM131 92H132V89H131L130 93H131ZM139 92H140V91H139ZM139 92H138V94H139ZM173 92H174V91H173ZM175 92H176V91H175ZM184 92H185V91H184ZM187 92H188V91H187ZM199 92H198V93H199ZM215 92H216V91H215ZM220 92H221V93H224V92H222V91H220ZM220 92H219V93H220ZM227 92H229V91H227ZM5 93H1V94L4 95ZM9 93H10V92H9ZM72 93H73V92H72ZM72 93H71V94H72ZM74 93H76V92H74ZM74 93H73V94H74ZM91 93H92V92H91ZM94 93H95V92H94ZM94 93H93V94H94ZM113 93H114V92H113ZM116 93H117V92H116ZM121 93H122V92H121ZM125 93H126V92H125ZM150 93H151V95H153V94H152V91L149 92V94H150ZM159 93H160V91L156 94V96H153V97H154V98H155V97L157 98L158 95H159ZM161 93H163V92H161ZM167 93H168V92H166V94H167ZM188 93H191V92L189 91ZM198 93H197V95H199ZM219 93H218V95H217V92H216V95L219 96ZM229 93H230V92H229ZM237 93H236V94H237ZM242 93H244V91H243ZM7 94H8V93H6L5 95H7ZM15 94H16V93H15ZM15 94H14V95H15ZM64 94H65V93H62V96H63ZM66 94H67V93H66ZM68 94H70V93H68ZM68 94H67V96H68ZM73 94H72V95H73ZM86 94H87V93H86ZM111 94H112V93H111ZM127 94H128V92L125 94V97H126ZM145 94H146V92H145ZM172 94H173V95H172ZM193 94H192V95H193ZM208 94H209V93H208ZM210 94H211V92H210ZM247 94H249V93H247ZM8 95H10V94H8ZM11 95H12V92H11ZM11 95H10V96H11ZM77 95H78L77 97L80 96L79 93H78ZM81 95H82V94H81ZM97 95H98V94H97ZM97 95H96V96H97ZM118 95H120V94H117V98H118V97H119V98H118V100L116 99V101L119 103V102H121V101H119V99H120V98H123V97H120V96H118ZM122 95H123V94H121V96H122ZM133 95H134V94H133ZM151 95H150V96H151ZM154 95H155V94H154ZM160 95H161V94H160ZM162 95H163V94H162ZM162 95L159 96V97L162 98ZM164 95H165V93H164ZM167 95H168V94H167ZM167 95H165V97H166ZM171 95H172V97L170 96V94L168 95V96H170L168 100H170V101L172 100V101H173V99H175L173 96L176 95V94L171 93ZM189 95H191V94H189ZM189 95H188V97H191V100H193V99H192V96H189ZM197 95H196V96H197ZM226 95H227V94H226ZM226 95H225V97H226ZM229 95H230V94H229ZM256 95H258V94H255V96H256ZM62 96H61V98H62ZM64 96H65V95H64ZM74 96H75V95H74ZM85 96H86V95H85ZM107 96H108V98H109V95H107ZM123 96H124V95H123ZM144 96H145V95H144ZM150 96H149V98L152 97V96H151V97H150ZM177 96L179 97L178 93H177ZM180 96H181V95H180ZM182 96H183V95H182ZM199 96H201V94H200ZM206 96H207V95H206ZM206 96H205L203 99H207ZM214 96H215V95H214ZM220 96H221V94H220ZM227 96H228V95H227ZM234 96H235V95H234ZM249 96H250V95H249ZM258 96H259V95H258ZM258 96L254 98V99L257 100V102H258ZM13 97H14V96H13ZM15 97H16V96H15ZM15 97H14V98H15ZM58 97H59V96H58ZM75 97H76V96H75ZM83 97H84V95H83ZM92 97H94V96H92ZM103 97H104V96H103ZM105 97H106V96H105ZM125 97H124V98H125ZM128 97H129V96H127V98H128ZM132 97H133V96H132ZM184 97H185V95H184ZM193 97H194V96H193ZM209 97H210V95H209ZM229 97H230V96H229ZM239 97H240V96H239ZM241 97H243V96H241ZM244 97H245V96H244ZM246 97H247V96H246ZM259 97H261V96H259ZM16 98H18V97H16ZM39 98H40V97H39ZM46 98H48V97H46ZM64 98H66V97H64ZM80 98H81V97H80ZM85 98H86V97H85ZM87 98H88V97H87ZM87 98H86V99H87ZM95 98H96V97H95ZM99 98H100V97H99ZM99 98H98V99H99ZM130 98H131V94H130ZM134 98L136 99V96H134L132 100H134ZM137 98H138V97H137ZM145 98H146V97H145ZM145 98H143L144 100H143L142 98H139V101H141V103H145V102H147V100H149V99L145 100ZM156 98H155V99H156ZM167 98H168V97H167ZM167 98H166V100H167ZM170 98H171V99H170ZM181 98H182V97H181ZM197 98H198V97H197ZM197 98H196V99H197ZM199 98H202V97H199ZM199 98H198V99H199ZM237 98H238V97H237ZM237 98H236V100H237ZM42 99H44V98H42ZM73 99H75V98L73 97ZM78 99H79V98H77L76 101H78ZM81 99H82V98H81ZM81 99H80V101H81ZM86 99H83V100L85 101ZM105 99H107V98H105ZM159 99H160V98H159ZM163 99H164V96H163V98H162L161 100H163ZM179 99H180V98H179ZM183 99H184V98H183ZM183 99H182V100H183ZM185 99H187V98H185ZM185 99H184V100H185ZM194 99H195V98H194ZM198 99H197V101H198ZM210 99H211V98H208L209 101H211ZM213 99H214V98H213ZM213 99H212V100H213ZM216 99H217V98H216ZM216 99H215V100H216ZM222 99H223V98H222ZM229 99H230V98H229ZM254 99H253V100H254ZM261 99H263V98H261ZM261 99H260V100H261ZM29 100H30V99H29ZM33 100L37 103V106H38V104L41 103V101H42L41 98H40V100H41L40 102H37V101H36L37 99H34V98L32 99V101H33ZM83 100H82V102H83ZM89 100L91 101L92 99L90 98ZM96 100H97V99H95L94 101H96ZM123 100H124V99H123ZM123 100H122V101H123ZM126 100H128V99H125V101H126ZM129 100H130V99H129ZM129 100H128V101H129ZM142 100H143V102H142ZM151 100H153V99H150L148 102L150 103V105H151V107H152V104H151L152 102H150ZM177 100H178V98H177ZM182 100L180 99V101H182ZM191 100H189L190 103L192 102ZM226 100H228V99H226ZM233 100H234V99H233ZM233 100H230V101L233 102ZM236 100H235V101H236ZM242 100H245V99H242ZM260 100H259V101H260ZM263 100H264V99H263ZM14 101H15V100H13L12 102H14ZM38 101H39V100H38ZM49 101H50V99H49ZM49 101H48V102H49ZM56 101H57V100H56ZM61 101H62V100H61ZM63 101H64V100H63ZM70 101H72V100H70ZM73 101H74V100H73ZM73 101H72V102H73ZM80 101H79V103H81ZM87 101H88V100H87ZM94 101H93V102H94ZM116 101H115V102H116ZM139 101H138V102H139ZM156 101H157V99H156ZM156 101H154L153 103H155ZM174 101H175V100H174ZM189 101L186 100V102H188V103H189ZM197 101H196V104H192V105H194V106H195V105H200V107H201V104H200V101H201V100L199 99V103H198ZM204 101H205V100H204ZM204 101L202 100L201 102H204ZM209 101H208V102H209ZM216 101H217V100H216ZM216 101H215V102H216ZM222 101H223V100H222ZM239 101H240V100H239ZM28 102H30V101H28ZM44 102H46V101H44ZM54 102H55V101H54ZM66 102H68V101H66ZM93 102H92V104H93ZM103 102H104V101H102V103H103ZM105 102H107V101H105ZM105 102H104V103H105ZM117 102H116V103H117ZM136 102H137V101H136ZM136 102H135V103H136ZM138 102H137V103H138ZM186 102H185V103H186ZM212 102H213V101H212ZM224 102H225V101H224ZM253 102H254V101H253ZM33 103H34V102H33ZM59 103H60V102H59ZM61 103H62V102H61ZM64 103H65V102H64ZM85 103H86V102H85ZM88 103H89V102H88ZM139 103H140V102H139ZM160 103H161V102H159V104H160ZM169 103H171V102H169ZM172 103H173V102H172ZM172 103H171V104H172ZM177 103H178V102H177ZM179 103H180V102H179ZM185 103H184L183 105H186ZM190 103H189V104H190ZM194 103H195V102H194ZM210 103H211V102H210ZM213 103H214V102H213ZM222 103H223V102H221V104H222ZM226 103H227V102H225V103H223V104H226ZM229 103H230V102H229ZM229 103H228V104H229ZM233 103H234V105L232 106L231 104H233ZM233 103L230 104L233 108H232L230 105H229V108H228V106H226V107L228 108V109H226V110H227V113L225 112V113L223 114V116H225V117H229V119H232L233 114H235V112H233L234 110H239V108H237L238 106L236 107V105H237L238 103H237V104H235V102H233ZM248 103H251V105L253 104L252 102H248ZM258 103H259V102H258ZM258 103H257V105H258ZM9 104H11V103L9 102ZM14 104H15V103H14ZM27 104H29L28 107L30 108V107H31V106H30V103H27ZM54 104H55V103H54ZM54 104H53V106H54ZM66 104H67V103H66ZM69 104H70V103H69ZM72 104H74V103H72ZM77 104H78V103H77ZM82 104H83V103H82ZM97 104H99V103H97ZM129 104H130V106H131V103H129ZM129 104H128V105H129ZM145 104H146V103H145ZM156 104H157V102H156L154 105H156ZM159 104H158V105H159ZM161 104L163 105L164 103H161ZM165 104H166V103H165ZM202 104H203V103H202ZM240 104H241V103H240ZM240 104H239V105H240ZM5 105H7V104H4V108L2 107V108H0V109H1V110H2V109H5V108L7 107V106L5 107ZM31 105H32V103H31ZM39 105H40V104H39ZM41 105H42L41 107H42V109H43V101H42V104H41ZM58 105H59V104H58ZM61 105H64V104L62 103ZM67 105H68V104H67ZM67 105H65V106L67 107ZM84 105H85V104H84ZM84 105H83V107H84ZM86 105H87V104H86ZM86 105H85V106H86ZM89 105H90V104H89ZM89 105H88L87 107H89ZM100 105H101V103H100ZM100 105H98V106H100ZM102 105H103V104H102ZM105 105H106V103H105ZM110 105H112L111 108H114V106H118V105H114V106H113L112 101H111V104H110ZM119 105H121V104H119ZM128 105H127V106H128ZM147 105H148V104H147ZM154 105H153V107H155ZM167 105H168V104H167ZM174 105H176L175 102H174ZM190 105H191V104H190ZM190 105H189V106H190ZM211 105H212V106H213V105L215 106V104H211ZM241 105H242V104H241ZM247 105H248V104H245V105H244V107H245V108H244V111H245V109H247V108H246ZM254 105H256V103H254ZM254 105L252 106L253 109H254V107H255ZM15 106H16V105H15ZM15 106H14V110L12 109L13 107H12V108H8V107H7V108L10 109V110L12 109V112H11L10 114H12L13 111H14V113H16V112L18 111L17 109H18L20 106H18V108L16 109V110H17L16 112H15ZM32 106H33V105H32ZM48 106H49V105H48ZM59 106H60V105H59ZM94 106H95V105H94ZM96 106H97V105H96ZM96 106H95V107H96ZM121 106H122V105H121ZM121 106H118V107H115V108H119V109H120ZM123 106H124V104H123ZM123 106L121 107V109L123 108ZM134 106H137V105H134ZM134 106H133V107H134ZM138 106H139V105H138ZM164 106H165V105H164ZM164 106H163V108H166V106H165V107H164ZM168 106H169V110H171L170 105H168ZM203 106H204V105H202L201 108H203ZM212 106H211V107H212ZM23 107H24V108H22V109H25V108H26L25 106H23ZM28 107H27V109H28ZM38 107H39V106H38ZM41 107H40V108H41ZM44 107H45V104H44ZM49 107H50V106H49ZM54 107H55V106H54ZM60 107H61V106H60ZM75 107H77V105H76ZM75 107H74V106H73V107H70V109H71V108L73 109V108H75ZM78 107H79V105H78ZM105 107H106V109H107V106H105ZM105 107H104V108H105ZM125 107H126V105H125ZM133 107H130L131 110H132ZM141 107H143V106H141ZM141 107H139V108H141ZM147 107H148V106H147ZM153 107H152V108H153ZM173 107H174V106H172V109H176V108H173ZM182 107H183V106H182ZM196 107H198V106H196ZM200 107H198V108H200ZM218 107H220V105H218ZM226 107H224V108H226ZM248 107H249V106H248ZM40 108L37 109V110H40ZM61 108H62V107H61ZM63 108H64V106H63ZM96 108H97V107H96ZM100 108L102 109L103 106L100 107ZM130 108H129V109H130ZM148 108H149V107H148ZM156 108H157V107H156ZM159 108H160V107H159ZM161 108H162V107H161ZM177 108H179V107H177ZM180 108H181V107H180ZM180 108H179V109H180ZM189 108H190V109H193L192 107H189ZM189 108H188V109H189ZM194 108H195V107H194ZM213 108H214V107H213ZM215 108H216V107H215ZM234 108H235V109H234ZM236 108H237V109H236ZM250 108H251V106H250ZM256 108L259 109L258 106H257ZM256 108H255V109H256ZM260 108H261V106H260ZM19 109H20V108H19ZM64 109H65V108H64ZM84 109H85V108H84ZM94 109H95V108H94ZM101 109H100V110H101ZM150 109H151V108H149L148 110L150 111ZM179 109H176V110H179ZM181 109H182V108H181ZM185 109H186V108H185ZM185 109H182V110H185ZM196 109H197V108H196ZM205 109H206V108H205ZM221 109H222V106L220 107V110H221ZM240 109H241V107H240ZM34 110L36 111V106H35V109H34ZM50 110H51V109H50ZM52 110H53V109H52ZM54 110H56V108H55ZM61 110H62V109H61ZM61 110H60V111H61ZM86 110H87V109H86ZM95 110H96V109H95ZM100 110L98 111V108H97V111H98V112H100ZM123 110H125V109H123ZM123 110H122V112H123ZM126 110H127V108H126ZM126 110H125V111H126ZM153 110L155 111V109H153ZM157 110H158V108L156 109L155 112H157ZM159 110H160V109H159ZM159 110H158V111H159ZM164 110H165V109H164ZM202 110H203V111H202ZM202 110L199 111V109H198L199 113H198V111H195V112H194V110H192V112L196 115V114H200V112L204 113V109H202ZM212 110H213V109H212ZM216 110H217V109H216ZM216 110H215V112H216ZM232 110H233V111H232ZM260 110L262 111V110H264V109H260ZM260 110H258V111L260 112ZM22 111H23V110H20V112H22ZM29 111H30V110H29ZM47 111H48V110H47ZM63 111H64V110H63ZM91 111H93V109H92ZM104 111H105V110H104ZM125 111H124V112H125ZM142 111H143V110H142ZM154 111H153V113H154ZM162 111H163V110H162ZM187 111H188V110H187ZM187 111H184V112L186 113ZM190 111H191V110H190ZM206 111H207V110H206ZM213 111H214V110H213ZM224 111H225V110H224ZM240 111H241V110H239V112H240ZM247 111L249 112V110H247ZM251 111H252V110H251ZM258 111H256V112H258ZM1 112H2V111H1ZM5 112H6V111H5ZM5 112H4V113H5ZM20 112H19V113H20ZM50 112H51V111H49V112H44V113H47L46 118H49V116H48L49 114H48V113H50ZM65 112H66V111H65ZM65 112H64V113H65ZM84 112H85V111H84ZM86 112H88V111H86ZM93 112H94V111H93ZM95 112H96V111H95ZM116 112H117V111H116ZM134 112H135V111H134ZM138 112H140V111H138ZM138 112H137V113H138ZM143 112H144V111H143ZM151 112H152V109H151ZM166 112H167V110H166ZM173 112H174V111H173ZM178 112H180V118H181V111L179 110ZM178 112H176V113H178ZM196 112H197V113H196ZM221 112H223V109L221 110ZM232 112H233V113H232ZM256 112H255V113H256ZM263 112H264V111H263ZM7 113H9V111H7L6 114H7ZM14 113H13V114H14ZM22 113H25V112H22ZM22 113H20V114H22ZM33 113H34V112H33ZM53 113H54V112H53ZM55 113H57V112H55ZM67 113H68V112H66V114H67ZM91 113H92V112H91ZM102 113H105V112H102ZM114 113H115V112H114ZM117 113L120 114L121 112H119V110H118ZM130 113H131V111H130ZM153 113H151V114H152V117L155 115V113H154V115H153ZM162 113L164 114V112H161V110H160V114H162ZM170 113H172V112H170ZM170 113H169V114H170ZM187 113L189 114V111H188ZM205 113H206V112H205ZM207 113H208V112H207ZM207 113H206V114H207ZM216 113H217V112H216ZM236 113H237V111H236ZM240 113H241V112H240ZM240 113H237V114H240ZM250 113H254V112H249V114H250ZM255 113H254V114H255ZM0 114H1L0 116H3V115H4V114H2V113H0ZM13 114H12V116H13ZM16 114H17V113H16ZM31 114H32V113H31ZM34 114H35V113H34ZM34 114H33V117H35ZM38 114H39V113H38ZM50 114H51V113H50ZM68 114H69V113H68ZM87 114H88V113H87ZM172 114H173V113H172ZM172 114H170V118L167 117V118H169V119H166L167 121H170V119H173V118H174V116H175V112H174V114H173V117H171ZM182 114L184 115V113H182ZM194 114H192L193 117L195 116ZM213 114H215V113H213ZM237 114H235V117H236ZM249 114H248V115H249ZM262 114H263V113H262ZM262 114L259 113V115H262ZM7 115H9V114H7ZM42 115H43V114H41V117H42ZM45 115H46V114H44V117H45ZM55 115L57 116V114H55ZM55 115H54V116H55ZM62 115H63V114H62ZM120 115H121V114H120ZM120 115H119V116H120ZM123 115H124V114H123ZM129 115H130V114H129ZM139 115H140V114H139ZM166 115H167V114H166ZM190 115H191V112H190ZM190 115L187 116V114H186V117L191 118ZM215 115H216V114H215ZM246 115H247V113H246ZM259 115L256 113V115H255L256 117H255L254 115H253L252 117H254V118L257 120V119L259 118ZM4 116H5V115H4ZM4 116H3V117H4ZM39 116H40V115H39ZM58 116H60V114H59ZM63 116H64V115H63ZM71 116H72V115H71ZM98 116H99V115H98ZM109 116H112V115H109ZM148 116L150 117V114H149ZM160 116H161V115H160ZM160 116L158 115V117L156 118V120H158ZM163 116H164V115H163ZM163 116H162V117H163ZM167 116H169V115H167ZM184 116H185V115H184ZM196 116H197V115H196ZM199 116H200V115H199ZM201 116H203V115H201ZM204 116H205V115H204ZM206 116H207V115H206ZM221 116H222V115H221ZM237 116H238V115H237ZM239 116H240V115H239ZM239 116H238V118H236V119L239 120L240 117H241L242 115H241L240 117H239ZM250 116H251V115H249V116H247V117H250ZM257 116H258V117H257ZM262 116H264V115H262ZM14 117H15V116H14ZM16 117H17V116H16ZM31 117H32V116H31ZM31 117H30V118H31ZM33 117H32V118H33ZM50 117H51V115H50ZM69 117H70V116H69ZM85 117H86V116H85ZM95 117H97V116H95ZM106 117H108V116H106ZM106 117H104V118H106ZM114 117H115V116H114ZM114 117H113V118H114ZM125 117L127 118V116H126V112H125ZM130 117H131V115L128 116V119H130ZM138 117H139V116H138ZM165 117H166V116H165ZM165 117H164V118H165ZM177 117H178V115H177ZM182 117H183V116H182ZM193 117H192V118H193ZM197 117H198V116H197ZM225 117H223V118L225 119ZM245 117H246V116H245ZM245 117H244V119H245L244 121H248V122H249V119H250L251 121H252V119H253V118H252V119H251V118H248V120H247V119H246L247 117H246V118H245ZM6 118H7V117H6ZM6 118H5V119H6ZM11 118H12V117H11ZM23 118H24V117H23ZM23 118H22V120H23ZM36 118H37V117H35V119L33 118V121H35ZM39 118H40V117H39ZM42 118H43V117H42ZM52 118H54V117L52 116ZM52 118H51L50 120H52ZM60 118L62 119V116H61ZM60 118H59V119H60ZM66 118H67V117H66ZM74 118H75V117H74ZM74 118H72V119H74ZM76 118H77V116H76ZM87 118H88V117H87ZM93 118H94V117H92V119H93ZM100 118H101V117H100ZM102 118H103V117H102ZM109 118H110V117L106 118V120H108ZM115 118L118 119V116H116ZM115 118H114V120H115ZM122 118H123V117H122ZM122 118H121L120 120L123 121L124 118H123V119H122ZM132 118H133V117H132ZM132 118H131V119H132ZM139 118H140V120H141V119H143V120L145 119V118H141V117H139ZM164 118H163V119H164ZM180 118L178 117V118L176 119V117H175L174 119L177 120V122H179L178 120H179ZM188 118H187V121H190L191 119L188 120ZM195 118H196V117H195ZM198 118H199V117H198ZM206 118H210V116L208 115V117H206ZM215 118H216V117H215ZM215 118H214V119H215ZM241 118H242V117H241ZM262 118H263V117H262ZM8 119H9V117H8ZM19 119L21 120V117H20ZM27 119H28V118H27ZM37 119H38V118H37ZM55 119H56V117H55ZM55 119H53V121H54ZM64 119H65V118H64ZM81 119H82V118H81ZM96 119H97V118H96ZM134 119H135V118H134ZM149 119H150V120H149ZM153 119H154V117H153ZM183 119L185 120L186 118H183ZM193 119H194V118H193ZM204 119H205V118H204ZM0 120H1V119H0ZM3 120H4V119H3ZM22 120H21V122H22ZM24 120H25V118H24ZM28 120H29V119H28ZM40 120H41V119H40ZM44 120H45V119H44ZM46 120H47V119H46ZM85 120H86V119H85ZM85 120H84V121H85ZM103 120H104V119H103ZM114 120H113V121H114ZM125 120H126V119H125ZM125 120H124V121H125ZM147 120H149L150 122L152 121L151 118H148ZM147 120H146V121H147ZM156 120H155V121H156ZM181 120H182V119H181ZM206 120H208V119H206ZM221 120H222V119H221ZM227 120H228V118H227ZM238 120H237V122H238ZM259 120H260V119H259ZM9 121H10V120H9ZM9 121H7V122H9ZM16 121H17V120H16ZM30 121H31V125L33 126V124H34L37 120H36L33 124H32V119H31ZM30 121H27V122L30 123ZM53 121H52V122H53ZM61 121H62V120H60L59 122L57 121V122L60 123ZM87 121H88V120H87ZM99 121H100V120H99ZM104 121H105V120H104ZM109 121H110V120H109ZM122 121H121V123H122ZM134 121H135V120H134ZM134 121H131V122H133V124H134ZM137 121H138V124H141V125L145 124V121H143L144 123H140L139 120H137ZM153 121H154V120H153ZM155 121H154V123H155ZM192 121H194V120H192ZM192 121H190V122H191V123H194V126H195V124H196L197 122H201V121H199V120H195L196 123H195V122H192ZM204 121H205V120H204ZM208 121H210V120H208ZM224 121H225V120H223V122H224ZM242 121H243V120H242ZM242 121H241V122H242ZM2 122H3V121H1V123H2ZM10 122H11V121H10ZM14 122H15V121H14ZM23 122H24V121H23ZM27 122H26V123H27ZM46 122H47V121H46ZM49 122H50V121H49ZM82 122H83V121H82ZM82 122H81V123H82ZM101 122H102V121H101ZM101 122H100V123H101ZM107 122H108V121H107ZM107 122H104V124H105L106 126H107ZM127 122H128V121H127ZM127 122H126V123H127ZM141 122H142V120H141ZM150 122L148 123L149 125H151ZM173 122H175V124H177L176 121L173 120ZM214 122H215V120H214ZM217 122H218V121H217ZM217 122H216V123H217ZM225 122H226V121H225ZM253 122H254V121H253ZM253 122H251V123L253 124V125L251 124L252 126H254V123H255L256 121H255L254 123H253ZM257 122H258V123H264V121H261V122L257 121ZM257 122H256V123H257ZM12 123H13V121H12ZM12 123H11V125H13ZM16 123H18V122H16ZM24 123H25V122H24ZM29 123H28V125H30ZM50 123H51V122H50ZM55 123H56V120L54 121V124H55ZM97 123H98V125L100 124L98 121H97ZM108 123H109V122H108ZM119 123H120V122H119ZM146 123H147V122H146ZM152 123H153V122H152ZM154 123H153V124H154ZM168 123H170V124H169V126H168L169 128L167 129V132H166V133H167V134H166V135H167L166 137L171 138V140L174 139V138H178V137L180 136L179 134L183 132V130L179 129V126H180L181 124H179V125L177 124V125H178V128H176V125H172V124H174V123H172V121H171V122H168ZM168 123H165V124L168 125ZM171 123H172V124H171ZM181 123H182V122H181ZM191 123H189V124H191ZM202 123H204V122H202ZM202 123H201V124H202ZM206 123H207V122H206ZM206 123H204V124H206ZM210 123H213V122H210ZM220 123H221V122H220ZM231 123H232V122H231ZM234 123H235V122H234ZM238 123H240V122H238ZM238 123H236V124H238ZM243 123L245 124V122H243ZM246 123H247V122H246ZM21 124H22V123H20V125H21ZM54 124H53V125H54ZM102 124H103V123H102ZM102 124H101V125H102ZM110 124H111V123H110ZM110 124H108V125H110ZM116 124H117V123H116ZM127 124H129V123H127ZM148 124H146V125H148ZM153 124H152V125H153ZM156 124H157V122H156ZM158 124H159V123H158ZM158 124H157V125H158ZM165 124H163V126H164ZM183 124H185V123H183ZM186 124H187V122H186ZM198 124H199V123H198ZM9 125H10V123H9ZM9 125L7 124L6 127L9 126ZM11 125H10V126H11ZM15 125H16V124H14L13 126H15ZM20 125H19V126H20ZM24 125H25V124H23V126H24ZM28 125H27V128L29 127ZM45 125H46V123H45ZM57 125H59V124H57ZM60 125H61V127H62V124H60ZM98 125H97V127H98ZM101 125H100V126H101ZM105 125H104V126H105ZM131 125H132V124H131ZM149 125H148L147 127H146V126H144V127H146V129L149 130V129H150V128L148 129V127H150ZM152 125H151V126H152ZM160 125H161V124H160ZM166 125H165V126H166ZM202 125H203V124H202ZM207 125H208V124H207ZM207 125H206V126H207ZM214 125H215V127H216L217 124H214ZM218 125H219V123H218ZM226 125H227V124H226ZM16 126H17V125H16ZM19 126H18V127H19ZM35 126H36V127H37V126L39 127V125H36V124H35ZM89 126L91 127V125H89ZM134 126L137 127V125H135V124H134ZM134 126H133V128H136V127H134ZM161 126H162V125H161ZM184 126H187V125H184ZM191 126H192V125H191ZM197 126H198V125H197ZM197 126H196V127H197ZM203 126H204V125H203ZM208 126H209V125H208ZM208 126H207V127H208ZM220 126H221V124H220L219 126H217V127H220ZM222 126H225V125H222ZM233 126H234V125H233ZM233 126H232V127H233ZM247 126L250 127V123L247 124ZM257 126H260V125H257ZM6 127H3V128L6 129ZM25 127H26V126H25ZM47 127H48V128H46L47 131H48V130L50 131V130H51L50 127H49V126H47ZM59 127H60V126H59ZM68 127H69V126H68ZM93 127H95V124H94ZM97 127H96V129H97ZM110 127H111V126H110ZM110 127H108V128H110ZM114 127H115V126H114ZM139 127H140V126H139ZM144 127H143V128H144ZM154 127H155V125H154ZM156 127H157V126H156ZM156 127H155V128H156ZM159 127H160V126H159ZM166 127H167V126H166ZM180 127H181V126H180ZM182 127H183V126H182ZM182 127H181V128H182ZM189 127H190V125H189ZM198 127H201V126L199 125ZM210 127H211V126H210ZM255 127H256V126H255ZM262 127H263V126H262ZM20 128H21V126H20ZM31 128H33V127H31ZM31 128L29 127L30 130H32ZM63 128H65V126H64ZM106 128H107V127H106ZM106 128H104V129H106ZM119 128H120V127H119ZM127 128H128V127H127ZM127 128H126V130H127ZM133 128H131V131H132ZM155 128L152 127V128H151V129H152L151 132H153V129H155ZM157 128H158V127H157ZM157 128H156V129H157ZM183 128H184V127H183ZM185 128H187V127H185ZM193 128H195V127H193ZM193 128H192V129H193ZM203 128H205V127H203ZM211 128H213V127H211ZM224 128H225V127H224ZM250 128H251V127H250ZM9 129H10V128H9ZM14 129H15V128H14ZM14 129H13V130H14ZM22 129H23V131L28 130V129H25V130H24V127L21 128V131H22ZM61 129H62V128H61ZM68 129H69V128H68ZM68 129H67V130H68ZM92 129H94V128H92ZM101 129H102V128H101ZM101 129H100V130H101ZM112 129H113V128H112ZM123 129H124V128H123ZM144 129H145V128H144ZM146 129H145V130H146ZM164 129H165V128H164ZM197 129H198V128H197ZM197 129H196V130H197ZM208 129H209V128H208ZM215 129H216V128H215ZM215 129H214V131H215ZM226 129H227V128H226ZM256 129L258 130V128H256ZM261 129H262V128H261ZM0 130H1V129H0ZM10 130H11V129H10ZM10 130H9V131H10ZM13 130H12L11 132H14ZM33 130L36 131V128H35V129L33 128ZM33 130H32V131H33ZM52 130H53V129H52ZM69 130H70V129H69ZM90 130H91V129H90ZM97 130H98V129H97ZM97 130H96V131H97ZM110 130H111V128H110ZM118 130H119V129H118ZM118 130H117V131H118ZM138 130H139V129H138ZM145 130L142 129L141 131H145ZM147 130H146V131H147ZM160 130H161V129H160ZM162 130H163V129H162ZM201 130H202V129H201ZM205 130H206V129H205ZM223 130H224L223 127L220 128V131H223ZM228 130H229V129H228ZM233 130H234V129H233ZM233 130H232V131H233ZM238 130H239V129H238ZM250 130H251V129H250ZM257 130H256V131H257ZM263 130H264V129H263ZM263 130H262L261 132H263ZM9 131H8V132H9ZM18 131H19V128H18ZM18 131H17V132H18ZM23 131H22V132H23ZM28 131H29V130H28ZM38 131H40V128L37 129V131H36L35 134H37ZM43 131H45V130H43ZM43 131H42V133H44ZM54 131H55V129H54ZM63 131H65V130H63ZM93 131L96 132L95 130H93ZM98 131H99V130H98ZM98 131H97V132H98ZM128 131H129V130H128ZM135 131H137V129H136ZM146 131H145V132H146ZM158 131H159V130L157 129V132H156V133H160V132H158ZM189 131H190V133L187 134V136H186L185 134H184L183 136L188 137V136L191 134V130H189ZM217 131H218V130L215 131V132H216V133H215L216 136H218V135H217ZM224 131H225V132H228V131H226V130H224ZM230 131H231V130H230ZM252 131H253V129L251 130V132H252ZM6 132H7V131H6ZM11 132H9V133H11ZM25 132H26V131H25ZM25 132H24V133H25ZM40 132H41V131H40ZM52 132H53V131H52ZM60 132H61V130H60ZM68 132H69V131H67V133H68ZM84 132H85V131H83V133H84ZM94 132H92V133L94 134ZM107 132H111V131H107ZM107 132H106V133H107ZM124 132H127V131H124ZM129 132H130V131H129ZM147 132H148V131H147ZM147 132H146V133H147ZM162 132H164V131H162ZM192 132H195V130L192 131ZM211 132H212V130H211ZM211 132H209L207 135L209 136V134H210ZM218 132H219V131H218ZM225 132H223V133H225ZM235 132H236V130H235ZM235 132H233V133H235ZM254 132H255V131H254ZM254 132H253V133H254ZM259 132H260V131H259ZM259 132H258V134H259ZM4 133H5V132H3V134H4ZM9 133H7V134H9ZM33 133H34V131H33ZM38 133H39V132H38ZM42 133H41V134H42ZM72 133H73V132H71V134H72ZM79 133H80V132H79ZM85 133H86V132H85ZM98 133H99V132H98ZM130 133H131V132H130ZM141 133H142V132H141ZM146 133H145V135L149 134V133H147V134H146ZM200 133H201V132H200ZM200 133H198V134L200 135ZM204 133H205V132H204ZM213 133H214V132H212V134H213ZM229 133H230V132H229ZM229 133H228V134H229ZM247 133H249V132H247ZM44 134L47 135L48 132H45ZM44 134H43V136H44ZM49 134H50V133H49ZM51 134H52V133H51ZM51 134H50V135H51ZM60 134H61V133H60ZM62 134H63V133H62ZM65 134H66V133H65ZM69 134H70V133H68V135H69ZM87 134H88V133H87ZM93 134H92V136H93ZM108 134H109V133H108ZM111 134H112V133H111ZM115 134H116V136L118 135V133H116V131H115ZM127 134H128V133H127ZM137 134H138V132H137ZM154 134H155V133H153V135H154ZM192 134H193V133H192ZM192 134H191V135H192ZM198 134H197V135H198ZM201 134H203V133H201ZM205 134H206V133H205ZM218 134L221 135L220 132H219ZM231 134H232V132H231ZM231 134L229 135V137H231ZM0 135H1V134H0ZM10 135H11V134H9L8 136L10 137ZM16 135H17V134L12 135L11 138L14 139L13 137H16ZM20 135H21V134H20ZM23 135H24V134H23ZM28 135H30V133H29ZM31 135H32V134H31ZM31 135H30V137H32V136L34 137V135H32V136H31ZM37 135H38V134H37ZM37 135H36V136H37ZM50 135H49V136H50ZM74 135H75V134H74ZM76 135H77V136H78V135H82V136H83V134H78V132L76 133ZM89 135H90V134H89ZM94 135H95V134H94ZM120 135H121L120 138H122V135L124 136V133H123V134H120ZM120 135H118V137H119ZM153 135H152V136H153ZM159 135H161V133H160ZM159 135H158V136H159ZM193 135H194V134H193ZM234 135H235V134H234ZM247 135H248V137H249L250 134H245V136H247ZM252 135H253V134H252ZM261 135H262V134H261ZM25 136H26V134H25ZM38 136H41V135H38ZM47 136H48V135H47ZM64 136H65V135H64ZM85 136H88V135L85 134ZM107 136H108V135H107ZM116 136H114V137H116ZM126 136H127V135L125 134L124 137H126ZM195 136H196V134L194 135V137H195ZM210 136H211V135H210ZM221 136H222V138H223L224 135H221ZM225 136H227V135L225 134ZM225 136H224V137H225ZM232 136H233V135H232ZM236 136H237V135H236ZM238 136H240V135H238ZM238 136H237V137H238ZM263 136H264V134H263ZM18 137H19V135H18ZM18 137H16L15 139H17V141L19 140V142H21L22 140L20 141V139H18ZM33 137H32V138H33ZM41 137H42V136H41ZM45 137H46V136H45ZM50 137H51V136H50ZM50 137H49V139H51ZM60 137H61V136H59V135L57 136V138H60ZM66 137H67V136H66ZM68 137H70V135H69ZM68 137H67V138H68ZM79 137H81V136H79ZM89 137H90V136H89ZM94 137H95V136H94ZM135 137L137 138L138 135L135 136ZM135 137H134V139L132 138V140H130V139H129L130 136H129V137L127 136V139H129L130 142H134L133 140H135ZM145 137H146V136H145ZM149 137H151V136H149ZM149 137H148V138H149ZM153 137H155V135H154ZM166 137H165V138H166ZM201 137H202V136H201ZM204 137H205V135H204L202 138H204ZM211 137H213V139H212V138H211V139H210V138H207V139H206V137H205L206 142H207V144H208L207 146H210V145H211L210 147H214V146L217 144V143H215V145H214V142H218L220 139L218 138V140L216 141V140H214V138H215L214 136H211ZM229 137H228V138H229ZM240 137H241V136H240ZM240 137H239V138H240ZM259 137H262V136H259ZM11 138H10V140H11ZM21 138H22V137H21ZM27 138H28V137H27ZM46 138H48V137H46ZM57 138L55 137L56 140H58ZM72 138H73V137H72ZM76 138H77V137H76ZM81 138H82V137H81ZM83 138H84V137H83ZM103 138L105 139V137H103ZM110 138H111V137H110ZM140 138H141V137H140ZM143 138H144V137H143ZM156 138H157V134H156ZM156 138H154V139L156 140ZM169 138H166V139H169ZM179 138H180V137H179ZM181 138H183V137H181ZM181 138H180V139H181ZM188 138H189V137H188ZM197 138H198V136H197ZM246 138H247V137H246ZM246 138H245V140H246ZM251 138H252V136H251ZM253 138H254V137H253ZM253 138H252V139H253ZM256 138H258V137H256ZM64 139H65V137H64L63 139L60 138L59 141L64 140ZM68 139L70 140V138H68ZM68 139H67V140H68ZM90 139H91V137H90ZM95 139H96V138H95ZM112 139H113V138H112ZM127 139H124V140H127ZM144 139H145V138H144ZM149 139H150V138H149ZM151 139H152V137H151ZM158 139L160 140V138H157V140H158ZM190 139H191V138H190ZM242 139H244V138L242 137ZM248 139H249V138H248ZM6 140H7V139H6ZM6 140H5V141H6ZM10 140H9V141H10ZM24 140H25V139H24ZM24 140H23V141H24ZM30 140H32V139L30 138ZM38 140H39V137H38ZM44 140H45V139H44ZM46 140H47V139H46ZM67 140H64V141L67 142ZM73 140H75V139H73ZM78 140H79V139H77V142H81L82 139H81L80 141H78ZM91 140H92V139H91ZM91 140H90V141L88 140V143L93 141V140H92V141H91ZM113 140H114V139H113ZM139 140H140V139H139ZM139 140H136V142L139 141ZM157 140H156V141H157ZM182 140H183V139H182ZM186 140H187V139H186ZM186 140H185V141H186ZM194 140L196 141L197 139L195 138ZM194 140H192V141H194ZM211 140H214V142H211ZM245 140H244V141H245ZM2 141H3V140H2ZM2 141L0 142L1 147H2V145H3V144H1V143H4V142H2ZM7 141H8V140H7ZM17 141H15V142H17ZM27 141H28V140H27ZM27 141H26V142H27ZM59 141H58V144H59V145H57V146H60ZM116 141H118L119 144L122 142V141L120 142L119 139L116 140ZM116 141H115V142H116ZM141 141H143V140H141ZM141 141H140V142H141ZM153 141H154V140H153ZM156 141H155V143H156ZM162 141H163V140H162ZM164 141H165V139H164ZM164 141H163V142H164ZM185 141H184V144H185ZM189 141H190V140H189ZM189 141H186V142L189 143ZM192 141H191V142H192ZM203 141H204V140H203ZM226 141H227V140H226ZM244 141H243V142H244ZM246 141H249V140H246ZM253 141H256V139H254ZM11 142H12V140H11ZM15 142H13V146H14V147L16 146V145H14ZM34 142H35V141H34ZM34 142H33V143H34ZM73 142H74V141H73ZM105 142H106V141H105ZM112 142H113V141H112ZM124 142H125V141L122 142V143H123L122 147H120V146L118 145L117 142H116V143H117L118 147H120V149H121V148H124V147L126 146ZM136 142H134V143H136ZM144 142H147V141H144ZM157 142L159 143L160 141H157ZM171 142H172V141H171ZM175 142H176V140H175ZM180 142H181V141H180ZM237 142H240V144H241V140H240V141L238 140ZM251 142H252V141H251ZM6 143H7L6 145H9V144H8L9 142H6ZM24 143H25V142H24ZM33 143H32V144H33ZM39 143H40V142H39ZM41 143H45V142H41ZM47 143H50V142L48 141ZM109 143H110V142H109ZM109 143H108V144H109ZM122 143H121V144H122ZM128 143H129V141H128ZM134 143H132V144H134ZM160 143H161V142H160ZM160 143H159V144H160ZM167 143H168V142H167ZM181 143H182V142H181ZM210 143H211V144H210ZM212 143H213V145H212ZM218 143H219V142H218ZM234 143H235V142H234ZM234 143H232V144H234ZM244 143L246 144V142H244ZM255 143H257V142H255ZM18 144H19V143H17V146H18ZM50 144H51V143H50ZM56 144H57V143H56ZM65 144H67V145L69 144L68 146H71V145H70L71 143H69V142H68V143H65ZM84 144H86V145L88 146V144H87L86 142H84ZM90 144L93 145V143H90ZM108 144H107V146H109ZM113 144H115V143L113 142ZM121 144H120V145H121ZM148 144H149V143H148ZM177 144H178V143H177ZM177 144H176V145H177ZM194 144H195V142H194L192 145L194 146ZM198 144H200V143H198ZM198 144H197V145H198ZM203 144H204V143H203ZM228 144H229V143H228ZM228 144H227V146H228ZM245 144H244V145H245ZM4 145H5V143H4ZM6 145L3 146L2 149L0 148L1 150H7V149H8L7 151H5L4 154L2 153L3 156H6V155H7L6 152L11 151V150H9L10 148H7V147H6ZM20 145H21V144H20ZM22 145H23V143H22ZM61 145H64V143H63V144L61 143ZM67 145H66V147H68ZM117 145H116V146H117ZM129 145H131V143H130ZM136 145H137V144H136ZM145 145H146V144H145ZM156 145H157V144H156ZM162 145H163V144H162ZM178 145H179V144H178ZM182 145H183V144H182ZM182 145H181V148L183 147ZM244 145H243V147H244ZM249 145H250V144H249ZM251 145H252V144H251ZM257 145H260V144L258 143ZM262 145H263V144H262ZM24 146H25V145H23V148H24ZM26 146H28V145H26ZM33 146H34V145H32V148H33ZM39 146H42V145H39ZM45 146H46V144H45ZM48 146H49V145H48ZM57 146H56V147H57ZM89 146H91V145H89ZM104 146H105V145H104ZM110 146H111V143H110ZM110 146H109V147H110ZM127 146H128V145H127ZM139 146H140V145H139ZM142 146H143V145H142ZM148 146H150V144H149ZM148 146H147V147H148ZM151 146H153V145H151ZM151 146H150L149 148H151ZM158 146H159V147H157V148H160V145H158ZM186 146H189V144L186 145ZM199 146L201 147V145H199ZM217 146H219V144H217ZM217 146H216V148H218ZM4 147H6V148H4ZM14 147H13V148H14ZM51 147H52V144H51ZM56 147L54 146V148H56ZM63 147H65V146H63ZM66 147H65V149H66ZM81 147H82V146H81ZM93 147H94V146H93ZM95 147H98V146H95ZM109 147H108V148H109ZM113 147H114V146H113ZM129 147H131V149H132V148H134L135 146L133 145V147H132V146H129ZM129 147H128V148H129ZM164 147H168V146H164ZM169 147L171 148V146H169ZM174 147H175V146H174ZM178 147H179V146H178ZM189 147H191V145H190ZM189 147H188V148H189ZM203 147H204V146H203ZM203 147H201V148H203ZM231 147H233V146L230 145V148H231ZM246 147H248V146L245 145L244 148H246ZM252 147H253V146H252ZM255 147H256V146H255ZM20 148H21V147H20ZM25 148H26V147H25ZM27 148H28V147H27ZM27 148H26V149H27ZM32 148H31V149H32ZM35 148L39 150V148H37L36 145H35ZM35 148H33V149L35 150ZM70 148H71V147H68V148L66 149V151H69L68 149H70ZM77 148H78V147H77ZM108 148H107V149H108ZM111 148H112V147H110L109 150H111ZM142 148H144V147H142ZM142 148H141V150H142ZM145 148H146V147H145ZM145 148H144V150H145ZM149 148H148V149H149ZM170 148H169V149L167 148V149L170 150ZM175 148H177V146H176ZM186 148H187V147H186ZM188 148H187V149H188ZM205 148H207V147H205ZM208 148H209V147H208ZM208 148H207V149H208ZM249 148H250V146H249ZM11 149H12V148H11ZM21 149H22V148H21ZM21 149H18V148H17V150H18L19 152H20ZM28 149H29V148H28ZM40 149H41V148H40ZM42 149H43V148H42ZM48 149H49V150H50V149L52 150L53 148H50V147H49ZM48 149H47V150H48ZM57 149H58V148H57ZM61 149H62V151L64 150L63 148H61ZM72 149H73V148H72ZM81 149H82V148H81ZM98 149H100V148H98ZM103 149H104V148H103ZM125 149H126V148H125ZM131 149H130V150H131ZM139 149H140V148H139ZM146 149H147V148H146ZM151 149H152V148H151ZM151 149H149V150H151ZM160 149H161V148H160ZM162 149H165V148H162ZM167 149H165V150L167 151ZM251 149H252V148H251ZM258 149H259V147H258ZM1 150H0V151H1ZM13 150H14V149H13ZM17 150H16V152H18ZM29 150H30V149H29ZM29 150H28V151H29ZM34 150H33V152H34ZM43 150H46V148L43 149ZM47 150H46V152H47ZM49 150H48V151H49ZM59 150H60V149H59ZM90 150H91V149H90ZM95 150H96V148H95ZM130 150H129V151H130ZM135 150H136V149H135ZM137 150H138V148H137ZM158 150H159V149H158ZM158 150H157V151H154V149H153V152L156 153V152H158ZM178 150H179V149H178ZM185 150H186V149H185ZM192 150H194V149H192ZM192 150L190 149V150H188V152H190V151H192ZM202 150H203V149H202ZM209 150H211V148H210ZM212 150H213V149H212ZM212 150H211V152H213ZM216 150H217V149H215V151H216ZM219 150H220V149H219ZM232 150H233V149H232ZM232 150H230V151H232ZM243 150H244V149H243ZM249 150H250V149H249ZM252 150H253V149H252ZM262 150H264V149H262ZM14 151H15V150H14ZM14 151H13V154H14ZM36 151H37V150H36ZM62 151H59L60 153H59V152H58V153L61 154ZM70 151H73V150H70ZM102 151H103V150H102ZM104 151H106V149H104ZM107 151H108V150H107ZM133 151H134V150H133ZM146 151L148 152V150H146ZM146 151H145V152H146ZM166 151H165V152H166ZM174 151H175V150H174ZM203 151H204V150H203ZM205 151H208V150H205ZM221 151H222V149H221ZM223 151H224V150H223ZM247 151H248V148H247ZM21 152H23V151H21ZM29 152H30V151H29ZM31 152H32V151H31ZM41 152H42V151H41ZM43 152H45V151H43ZM43 152H42V153H43ZM46 152H45V153H46ZM53 152H54V150H53ZM56 152H57V151H55L54 153L51 152L52 154L49 155V156H47L48 153L50 154V151H49V152L46 153V155H45V153H44L43 155H45V156H43V157H44V158H46V157L49 158V157L51 156V157H53V158H52V161H53V159H55L54 157H56V156H53V154L55 155ZM92 152H93V151H92ZM97 152H98V151H97ZM100 152H101V151H100ZM108 152H109V151H108ZM108 152H107V154H109V155H107V156H110V154H111L112 151H111L110 153H108ZM123 152H124V151H123ZM123 152H122V153H123ZM131 152H132V151H131ZM131 152H130V153H131ZM134 152H137V151H134ZM140 152H141V151H140ZM145 152H144V154H145ZM171 152H172V151H171ZM171 152H169L170 155H171ZM175 152H176V151H175ZM179 152H180V151H179ZM195 152H197V151H194V153H195ZM216 152H217V151H216ZM228 152H229V151H228ZM252 152H253V151H252ZM257 152H258V151H257ZM257 152H256V153H257ZM262 152H263V151H262ZM11 153H12V152H11ZM24 153H25V152H24ZM71 153H72V155H73V152H71ZM79 153H80V151H79ZM81 153H82V152H81ZM88 153H89V152H88ZM114 153H115V151H114ZM114 153H112V154H113L112 156H114ZM118 153H120V151H119ZM150 153H151V152H150ZM181 153H182V152H181ZM183 153H184V152H183ZM186 153H187V152H186ZM198 153H199V152H197V153L194 154V155H197ZM221 153H222V152H221ZM226 153H227V152H226ZM243 153H244V152H243ZM246 153H247V152H246ZM5 154H6V155H5ZM13 154H12V155H13ZM15 154H16V155H14V157L17 156V153H15ZM26 154L28 155V153H26ZM35 154H36V153H35ZM35 154H34V156H35ZM38 154H40V153H38ZM56 154H57V153H56ZM63 154H64V153H63ZM84 154H87V153H83L82 156H83ZM92 154H93V153H92ZM92 154H90V155L92 156ZM94 154H96V152H94ZM125 154L127 155L126 150H125ZM125 154H124V155H125ZM134 154H135V153H134ZM144 154H143V155H144ZM173 154H174V153H173ZM179 154H180V153H179ZM190 154H191V152H190ZM200 154H201V153H199V155H200ZM209 154H210V153H209ZM213 154H214V152L212 153V155H213ZM232 154H233V152H232ZM244 154H245V153H244ZM248 154H249V153H248ZM2 155H0V157H1ZM21 155H22V154H21ZM30 155H33V154L31 153ZM57 155H58V154H57ZM67 155H70V154H68V152H67ZM67 155H64V156H67ZM72 155L69 156V157H70L69 159H70L71 162H72V160H73V159H71V156H72ZM87 155H89V154H87ZM98 155H99V152H98ZM128 155H129V154H128ZM143 155L141 154V156H143ZM145 155L148 156V154H145ZM149 155H150V154H149ZM155 155H156V154H155ZM157 155H158V153H157ZM157 155H156V157H158ZM160 155H163V154H160ZM177 155H178V154H177ZM182 155H183V154H182ZM199 155L195 156L194 158H197ZM202 155H204L203 152H202ZM205 155H207V152L205 153ZM205 155H204V157H202V159H203V158H206ZM222 155L225 156L224 153H222ZM226 155H227V154H226ZM254 155H255V154H254ZM256 155H257V154H256ZM259 155H260V153L258 154V156H259ZM262 155H264V153H263ZM8 156H10V154H9ZM74 156H76V155H74ZM99 156H100V157H105V158H106V156H101V155H99ZM115 156H116V155H115ZM115 156H114V157H115ZM132 156H134V155L132 154ZM136 156H137V155H136ZM136 156L133 157L135 160H136V158H135ZM141 156H140V157H141ZM146 156H145V157H146ZM150 156L153 157V155H150ZM150 156H149V157H150ZM179 156H180V155H179ZM179 156H178V157H179ZM183 156H184V155H183ZM190 156H191V155H190ZM207 156H208V155H207ZM209 156H211V155H209ZM214 156H215V155H214ZM214 156H213V157H214ZM220 156H221V155H220V152H219V153L217 152V153H216V157H214V158H218V159H220V158H219ZM223 156H222V157H223ZM229 156H231V155H229ZM233 156H234V155H233ZM233 156H232V157H233ZM10 157H11V156H10ZM14 157H13V158H14ZM19 157H20V156H19ZM22 157H23V156H22ZM31 157H32V156H31ZM35 157H37V156H35ZM39 157H40V156H39ZM43 157H42V155H41L40 159L43 158ZM51 157H50V158H51ZM59 157H60V155L57 156L56 158L58 159ZM85 157H86V156H85ZM85 157H83V158H84V161H86V160H85V159H86ZM87 157H88V156H87ZM89 157H90V156H89ZM92 157H93V156H92ZM94 157H95V156H94ZM94 157H93V158H94ZM117 157H118V156H117ZM117 157H116V159H117ZM120 157H121V156H120ZM122 157H123V156H122ZM128 157H129V156H127V158H128ZM140 157H139V158H140ZM145 157H144V158H145ZM152 157H151V158H152ZM164 157H165V156H164ZM166 157H167V156H166ZM173 157H174V155H173ZM173 157H170V156H169V158H171V159H172ZM186 157H187V156H186ZM222 157H221V158H222ZM247 157H248V156H247ZM251 157H252V156H251ZM262 157H263V156H262ZM1 158H2V157H1ZM4 158H5V157H4ZM4 158H3V159H4ZM6 158L8 159L9 157H6ZM29 158H30V156H29ZM29 158H28V159H29ZM50 158H49V159H50ZM60 158H61V157H60ZM63 158H64V157H63ZM67 158H68V157H67ZM80 158H81V157H80ZM97 158H99V157H97ZM108 158H110V157H108ZM130 158H131V157H130ZM130 158H129V159H130ZM144 158H143V159H144ZM229 158H230V157H229ZM243 158L245 159V157H243ZM252 158H254V161H255V157H252ZM256 158H257V157H256ZM260 158H261V156H260ZM3 159H1V161H3ZM7 159H6V161H7ZM14 159H15V158H14ZM17 159H18V160H17ZM74 159H75V158H74ZM88 159H89V158H88ZM91 159H92V158H91ZM95 159H96V158H95ZM99 159H100V158H99ZM112 159H113V157H112ZM131 159H132V158H131ZM153 159H154V158H153ZM158 159H159V157H158ZM158 159H157V160H158ZM165 159H167V158H165ZM187 159H189V158H187ZM191 159H192V158H190L189 160H191ZM208 159H209V158H208ZM218 159H216V160H217L216 163H217L218 161H220V162L222 163V160H218ZM261 159H262V158H261ZM9 160H10V159H9ZM19 160H20V158H17V157H16V160H15V161H19ZM21 160H22V159H21ZM23 160H24V159H23ZM25 160H26V159H25ZM31 160L33 161V159H31ZM42 160H43V159H42ZM45 160L49 161L48 159H45ZM50 160H51V159H50ZM55 160H56V159H55ZM64 160H65V159H64ZM82 160H83V159H82ZM89 160H90V159H89ZM92 160H93V159H92ZM107 160L110 161L111 158H110V159H107ZM120 160H123V159L121 158ZM120 160H119V161H120ZM124 160H125V159H124ZM126 160H127V159H126ZM135 160H130V161H135ZM150 160H151V159H150ZM168 160L170 161V159H168ZM177 160H178V159L176 158V161H177ZM181 160H182V161H181ZM181 160H180V161H181V163H180L181 166L184 165V168H186L187 174H188V175H192L191 178L193 179V181L196 180L197 177H196V175H194V173L196 172V168H197V167H196V168H190V169H187L188 167H185V166H193L194 161L190 162V161H188V160H186V159H185V160H184V159H181ZM193 160H194V159H193ZM230 160H231V159H230ZM235 160H236V159H235ZM246 160H247V159H245V161H246ZM262 160H263V159H262ZM1 161H0V162H1ZM4 161H5V159H4ZM4 161H3V162H4ZM27 161H28V160H27ZM47 161H46V163H47ZM52 161H51V162H52ZM70 161H69V162H70ZM79 161H80V160H79ZM105 161H106V160H105ZM114 161H115V159H114ZM114 161H113V162H114ZM116 161H117V160H116ZM130 161H129V162H130ZM153 161H154V160H153ZM153 161H152V163H154ZM162 161H163V160H162ZM164 161H165V160H164ZM173 161H174V160H173ZM180 161H179V162H180ZM207 161H208V160H206V162H207ZM209 161H210V160H209ZM245 161H244V162H245ZM247 161H249V160H247ZM252 161H253V160H252ZM252 161H249V162L252 163ZM28 162H29V161H28ZM44 162H45V161H44ZM49 162H50V161H49ZM54 162H55V161H54ZM54 162H53V166H54V165L57 166L58 164L56 165V164H54ZM69 162H68V163H69ZM80 162H82V161H80ZM88 162H89V161H88ZM91 162H92V161H91ZM93 162H94V161H93ZM93 162H92V163H93ZM96 162H97V160H96ZM127 162H128V161H127ZM142 162H143V161H142ZM156 162H157V161H156ZM174 162H175V161H174ZM174 162H173V163H174ZM199 162H201V161H199ZM199 162H198V164H199ZM210 162L212 163V161H210ZM210 162H209V163H210ZM223 162H224V161H223ZM225 162H226V161H225ZM231 162H233V161L231 160ZM235 162L237 163V162H238V159H237V161H234L233 163H235ZM256 162H257V161L253 162L252 165H253L254 163H256ZM13 163H15V162H13ZM16 163H18V162H16ZM22 163H23V161H20V164H22ZM31 163L33 164L34 162H31ZM56 163H58V161H57ZM61 163H62V161H61ZM63 163H64V162H63ZM68 163H67V165L71 164V163H69V164H68ZM115 163H116V162H115ZM115 163H114V165H116ZM124 163H125V162H124ZM134 163L137 164L136 162H134ZM148 163H149V162H146V165H147ZM160 163H161V161H160ZM195 163H196V162H195ZM214 163H215V162H214ZM226 163H227L226 165L228 166L229 161H227ZM251 163H250V164H251ZM5 164H6V163H5ZM5 164H1V165L5 166ZM9 164H11V163H9ZM20 164L18 163L19 166H20ZM23 164H24V163H23ZM26 164H27V163H26ZM26 164H25V165H26ZM34 164H35V163H34ZM47 164H48V163H47ZM49 164H50V163H49ZM82 164H83V165H80L81 167H82V166H83L84 168H88V167H89V166H88V167H87V166L85 167V166H84V165H85L84 163H82ZM86 164H87V163H86ZM102 164H103V163H102ZM108 164H110V163L108 162ZM111 164H112V163H111ZM135 164H132V165H135ZM150 164H151V163H150ZM175 164L177 165L176 162H175ZM198 164H197V165L195 164V166H198ZM217 164H218V163H217ZM224 164H225V163H224ZM224 164H223V165H224ZM256 164L259 165L258 162H257ZM260 164L264 165V163H260ZM16 165H17V164H16ZM27 165H28V164H27ZM50 165H52V164H50ZM62 165H63V164H62ZM62 165H59L58 169H60V167L62 168ZM67 165L65 164V168L67 167ZM88 165H89V164H88ZM118 165H120V164H118ZM123 165H124V164H123ZM125 165H126V163H125ZM127 165L129 166V163H128ZM127 165H126V167H127ZM132 165H130V166H132ZM139 165H141V164H139ZM139 165H138V166H139ZM168 165H169V164H168ZM172 165H173V164H172ZM201 165H202V163H201ZM205 165H207V164H205ZM212 165H213V164H212ZM214 165H215V164H214ZM223 165L221 164V167H222ZM7 166H8V165H7ZM28 166H32V165H28ZM33 166H34V165H33ZM45 166H46V165L44 164V167H43L44 169L46 168ZM53 166H51V167H52V169L54 170L55 167H53ZM63 166H64V165H63ZM72 166H73V165H72ZM101 166H102V165H101ZM138 166H137V169H138ZM148 166H149V164H148ZM152 166H155V164L152 165ZM203 166H204V162H203ZM203 166H201V167H203ZM217 166H219V165H217ZM13 167H14V165H13ZM13 167H12V168H13ZM17 167H18V166H17ZM17 167H16V168H17ZM21 167H24L25 169L27 168V167L24 166V165H23V166L21 165ZM35 167H36V166H35ZM38 167H39V169H40L41 166H39V164H38ZM38 167H37V168H38ZM107 167H108V166H107ZM112 167H115V166H112ZM126 167H125V169H126ZM141 167H143V166H141ZM155 167H158V166H155ZM166 167H167V166H166ZM168 167H169V166H168ZM179 167H180V166H179ZM179 167H178V168H179ZM207 167H208V165H207ZM230 167H231V169L233 170V167L231 166V164H229V166H228L227 168L229 169ZM2 168H3V167H2ZM2 168H1V170H2ZM5 168H7V167H5ZM12 168H10V169H12ZM19 168H20V167H19ZM19 168H18V171H19ZM29 168H30V167H29ZM32 168H33V167H32ZM37 168H36V169H37ZM43 168H42V170H43ZM69 168H70V165H69ZM69 168H68V169H69ZM90 168H91V167H90ZM90 168H89V169H90ZM96 168H97V167H96ZM96 168H94L95 171H96ZM117 168H118V167H117ZM131 168H132V167H131ZM134 168H135V166H134ZM139 168H140V167H139ZM160 168H161V167H160ZM164 168H165V167H164ZM172 168H173V166H172ZM178 168H177V169H178ZM199 168H200V167H199ZM223 168H224V166H223ZM237 168H238V167H236V169H237ZM243 168H244V167H243ZM36 169H33V170H35V172H38V171H36ZM52 169H50V171H51ZM66 169H67V168H66ZM66 169H65V170H66ZM68 169H67V171H68ZM72 169H73V168H72ZM112 169H113V168H112ZM135 169H136V168H135ZM137 169H136V170H137ZM144 169H145V168H144ZM147 169H150V168H147ZM147 169H146V170H147ZM156 169H157V168H156ZM165 169H166V168H165ZM165 169H164V170H165ZM182 169H183V167H182ZM197 169H198V168H197ZM201 169H202V168H201ZM201 169H200V170H201ZM207 169H208V168H207ZM260 169H261V168L257 166V168H256V167L253 168L252 171H255V172L257 171V172H258V170H260ZM262 169H264V168L262 167ZM12 170H14V168H13ZM30 170H31V169H30ZM42 170L40 169V171H42ZM56 170H57V168H56ZM65 170H64V172H65ZM70 170H71V169H70ZM85 170H86V169H85ZM85 170H84V171H85ZM90 170H91V169H90ZM94 170H93V171H94ZM109 170H110V169H109ZM109 170H108V171H109ZM123 170H124V169H123ZM123 170H121V171H123ZM138 170H139V169H138ZM154 170H155V169H154ZM158 170H159V169H158ZM166 170H167V169H166ZM208 170H209V169H208ZM210 170H211V168H210ZM213 170H214V169H213ZM222 170H223V169H222ZM224 170H226V169H224ZM229 170H230V169H229ZM232 170H231V171H232ZM239 170H240V169H239ZM242 170H243V169H242ZM3 171H4V170H3ZM10 171H11V170H10ZM18 171H17V172H18ZM27 171H28V169H27ZM57 171H62V170H57ZM57 171H56V172H57ZM67 171H66V174L68 173ZM73 171H74V170H72L71 172H73ZM91 171H92V170H91ZM91 171H90V172H91ZM121 171H120V172H121ZM128 171H129V169H128ZM133 171H134V170H133ZM133 171H131V173H134ZM150 171H151V170H150ZM160 171H161V170H160ZM186 171H184V175H185ZM198 171H199V170H198ZM205 171H207V170H205ZM214 171H216V170H214ZM226 171H227V170H226ZM226 171H225V172H226ZM234 171H237V170L234 169ZM4 172H6V171H4ZM12 172H14V171H12ZM12 172H10V173H12ZM22 172H23V171H22ZM24 172L26 173V171H24ZM52 172L55 173V171H52ZM64 172H63V173H64ZM88 172H89V171H88ZM90 172H89V174H90ZM101 172H102V171H101ZM105 172L107 173V171H105ZM116 172H117V171H116ZM116 172H115V173H116ZM123 172H124V171H123ZM147 172L149 173V170H148ZM164 172H165V171H164ZM164 172H163V173H164ZM178 172H179V171H178ZM208 172H209V171H208ZM208 172H207V175H208ZM211 172L213 173L212 170H211ZM220 172H221V171H220ZM223 172H224V171H223ZM225 172H224V173H225ZM232 172H233V171H232ZM247 172H248V171H247ZM259 172H260V171H259ZM261 172H263V171H261ZM30 173L32 174V172H30ZM44 173H45V172H44ZM46 173H48V172H46ZM46 173H45V174H46ZM49 173H50V172H49ZM54 173H52V174L54 175ZM58 173H59V172H57V174H58ZM63 173H62V174H63ZM86 173H87V172H85V174H86ZM95 173H97V172H95ZM108 173H109V172H108ZM126 173H127V172H126ZM129 173H130V171L128 172V174H129ZM131 173H130V174H131ZM135 173H136V172H135ZM135 173H134V175H136ZM161 173H162V172H161ZM161 173H159V174L161 175ZM174 173H175V172H174ZM200 173L203 174V170H201ZM217 173H218V172H217ZM217 173H216V174H217ZM224 173H223V175H224ZM228 173H229V172H228ZM238 173H240V172H238ZM15 174H16V173H15ZM26 174H28V173H26ZM33 174H34V173H33ZM33 174H32V176H33ZM37 174H38V173H37ZM45 174H44V175H45ZM57 174L54 175L56 178H57V177H58V178L63 177V176H61L62 174H60V176H58ZM66 174H65V175H66ZM110 174H112L111 171H110V173H109V177H108V178H110ZM142 174H143V173H142ZM187 174H186V175H187ZM197 174H199V173H197ZM214 174H215V173H214ZM230 174H231V173H230ZM235 174H236V172H235ZM240 174H241V173H240ZM240 174H238V177L240 176ZM2 175H3V174H2ZM5 175L7 176L8 174H4L3 176H5ZM18 175H19V173H18ZM34 175H35V174H34ZM41 175H43V173H42ZM48 175H50V174H48ZM48 175L46 174L47 177H50V176H48ZM53 175L51 176V178L54 177ZM65 175H64L63 179L66 180L65 177H66L68 174H67L66 176H65ZM83 175H84V174H83ZM83 175H82V176H83ZM102 175H103V174H102ZM107 175H108V174H107ZM116 175H117V174H116ZM118 175H120V174L118 173ZM124 175H126V174H124ZM131 175H132V174H131ZM143 175H144V174H143ZM143 175H142V177H143ZM146 175H147V173H146ZM165 175H166V174H165ZM165 175H164V177H165ZM171 175H172V174H171ZM186 175H185V176H186ZM188 175H187V176H188ZM207 175H206V177H207ZM209 175H210V173H209ZM223 175H221V178H222ZM227 175H229V174H227ZM243 175H244V173H243ZM247 175H248V173H247ZM247 175H246V176H247ZM0 176H1V175H0ZM6 176H5V177H6ZM10 176H11V175H10ZM10 176H8V177H10ZM14 176H15V175H13V177H14ZM35 176H36V175H35ZM78 176H80V175H78ZM82 176H81V177H82ZM88 176H89V175H88ZM91 176H93V175L91 174ZM97 176H98V175H97ZM122 176H123V175H122ZM122 176H121L120 178H122ZM126 176H127V175H126ZM144 176H145V175H144ZM147 176H150V175H147ZM153 176H154V174H153ZM155 176L157 177V175H155ZM155 176H154V177H155ZM181 176H182V175H181ZM232 176H234V175H232ZM246 176H245V177H246ZM5 177H4V178H5ZM8 177H6L7 180H8ZM13 177H11V178H13ZM15 177L18 178L17 176H15ZM15 177H14V178H15ZM19 177H20V175H19ZM21 177H22V176H21ZM36 177H37V176H36ZM41 177H42V176H41ZM71 177H72V173H71ZM75 177H76V176H75ZM84 177H85V176H83L82 178H84ZM89 177H90V176H89ZM89 177H88V180H89ZM116 177H117V176H116ZM128 177H129V175H128ZM137 177H139V176H137ZM142 177H141V178H142ZM145 177H146V176H145ZM159 177H161V176H159ZM159 177H157V178H159ZM172 177L174 178V176H172ZM178 177H179V176H178ZM195 177H196V178H195ZM209 177H210V176H208V178H209ZM241 177H243V176H240L238 180H240ZM245 177H244V178H245ZM2 178H3V177H2ZM6 178H5L4 180H6ZM11 178H10L8 181L12 180ZM16 178H15V179H16ZM27 178H28V177H27ZM27 178H26V179H27ZM51 178H50V179H51ZM58 178H57V179H58ZM78 178H79V177H78ZM82 178H81V179H82ZM86 178H87V176H86ZM93 178H94V177H93ZM97 178H98V177H97ZM118 178H119V177H118ZM131 178L134 179V177H131ZM131 178H130V179H131ZM169 178H170V175H169ZM203 178H204V176H203ZM214 178H215V177H214ZM230 178L234 180L233 177H230ZM230 178H229V179H230ZM244 178H243L242 180H245V181H246V179H244ZM252 178H253V180H252L251 182H248V185H245V186H248L247 190H245L246 192H248V194H246V199L243 197L244 199H241V200H240V199L238 198V197H239V196H238V197H235V198H238V200H235V198H234L232 195H231V196H228L227 198L224 197L226 200H229L230 204H232L231 206H228V207H227V210L230 211V209H231V211H230L229 214L226 215V216L229 218V221L232 222L231 224H232L233 226H232L231 229H234V230H238V229H240L241 232H243L244 235H245V238H243V240H242L241 242L236 243V242L232 241V242H234V245H233V247L231 248V252H230L231 254H229V255H228V254L223 255V256L225 257V258L223 257L224 260L227 259L228 262H229L230 264H262L263 261H264V257H261V259H259V258H260V257L258 258V254H259V253H255L256 251L259 252V250H261V251H260V252H261V255H262V253H263V255H264V250H263V249H264V246H263V249H262V246H261V244H260V242H259V239H260V238L262 239V236L259 238L258 236H256L258 233H257V232L254 233V231H255V221L258 219V218H257V219H254V218L257 217V215H258L260 212H256V208H255V206H253V203H254L253 198H256V197H255L256 195H254V194L256 193V191H258V189H260V188L262 187V185L264 184V180H262V179H261L262 177L259 176V175H258V176H257V175H253ZM15 179H13V180H15ZM23 179H25V178H23ZM23 179H22V181H23ZM26 179H25L24 181H26ZM30 179H31V178H30ZM37 179H38V177H37ZM40 179L42 180V179H44V177H43V178H40ZM53 179H54V178H53ZM60 179H61V178H60ZM68 179H70V177H69ZM84 179H85V178H84ZM84 179H82V180H84ZM90 179H92V178L90 177ZM100 179H101V178H100ZM105 179H106V178H105ZM133 179H132V180H133ZM143 179H144V178H143ZM145 179H146V178H145ZM162 179H163V178H162ZM164 179H165V178H164ZM174 179H175V178H174ZM176 179H177V178H176ZM197 179H199V178H197ZM225 179H226V177H225ZM225 179H224V180H225ZM231 179H230V180H231ZM0 180H1V179H0ZM4 180H3V181H4ZM27 180H28V179H27ZM38 180H39V179H38ZM45 180H46V179H45ZM54 180H55V179H54ZM61 180H62V179H61ZM86 180H87V179H86ZM101 180H102V179H101ZM112 180H114L113 176H112ZM112 180H111V182H112ZM119 180H120V179H119ZM149 180H150V179H149ZM149 180H148V182H149ZM153 180H154V179H153ZM168 180H169V179H168ZM172 180H173V179H172ZM190 180H191V179H190ZM213 180H215V179H213ZM213 180H212V182H213ZM226 180H228V179H226ZM22 181H20L19 184H22V183H21ZM28 181H31V180H28ZM49 181H50L49 183L52 182L51 180H49ZM71 181H72V180H71ZM71 181H70V182H71ZM73 181L76 182V181H78V180H76V181L73 180ZM96 181H98V180H96ZM103 181H104V180H103ZM103 181H102V182H103ZM106 181H110V180H109V179H108V180L106 179ZM126 181H127V179H126ZM129 181H130V180H128V184H129ZM135 181H136V180H135ZM141 181H142V180H141ZM154 181H155V180H154ZM156 181H157V180H156ZM156 181H155V182H156ZM160 181H162V180H160ZM160 181H158V182H160ZM163 181H164V180H163ZM177 181H178V180H177ZM196 181H199V180H196ZM234 181H235V180H234ZM234 181H233V182H234ZM0 182H1V181H0ZM6 182H7V181H6ZM11 182H12V181H11ZM13 182H14V181H13ZM16 182H17V181L15 180V183H16ZM42 182H43V180L40 181V183H42ZM54 182H55V181H54ZM54 182H52V183H54ZM60 182H61V181H60ZM63 182H64V183H62V184H65V183H67L68 181H67V182H66V181H63ZM89 182H91V181H88V184H89ZM98 182H99V181H98ZM124 182H125V181H124ZM130 182H131V181H130ZM136 182H137V181H136ZM146 182H147V181H145V183H146ZM151 182H152V181H151ZM172 182H174V180H173ZM191 182H192V180H191ZM206 182H207V181H205V183H206ZM221 182H222V181H221ZM223 182H224V181H223ZM231 182H232V181H231ZM241 182H242V181H241ZM241 182H240L239 184H241ZM1 183H2V182H1ZM9 183H10V182H9ZM38 183H39V182H38ZM40 183H39V184H40ZM47 183H48V182H47ZM58 183H59V182L57 181V182L55 183V185L58 184ZM113 183H114V181H113ZM126 183H127V182H126ZM131 183H133V182H131ZM139 183H140V181H139ZM145 183H144V184H145ZM149 183H150V182H149ZM149 183H148V184H149ZM152 183H154V182H152ZM165 183H166V182H165ZM167 183L170 184V182H168V181H167ZM176 183H177V182H176ZM194 183H195V182H194ZM197 183H198V182H197ZM197 183H195V184L198 186ZM205 183H204V184H205ZM219 183H220V182H219ZM229 183H230V182H229ZM3 184H4V183H3ZM28 184H29V182H28ZM39 184H38V186H41V187H42V186H43L42 184H44V182H43L41 185H39ZM60 184H61V183H60ZM83 184H84V183H83ZM93 184H94V183H93ZM111 184H112V183H111ZM116 184H117V183H116ZM124 184H125V183H124ZM124 184H123V185H124ZM134 184H135V183H134ZM134 184H132L131 187L133 186V188H134V187L136 186V185L134 186ZM137 184H138V183H137ZM160 184H161V182H160ZM174 184H175V183H174ZM187 184H188V183H187ZM189 184H190V183H189ZM199 184H202V185H203V182L201 181ZM206 184H207V183H206ZM208 184H209V182H208ZM208 184H207V185H208ZM6 185L9 187L8 184H6ZM10 185H11V184H10ZM22 185H24V184H22ZM74 185H75V184H74ZM77 185H78V184H77ZM77 185H75V186L77 187ZM89 185H91V184H89ZM96 185H97V184H96ZM142 185H143V184L141 183V184L139 185V187L142 186ZM156 185H158V184H156ZM171 185H172V184H171ZM219 185H220V184H219ZM219 185H218V186H219ZM221 185H223V184H221ZM221 185H220V186H221ZM233 185H234V184H233ZM233 185H231V186L233 187V189H232L231 186H230V188H226V189H229V191H231L230 189H232V192H236V190L239 189V188L236 189ZM236 185H237V186H236ZM48 186H50V185H48ZM52 186H54V185H52ZM62 186H63V185H62ZM65 186H66V184L64 185V188H65ZM82 186L84 187V185H82ZM105 186H107V185H105ZM108 186H109V185H108ZM146 186H148V185L146 184ZM154 186H155V185H154ZM154 186H153V187H154ZM167 186H168V185H167ZM188 186H189V185H188ZM188 186H187V187H188ZM194 186H195V185H194ZM194 186H193V187H194ZM235 186L238 187V186H240V185H238L237 182H236V183H235ZM241 186L243 187V185H241ZM241 186H240V187H241ZM263 186H264V185H263ZM10 187H11V186H10ZM14 187H15V185H14ZM21 187H23V186H21ZM24 187H25V186H24ZM26 187H27V183H26ZM41 187H39V188H41ZM54 187H55V186H54ZM56 187H59V186H56ZM67 187H68V186H67ZM109 187H110V186H109ZM131 187H130V188H131ZM144 187H145V186H144ZM153 187H152V188H153ZM159 187H160V186H159ZM164 187L166 188V186H164ZM174 187H176V186H174ZM189 187H190V186H189ZM191 187H192V186H191ZM191 187H190V188H191ZM202 187H205V186H202ZM228 187H229V186H228ZM0 188H1V187H0ZM28 188H29V187H27L26 191L29 190ZM36 188H37V187H36ZM68 188H69V187H68ZM77 188H79V186H78ZM81 188H82V187H81ZM88 188H89V187H88ZM104 188H105V187H104ZM104 188H103V190H104ZM115 188H117V186H116ZM115 188H114V190H115ZM127 188H129V186H128ZM170 188H171V187H170ZM176 188H177V187H176ZM200 188H201V185L199 186V189H200ZM222 188H223V186H222ZM234 188L236 189L235 191H233ZM14 189H15V188H14ZM16 189H17V188H16ZM21 189H22V188H21ZM21 189H20V187H19V190L17 189L18 191H16V190H14V191L17 193V192H19ZM42 189L45 190V189H47V187H46V188L43 187ZM50 189H51V187H50ZM57 189H58V188H57ZM60 189H61V188H60ZM112 189H113V188H112ZM112 189H111V191H112ZM122 189H123V188H122ZM125 189H126V188H125ZM134 189H135V188H134ZM153 189H155V188H153ZM158 189H161V188H158ZM158 189H155V190H158ZM166 189H167V188H166ZM171 189H172V188H171ZM177 189H178V188H177ZM177 189H176V190H177ZM183 189H185V188L183 187ZM183 189H181V190L183 191ZM224 189H225V188H224ZM1 190H2V188H1ZM1 190H0V191H1ZM7 190H8V189H7ZM10 190H11V189H10ZM12 190H13V188H12ZM39 190H41V189H39ZM44 190H43V191H44ZM51 190L53 191V190H55V189H51ZM51 190H50V191H51ZM66 190H67V189H66ZM80 190H81V189H80ZM83 190L86 191L87 189H83ZM83 190H81V191H83ZM88 190H89V189H88ZM90 190H92V189H90ZM116 190H117V189H116ZM130 190H131V189H130ZM140 190H141V189H139V192H141L143 189H142L141 191H140ZM148 190H150V189L148 188ZM155 190H154V191H155ZM162 190H163V189H162ZM162 190H161V191H162ZM174 190H175V189H174ZM178 190H179V189H178ZM178 190H177V191H178ZM196 190H197V188H196ZM206 190H207V189H206ZM206 190H205V192H206ZM217 190H218V189H217ZM220 190H221V189H220ZM239 190H241V189H239ZM14 191H13V192H14ZM24 191H25V189H24ZM37 191H38V190H37ZM37 191H36V192H37ZM43 191H41V192H43ZM64 191H65V190H64ZM67 191H69V189H68ZM67 191H65V193H63V194L65 195ZM84 191H83V192H84ZM98 191H99V190H98ZM105 191H106V190H105ZM105 191H104V192H105ZM107 191H108V188H107ZM119 191H120V190H119ZM119 191H118V193L115 191V192H116L115 195H116V194L119 195ZM134 191H136V190H134ZM134 191H133V192H134ZM154 191H153V192H154ZM158 191H160V190H158ZM218 191H219V190H218ZM221 191H222L223 193H225V190L223 191V189H222ZM229 191H228V192H229ZM243 191H244V190H243ZM1 192H2V191H1ZM5 192H6V190L4 191V193H5ZM33 192H34V191H33ZM33 192H32V193H33ZM41 192H40V193H41ZM46 192H47V191H46ZM48 192H49V191H48ZM48 192H47L46 194H49ZM53 192H54V191H53ZM53 192H51V193H53ZM86 192H87V191H86ZM88 192H89V191H88ZM123 192H124V190H123ZM125 192H126V191H125ZM149 192H151V191H149ZM168 192H169V191H168ZM183 192H184V191H183ZM203 192H204V190H203ZM203 192H202V193H203ZM222 192H221V193H217V192L214 193L213 191H212V192L207 191V193H209V195H210V200H212V202L215 204V205H213V206H215V207H210V211H211V213H212V211H213V213H212L213 215H212L211 218H212V219L214 218V219L216 220V222H217V220H219V223H220V221H221L220 219H222V218H227V217H223V213H224L225 210H224V208L222 207V205H225V204H223V202H226V201H224V200L222 199V195H224V194H222ZM240 192H241V191H240ZM240 192H239V194H240ZM7 193H8V192H7ZM9 193H10V192H9ZM21 193H23V191H22ZM32 193H30V194H32ZM55 193H56V192H54V194H55ZM60 193H62V190H61V192H59V190H58V193H56L55 197H56L57 195L59 196ZM92 193H93V192H92ZM101 193H103V192H101ZM108 193H109V192H108ZM111 193H112V192H111ZM143 193H144V192H143ZM154 193H155V192H154ZM158 193H159V192H158ZM179 193H180V191H179ZM210 193H211V194H210ZM229 193L231 194V192H229ZM229 193H227V194H229ZM11 194H13V193H11ZM25 194H26V192H25L23 195H25ZM28 194H29V193H28ZM38 194H39V193H37V194L34 193L35 196H36V195L38 196ZM46 194H45V196H46ZM54 194H53V195H54ZM63 194H62V196H63ZM89 194H90V193H89ZM93 194H94V193H93ZM97 194H98V193H97ZM105 194H106V193H104V195H105ZM121 194H123V193L121 192ZM132 194H133V193H132ZM137 194H138V193H137ZM144 194L147 196V194H149V193L146 194V192H145ZM183 194H184V193H183ZM186 194H188V193H186ZM204 194H205V193H204ZM236 194H237V193H236ZM236 194H235V195H236ZM239 194H238V195H239ZM244 194H245V193H244ZM244 194H243V195H244ZM4 195H5V194H4ZM7 195H8V194H6V196H7ZM9 195H10V194H9ZM13 195H14V194H13ZM34 195L32 194V196H34ZM71 195H72L73 197H75V195H73V194H71ZM71 195H67V197H68V196L71 197ZM87 195H88V194H87ZM94 195H96V194H94ZM125 195H128V194H125ZM125 195H124V196L122 195V196L124 197V199L127 197V196L125 197ZM133 195H134V194H133ZM135 195H136V194H135ZM138 195H140V194H138ZM141 195H143L142 192H141ZM156 195H158V194H156ZM156 195H155V196H156ZM161 195H162V192H161ZM161 195H160V196H161ZM179 195H180V194H179ZM181 195H182V194H181ZM197 195H198V194H197ZM200 195H201V194H200ZM200 195H199V197H200ZM233 195H234V193H233ZM241 195H242V194H241ZM243 195H242V196H243ZM0 196H1V195H0ZM2 196H3V195H2ZM2 196H1V198L3 199ZM6 196H5V198H6ZM35 196L33 197L34 199L36 198ZM45 196H44V197H45ZM50 196H51V195H50ZM85 196H86V195H85ZM88 196H89V195H88ZM91 196H92V195H91ZM102 196H103V194H102ZM111 196H112V194H111ZM113 196H114V195H113ZM119 196H120V195H119ZM119 196H118V197H119ZM122 196H121V197H122ZM146 196H144V197H146ZM150 196H151V195H150ZM155 196H154V197H155ZM187 196H188V195H187ZM191 196H194V194L192 195V193H191ZM201 196H204V195H201ZM225 196H226V194H225ZM242 196H240V198H241ZM257 196H258V195H257ZM21 197H23V196H21ZM21 197H20V198H21ZM28 197H30V195H29V196L27 195V198H26L27 200H28ZM39 197H40V196H39ZM41 197H42V196H41ZM53 197H54V196H53ZM55 197H54V198H55ZM103 197H104V196H103ZM103 197H102V199H104ZM108 197H109V195H108ZM115 197H116V196H115ZM121 197H120V198H121ZM123 197H122V198H123ZM131 197H133V196H131ZM144 197H142V198L144 199ZM158 197H159V196H158ZM166 197H167V196H166ZM184 197H185V196H184ZM199 197H198V199H199ZM11 198H12V197H11ZM14 198L16 199L15 196L13 197V199H14ZM24 198H25V197H24ZM31 198H32V197H31ZM33 198H32V199H33ZM46 198H48V196H47ZM51 198H52V197H51ZM57 198H58V197H57ZM59 198H60V197H59ZM81 198H82V197H81ZM81 198L79 197L78 199H81ZM87 198H88V197H86V199H87ZM89 198H90V197H89ZM106 198H107V197H106ZM112 198H113V201H114V197H111V199L109 198V200H112ZM120 198H119V199H120ZM134 198H135V197H134ZM137 198H138V197H137ZM146 198H147V197H146ZM146 198H145V199H146ZM155 198H156V197H155ZM169 198H170V197H167L168 201H169ZM179 198H180V197H179ZM185 198H186V197H185ZM187 198H190V197H187ZM6 199H7V198H6ZM21 199H22V198H21ZM29 199H30V198H29ZM82 199H85V198H82ZM96 199H97V197H96ZM98 199H100V197H99ZM115 199H116V198H115ZM127 199H129V198H127ZM127 199H126V202H129V201H127ZM131 199H132V198H131ZM131 199H129V200L131 201ZM147 199H148V198H147ZM151 199H152V198H151ZM151 199H150L149 201H151ZM161 199H162V198H161ZM165 199H166V198L164 197L163 200H165ZM194 199H196V195H195V198H194ZM201 199H202V197H201ZM205 199H207V198H205ZM7 200H9V196H8V199H7ZM18 200L20 201V199H18ZM18 200H17V201H18ZM40 200H41V199H40ZM45 200H46V202H47V201L49 200V198H48V200H47V199H45ZM61 200H62V199H60L59 201H61ZM71 200H72V199H71ZM90 200H91V198H90ZM92 200H93V199H92ZM100 200H101V199H100ZM121 200H122V199H121ZM138 200L140 201V199H138ZM141 200H142V199H141ZM154 200H155V199H154ZM189 200H190V199H189ZM254 200H255V199H254ZM17 201H15V202L17 203ZM19 201H18V203H19ZM30 201H31V200H30ZM37 201H38V200H35L34 202L36 203ZM43 201H44V200H43ZM69 201H70V200H69ZM95 201H96V200H95ZM97 201H98V200H97ZM102 201L105 202L104 200H102ZM122 201H123V200H122ZM122 201H121V203L123 204ZM135 201H136V200H135ZM142 201H144V200H142ZM146 201H147V200H146ZM149 201H148V202H149ZM155 201H156V200H155ZM157 201H159V199H158ZM157 201H156V202H157ZM177 201H178V200H175V199H172V198H171V201H169L170 204H168V205H173L174 207H175V205H176V206H177V205H180V206L183 205V204L181 205V203L178 204ZM180 201H181V200H179V202H180ZM182 201H183V198H182ZM194 201H195V200H194ZM197 201H198V200L196 199V202H197ZM204 201H205V200H204ZM204 201H203V203H204ZM207 201H208V200H207ZM252 201H253V202H252ZM21 202H24V203H25L24 199H23V201H21ZM21 202H20V203H21ZM26 202H27V201H26ZM28 202H29V200H28ZM28 202H27V203H28ZM34 202H33V203H34ZM50 202H51V201H50ZM87 202H88V201H87ZM89 202H90V201H89ZM89 202H88V203H89ZM93 202H94V201H92V203H93ZM99 202H101V201H99ZM103 202H102V203H103ZM115 202H116V201H115ZM136 202H137V201H136ZM136 202H135V203H136ZM140 202H141V201H140ZM153 202H154V201H153ZM159 202H160V201H159ZM161 202H162V200H161ZM163 202H165V201H163ZM169 202H168V203H169ZM190 202H191V201H190ZM190 202H189V203H190ZM209 202H210V201H209ZM209 202H208V203H209ZM212 202H210V205L213 204ZM229 202H228V203H229ZM255 202H256V201H255ZM257 202H259V203L261 202V201H259V198H258V201H257ZM37 203H38V202H37ZM37 203H36V204H37ZM72 203H73V202H72ZM88 203H87V204L85 203V204L88 205ZM113 203H114V202H113ZM118 203H119V202H118ZM157 203H158V202H157ZM157 203H155V204L152 203V204L155 205V207H156V206L158 207V205H159V206L162 205V204L160 205L159 203H158V205H156ZM185 203H188L187 200H186V202H184V204H185ZM193 203H195V202H193ZM236 203H237V204H236ZM4 204H6V203H4ZM11 204H12L13 206H15V204H13V203H11ZM55 204H56V203H55ZM59 204H60V203H59ZM61 204H62V203H61ZM81 204H82V203H81ZM98 204H99V203H98ZM104 204H106V202H105ZM104 204H101V205L107 207L108 204H107V205H104ZM114 204H115V203H114ZM130 204H132V202H131ZM139 204H140V203H139ZM139 204H138V205H139ZM165 204H166V203H165ZM198 204H199V203H198ZM198 204L196 203L197 206H198ZM0 205H2V202H1ZM19 205H20V204H19ZM23 205H24V204H23ZM28 205H29L30 207H32V208H33V206H34V205H32V202H31V204H28ZM37 205L39 206V204H37ZM37 205H36V206H37ZM53 205H54V204H53ZM53 205H52V207L55 208V206H53ZM64 205H65V204H64ZM71 205H73V204H71ZM75 205H77V203H76ZM82 205H83V204H82ZM93 205L96 206V203H95V204L93 203ZM132 205H133V204H132ZM141 205H144V204H142V202H141ZM148 205H149V204H148ZM150 205H151V204H150ZM150 205L147 207L148 209H150L149 207L152 206V205H151V206H150ZM192 205L194 206V204H192ZM199 205H202V204H199ZM206 205H207V204H206ZM227 205H229V204H227ZM257 205H258V204H257ZM261 205H262V203H261L259 206L261 207ZM5 206H6V205H5ZM17 206H18V205H17ZM24 206H25V205H24ZM24 206H23V208L25 209ZM26 206H27V204H26ZM40 206H41V205H40ZM49 206H50V205H49ZM49 206H47V209H48ZM91 206H92V204H91ZM109 206H113V205L110 204ZM117 206H118V205H117ZM124 206H129V203H128V205H127V203L124 204ZM124 206H123V207H124ZM130 206H131V205H130ZM130 206H129V207H130ZM187 206H188V205H186V208H187ZM189 206H190V205H189ZM189 206H188V207H189ZM197 206H196V207H197ZM2 207H3V206H2ZM2 207H1V208H2ZM7 207H10V206L7 205ZM20 207H21V206H20ZM20 207H19V208H20ZM30 207H29V208H30ZM41 207H42V206H41ZM43 207H44V204H43ZM62 207L64 208L65 206L62 205ZM67 207H68V206H67ZM77 207H78V210H79V208H80L81 206H79V204H78ZM84 207H85V206H84ZM89 207H90V206H89ZM114 207H115V206H114ZM114 207H113V208H114ZM129 207H127V208H129ZM134 207H135V206H134ZM152 207H153V206H152ZM152 207H151V210L154 208V207H153V208H152ZM164 207H167V206H161L160 209H161V208H164ZM182 207H183V206H182ZM184 207H185V206H184ZM184 207H183V208H184ZM205 207H206V206H205ZM253 207H254V209H253ZM5 208H6V207H5ZM26 208H27V207H26ZM32 208L30 209L31 211H33V210L36 209V207H34L35 209H33V210H32ZM59 208H60V206L58 207V209H59ZM69 208L71 209V206H70ZM97 208H98V207H97ZM121 208H122V207L119 206V208H118L119 211H120ZM131 208H132V206H131ZM136 208H138V206H136ZM147 208H146V209H147ZM158 208H159V207H158ZM178 208H180V207H178ZM183 208H182V209H183ZM206 208H207V207H206ZM211 208H212V209H211ZM228 208H230V209H228ZM7 209H8V208H7ZM7 209H6V210H7ZM24 209L21 208L22 211H23ZM37 209H41V208L39 207V208H37ZM37 209H36V210H37ZM43 209H45V208H43ZM64 209H65L66 212H67V208H64ZM74 209H76V208H74ZM82 209L85 210V208H81L80 210H82ZM100 209L102 210V208H100ZM100 209H99V210H100ZM103 209H104V208H103ZM108 209H112V208H111V207H109V208L107 207L106 210L104 209L103 211H105V215H107L106 212L108 211ZM138 209H139V208H138ZM140 209H141V208H140ZM160 209H158V210L160 211ZM168 209H169V207H168ZM191 209H192V208H191ZM207 209H208V208H207ZM3 210H4V209H3ZM3 210L0 209V211L3 212V215H5V216L8 215V214H7L8 212H7L6 214H4V211H5V210H4V211H3ZM8 210H9V209H8ZM49 210H51V209H49ZM52 210H53V209H52ZM52 210H51V213H52ZM83 210H82V211H83ZM91 210H94V211H95V208H93V209L90 208V211H88V210H86V211L92 213ZM99 210H98V211H99ZM114 210H116V209H114ZM125 210H126V209H125ZM136 210H137V209H136ZM144 210H145V209H144ZM154 210H155V208H154ZM165 210H166V208H165ZM170 210H171V209H170ZM180 210H181V209H180ZM193 210H194V208H193ZM227 210H226V212H228ZM262 210H263V209H262ZM15 211H16V210H14L13 212H15ZM25 211H27V210H25ZM38 211H40V210H38ZM46 211H47V210H45V211L42 210V212H45V214L47 213ZM71 211H72V210H71ZM82 211H81V212H82ZM86 211H85V212H86ZM98 211H97V213H98ZM109 211H111V210H109ZM116 211H117V210H116ZM116 211H114V212H116ZM121 211H122V210H121ZM139 211H140V210H139ZM141 211H142V210H141ZM147 211H148V210H147ZM166 211H167V210H166ZM166 211H165V212H166ZM172 211H174V210H172ZM178 211H179V210H178ZM186 211H188V209H187ZM189 211H191V210L189 209ZM199 211H200V210H199ZM199 211H198V212H199ZM210 211H209V212H210ZM10 212H11V211H10ZM10 212H9V213H10ZM13 212H12V213H13ZM28 212L30 213L29 210H28ZM33 212H34V211H33ZM35 212H36V211H35ZM42 212H41V214H42ZM74 212H75V211H74ZM83 212H84V211H83ZM83 212H82V213H83ZM101 212H102V211H101ZM111 212H112V211H111ZM114 212H112V213H114ZM133 212H134V214L136 215L135 210H134ZM137 212H138V211H137ZM142 212H143V211H142ZM144 212H145V211H144ZM144 212H143L142 217H143V216L146 217L145 214H144ZM149 212H150V210H149ZM156 212H157V210H156ZM165 212H164V213H165ZM198 212H197V213H198ZM203 212H204V211H203ZM209 212H208V214L206 213L207 216L209 215ZM20 213H21V212H20ZM22 213L25 214V212H22ZM29 213H26V214H29ZM38 213H39V212H38ZM64 213H65V212H64ZM69 213H70V212H69ZM75 213L78 214V211H76ZM91 213H90V214H91ZM97 213L95 212L94 214L97 215ZM109 213H110V212H109ZM112 213H110V214H112ZM117 213H118V212H116V215H117ZM121 213H122V212H121ZM128 213H129V212H128ZM145 213H146V212H145ZM152 213H153V212H152ZM158 213H159V212H158ZM176 213H177V209H176ZM176 213H175V214H176ZM34 214H35V213H34ZM49 214H50V213H49ZM59 214H60V216H61V208H60V213H59ZM62 214H63V213H62ZM65 214H66V213H65ZM71 214H72V212H71ZM79 214H80V212H79ZM86 214H87V213H86ZM86 214H85V215H86ZM88 214H89V213H88ZM94 214H93V215H94ZM102 214H103V212H102ZM102 214H100V215H102ZM123 214H124V213H123ZM132 214H133V213H132ZM138 214H139V213H137V215H138ZM146 214H147V213H146ZM150 214H151V213H150ZM155 214H157V213H155ZM159 214H160V213H159ZM162 214H163V212H162ZM178 214H179V213H178ZM181 214H182V212H181ZM199 214L202 215V212L199 213ZM261 214H262V213H261ZM1 215H2V213H1ZM21 215H22V214H21ZM29 215H30V214H29ZM29 215H28V216H29ZM39 215H40V214H39ZM96 215H94V216H96ZM103 215H104V214H103ZM103 215H102V218H103ZM108 215H109V214H108ZM113 215L116 217L115 214H112V216H113ZM124 215H127V214H124ZM148 215H149V214H148ZM163 215H164V214H163ZM163 215H162V216H163ZM167 215H168V213H167ZM172 215H173V214L171 213V216H172ZM193 215H194V214H193ZM263 215H264V214H263ZM9 216H10V215H9ZM9 216H8V217H9ZM31 216H33V215H31ZM47 216H48V214H47ZM50 216H52V215L50 214ZM50 216H49V217H50ZM53 216H54V215H53ZM60 216H59V218H60ZM68 216L70 217V215H68ZM68 216H67V217H68ZM72 216H73V215H72ZM72 216H71V218H72ZM76 216H77V215H76ZM87 216H88V215H87ZM89 216H90V215H89ZM94 216H92V217H94ZM119 216H120V215H118V217H119ZM121 216H122V214H121ZM129 216H130V213H129V215L126 216V217H129ZM131 216H132V215H131ZM131 216H130V217H131ZM133 216H134V215H133ZM138 216L140 217V215H138ZM153 216H154V215H153ZM176 216H177V215L174 216V217H175L174 219H176ZM190 216H191V215H190ZM190 216H189V218H190ZM194 216H195V215H194ZM198 216H199V215H198ZM198 216H197V217H198ZM207 216H205V217H207ZM12 217H13V216H12ZM12 217H10V218H12ZM21 217H22V218H21ZM21 217H19V216L17 217V218L20 220V222H21L22 220L24 221L23 216H21ZM24 217H26V216H24ZM34 217H36V215L33 216V218H34ZM43 217H44V216H43ZM90 217H91V216H90ZM97 217H99V216H97ZM115 217H112V218L114 219ZM118 217H116V218H118ZM126 217H125V218H126ZM144 217H143V218H144ZM147 217H148V216H147ZM158 217H159V216H158ZM158 217H157V218H158ZM165 217H167V219H168V216H165ZM165 217H163V218L165 219ZM181 217H182V216H181ZM185 217H186V216H185ZM197 217H196V218H197ZM201 217H202V216H201ZM10 218H9V221H10ZM26 218H27V217H26ZM40 218H42V217H40ZM40 218H39V219H40ZM47 218H48V217H47ZM59 218H58V219H59ZM81 218H82V216H81ZM87 218L89 219V217H87ZM99 218H100V217H99ZM122 218H123V216H122ZM148 218H149V217H148ZM153 218H155V217H153ZM157 218H155V219H157ZM172 218H173V216H172V217L169 216V220H167V221H170ZM178 218H179V217H178ZM209 218H210V217H209ZM1 219H2V217H1ZM1 219H0V221H1ZM4 219H6V217H5ZM18 219H17V220H18ZM43 219H44V218H43ZM49 219H50V218H49ZM49 219H48V220H49ZM53 219H55V218H53ZM53 219H52V217H51V220H53ZM77 219L79 220L80 217L78 216ZM100 219H101V218H100ZM103 219H105V217H104ZM109 219H111V218H109ZM131 219H132V218H131ZM133 219H134V217H133ZM133 219H132V221H133ZM135 219H136V221L139 220L138 217H136ZM179 219H181V218H179ZM183 219H184V218H183ZM187 219H188V218H187ZM200 219H203V218H200ZM246 219H248V221H246ZM15 220H16V219H15ZM15 220H14V221H15ZM19 220H18V221H19ZM33 220H34V219H33ZM37 220H38V219H37ZM48 220H47V222H48ZM51 220H50V221H51ZM72 220H73V218H72ZM82 220H83V219H82ZM101 220H102V219H101ZM101 220H99L98 222H100ZM120 220H121V218H120ZM123 220H124V219H123ZM128 220H130V219H128ZM142 220H143V219H142ZM150 220H151V219H149V221H150ZM176 220H177V219H176ZM196 220H197V219H196ZM203 220H204V219H203ZM209 220H210V219H209ZM209 220H208V221H209ZM3 221H4V220H3ZM6 221H7V220H6ZM6 221H5V222H6ZM9 221H8V222H9ZM41 221H44V220H41ZM41 221H40V222H41ZM58 221H59V220H58ZM58 221H57V222H58ZM70 221H71V219H70ZM70 221H69V222H70ZM80 221H81V220H80ZM89 221H91V220H89ZM89 221H86V222H89ZM103 221H104V220H103ZM106 221H108V222L111 221V223H112V219H111L110 221L107 219ZM116 221H118V220L115 219V222H116ZM136 221H135V224H136ZM147 221H148V220H147ZM153 221H155V220H153ZM153 221H151V222H153ZM156 221H157V220H156ZM158 221H159L160 223H159ZM158 221H157V223H156V225H155V227H154V230H155L156 233L159 234V232H160V234L162 233V235H163V232H164V231H163V227H165V226H163V224H161L160 219H159ZM177 221H178V220H177ZM180 221H181V220H180ZM188 221H189V224H190V219H189ZM197 221H198V220H197ZM204 221H205V220H204ZM5 222H3V223L5 224ZM8 222H7V223H8ZM16 222H17V221H16ZM77 222H79V221H77ZM77 222L74 223V225L77 224ZM81 222H82V221H81ZM84 222H85V221H84ZM84 222H83L84 226H87V227H90V225H91V223H92V222L89 223L90 225L88 226V225H85L86 222H85V223H84ZM95 222H97V220H95ZM98 222H97V223H98ZM101 222H102V221H101ZM104 222H105V221H104ZM113 222H114V221H113ZM118 222H119V221H118ZM124 222H125V220H124ZM124 222L122 221V224H129V222H127V223H126V222L124 223ZM139 222H141V221H139ZM143 222H146L145 219L143 220ZM162 222H164V221H162ZM165 222H166V220H165ZM165 222H164V223H165ZM170 222H171V221H170ZM182 222H184V221H182ZM185 222H186V221H185ZM191 222H192V219H191ZM193 222H194V221H193ZM200 222H201V220L199 221V223H197V225L200 224ZM214 222H215V221H214ZM226 222H227V221H226ZM257 222H258V221H257ZM257 222H256V223H257ZM1 223H2V222H1ZM10 223H12V222H10ZM10 223H8V224H10ZM50 223H51V222H50ZM53 223H54V226H55L56 221H54ZM59 223H60V222H59ZM64 223H65V222H64ZM64 223L62 224L63 226H64ZM66 223H68V221H67ZM111 223H109V224H111ZM119 223H120V222H119ZM147 223H148V222H146V225H148ZM176 223H177V222H176ZM176 223H175V224H176ZM187 223H188V222H187ZM194 223H196V222H194ZM209 223H210V221H209ZM224 223H225V222H223V225H224ZM228 223H229V222H228ZM260 223H261V221H260ZM15 224H17V223H15ZM30 224H32V223L30 222L29 225H30ZM40 224H41V223H40ZM40 224H39V226H40ZM43 224H45V223H43ZM47 224H48V223H47ZM68 224L71 225V223H68ZM79 224H80V223H79ZM87 224H88V223H87ZM95 224H96V223H95ZM95 224H94V225H95ZM102 224H103V223H102ZM109 224H108V226H107L108 228H109V226H110ZM115 224H117V223H115ZM133 224H134V222H133ZM137 224H138V223H137ZM144 224H145V223H144ZM189 224H188V225H189ZM191 224H192V223H191ZM206 224H207V223H206ZM206 224H205V225H206ZM212 224H213V223H212ZM221 224H222V223H220V225H221ZM225 224H226V223H225ZM231 224L228 225V226H231ZM12 225H13V224H12ZM12 225H7V227H8V226H11V227H12ZM21 225H22V224H21ZM33 225H35V224H33ZM33 225H32V226H33ZM57 225L60 226L61 224H58V223H57ZM57 225H56V226H57ZM72 225H73V224H72ZM92 225H93V224H92ZM96 225H97V224H96ZM98 225L100 226V224H98ZM105 225H106V222H105ZM113 225H114V223H113ZM113 225H112V226H113ZM117 225H118V224H117ZM152 225H154V223H152ZM152 225H151V227H152ZM171 225H172V224H171ZM171 225H170V226H171ZM177 225H178V224H177ZM180 225H181V223H180ZM180 225H179V226H180ZM182 225H183V224H182ZM192 225H195V224H192ZM200 225H201V226H200L201 229H200V227H199V230H204L202 224H200ZM203 225H204V224H203ZM216 225H218V224H216ZM262 225H263V221H262ZM14 226H15V225H14ZM19 226H20V224H19ZM42 226H43V225H41L40 227H38V229L41 228V230H42V228H43V229L45 230V229L47 228V226H45V227H44V226L42 227ZM48 226H49V225H48ZM51 226H52V225H51ZM54 226H53V227H54ZM77 226H78V225H77ZM80 226H82V223H81ZM80 226L78 227V229L81 228ZM119 226H120V224H119ZM119 226H118V227H119ZM122 226H124V225H122ZM122 226H121V228H122ZM130 226H131V225H130ZM136 226H137V225H136ZM184 226H185V225H184ZM184 226H183V227H184ZM260 226H261V225H260ZM2 227H4V226H1V228H2ZM5 227H6V226H5ZM5 227H4V228H5ZM7 227H6V228H7ZM11 227H8V229H11ZM16 227H17V226H16ZM23 227H26V226H23ZM27 227H28V226H27ZM30 227H31V226H30ZM33 227H34V226H33ZM49 227H50V226H49ZM64 227H66V226H64ZM82 227H83V226H82ZM91 227H92V226H91ZM125 227H126V226H125ZM134 227H135V226L133 225L132 228H134ZM138 227H139V226H138ZM171 227H172V226H171ZM195 227H196V226H195ZM195 227H194V228H195ZM207 227H208V226H207ZM212 227H214V225H213ZM215 227L217 228V226H215ZM215 227H214V228H215ZM218 227H219V225H218ZM221 227H225V226H221ZM226 227H227V226H226ZM1 228H0V230H2ZM6 228H5V229H6ZM31 228H32V227H31ZM31 228H30V229H31ZM69 228H70V227H69ZM71 228H72V227H71ZM71 228H70V229H71ZM75 228H76V227H74V229H75ZM83 228H84V227H83ZM85 228H86V227H85ZM105 228H106V227H103V230L101 229L102 232H104ZM127 228H129V227H127ZM132 228H131V229H132ZM140 228H141V227H139V229H140ZM148 228H149V226H148ZM180 228H181V227H180ZM209 228H210V227H209ZM216 228H215V229H216ZM228 228H229V227H228ZM235 228H236V229H235ZM261 228H262V227H261ZM19 229H20V228H18L17 230H19ZM28 229H29V228H28ZM52 229H53V228H52ZM57 229H59V227H58ZM62 229H63V228H62ZM66 229H67V228H66ZM87 229H89V228H87ZM92 229H94V228H92ZM95 229H96L95 231L97 232V227H96ZM106 229H107V228H106ZM111 229H112V228H111ZM111 229H109V233H110V230H111ZM124 229H125V228L123 227V230H124ZM142 229H145V227L142 228ZM152 229H153V228H152ZM174 229H176V227H175ZM174 229H173V230H174ZM196 229H198V227L195 228V230H196ZM205 229H207V228H205ZM210 229H211V228H210ZM221 229H222V228H221ZM221 229H220V230H221ZM225 229H226V228H225ZM225 229H224V230H225ZM262 229H263V228H262ZM3 230H4V229H3ZM11 230H12V229H11ZM17 230H15V231H17ZM32 230H33V229H32ZM36 230H37V229H36ZM41 230H40V231H41ZM50 230H51V229H50ZM54 230H55V228H54ZM63 230H64V229H63ZM76 230H77V229H76ZM76 230H75L74 234H72V235H74V238H75V236H76V234H77V233H76ZM81 230H83V229H81ZM84 230H85V229H84ZM114 230H116L115 227H114ZM129 230H130V228H129ZM132 230H133V229H132ZM132 230H131L130 232H132ZM135 230H136V229H135ZM135 230H134V231H135ZM137 230H138V229H137ZM148 230H149V229H148ZM177 230H179V229H177ZM181 230H182V229H181ZM186 230H187V229H186ZM186 230H184V231L186 232ZM188 230H189V229H188ZM190 230L192 231L193 229L191 228ZM190 230H189L188 233H190ZM207 230H208V229H207ZM211 230H212V229H211ZM211 230H210V231H211ZM216 230H217V229H216ZM216 230H215V231H216ZM220 230H219V231H220ZM226 230H227V229H226ZM257 230L259 231V229H257ZM12 231H14V230H12ZM26 231H27V230H26ZM47 231H49V229H48ZM56 231H57V230H56ZM61 231H62V230H61ZM61 231H60V233L64 234V233L61 232ZM66 231H67V230H66ZM93 231H94V230H93ZM93 231H92V232H93ZM121 231H122V230H121ZM141 231L143 232V230H141ZM144 231H147V230H144ZM150 231H151V229H150ZM169 231H170V230H169ZM204 231H205V230H204ZM210 231H208V232H210ZM212 231H214V230H212ZM221 231L223 232V230H221ZM221 231H220V232H221ZM227 231H228V230H227ZM1 232H2V234H3V231H1ZM1 232H0V233H1ZM6 232H7V231H4V233H6ZM10 232H11V231H10ZM28 232H30V230H29ZM34 232H35V233H34ZM34 232H33V234H36L37 231H34ZM41 232H42V231H41ZM43 232H44V231H43ZM43 232H42V234H44ZM53 232H54V231H52L51 233H53ZM72 232H73V231H72ZM83 232H84V231H83ZM83 232H81V233H83ZM86 232H87V231H86ZM90 232H91V231H90ZM90 232H87V233L89 234ZM105 232H107V230H106ZM105 232H104V233H105ZM111 232L114 233L113 230H112ZM123 232H124V231H123ZM127 232H128V230L126 231V233H127ZM142 232H141V234H142ZM171 232H172V231H171ZM173 232H174V231H173ZM193 232H194V231H193ZM196 232H198V231H196ZM21 233H22V232H21ZM21 233H19V234H21ZM49 233H50V232H49ZM60 233H58V234L60 235ZM75 233H76V234H75ZM133 233H134V232H133ZM150 233H151V232H150ZM175 233H176V235L179 237L180 234H177L176 230H175ZM175 233H174V234H175ZM183 233H184V232H183ZM198 233H199V232H198ZM201 233H202V232H201ZM203 233H204V232H203ZM211 233H212V232H210V234H211ZM214 233H215V232H214ZM224 233H225V231H224ZM234 233H235V232H234ZM256 233H257V234H256ZM259 233H260V232H259ZM11 234H12V232H11ZM15 234H16V233H15ZM26 234H27V232H26ZM30 234H31V233H30ZM33 234H32V235H33ZM42 234H41V235H42ZM68 234H69V233H68ZM70 234H71V233H70ZM78 234H79V232H78ZM94 234H95V233H94ZM102 234H103V233H102ZM102 234H100V235H98V236L100 237ZM123 234H124V233H122V235H121V234H119V235L123 236ZM127 234H129V233H127ZM181 234H182V233H181ZM208 234H209V233H208ZM208 234H207V235H208ZM212 234H213V233H212ZM221 234H222V233H221ZM246 234H247V235H246ZM17 235H18V234H16L15 236H17ZM22 235H23V234H22ZM27 235H28V236H26L27 239L30 238V237H32V236L29 235V234H27ZM44 235H45V234H44ZM46 235H47V234H46ZM46 235H45V236H46ZM48 235H49V234H48ZM48 235H47V236H48ZM64 235H67V234L65 233ZM72 235H71V236H72ZM84 235H87V234L83 233V236H84ZM91 235H92V233H91ZM105 235H106V234H105ZM107 235H108V234H107ZM109 235H110V234H109ZM125 235H126V234H125ZM152 235H153V234H152ZM165 235H167V234H165ZM185 235H186V234H184V237H183V236H181V237L185 238ZM188 235H189V234H188ZM194 235H196V234H194ZM194 235H193V236H194ZM201 235H202V234H201ZM216 235L219 236L220 233H218V234H216ZM227 235H228V234H227ZM237 235H238V234H237ZM241 235H242V234H241ZM261 235L264 236V234H262V233H261ZM5 236H7V238H6V237H2V236H1V237H2L3 239H4V238L9 239V238H8V233H7V235L5 234ZM18 236H20V235H18ZM18 236H17V238H18L17 240H19V237H18ZM23 236H24V235H23ZM33 236H34V235H33ZM35 236H36V235H35ZM42 236H43V235H42ZM49 236H50V235H49ZM55 236H56V235H55ZM71 236H70V237H71ZM88 236H89V235H88ZM98 236H97V237H98ZM103 236H104V235H103ZM103 236H102V237H103ZM115 236H116V231H115ZM121 236H119V237L121 238ZM127 236H128V237H127ZM127 236H126V238H127V239L129 238V239H130V236H129V235H127ZM138 236H139V234H138ZM143 236H145V235L143 234ZM189 236H190V235H189ZM199 236H200V235H199ZM203 236H204V235H203ZM203 236H202V237H203ZM213 236L215 237V235H213ZM213 236H212V237H213ZM220 236H221V235H220ZM238 236H239V235H238ZM1 237H0V239H1ZM12 237H14V235H13ZM36 237H37V236H36ZM53 237H54V236H53ZM58 237H60V236H58ZM58 237H57V239H58ZM61 237H62V236H61ZM61 237H60V238H61ZM68 237H69V236H68ZM70 237H69V238H70ZM79 237L81 238L82 236H79ZM89 237H90V236H89ZM89 237L86 236L85 239H86V238L88 239ZM97 237H96V238H97ZM106 237H107V236H106ZM109 237H110V236H109ZM113 237H114V236H113ZM113 237H111V238H113ZM131 237H132V236H131ZM141 237H142V236H141ZM146 237H148V236H146ZM149 237H150V236H149ZM151 237H152V236H151ZM155 237H156V236H154V238H155ZM158 237H159V235H158ZM165 237H167V238L165 239L166 244H165L164 250H165V249H166V251L168 250L169 253H171L170 251L178 250V249H180V248H182V250H183V248L185 247V246L182 244V243H183V242H182L183 240L181 241L180 238L172 237V236H168V235L165 236ZM194 237H195V236H194ZM204 237H205V236H204ZM208 237H210V236H208ZM214 237H213V238L210 237L209 239H211V241H212V239H215ZM234 237H235V236H234ZM234 237H233V238H234ZM14 238H15V237H14ZM14 238H12V240H14ZM21 238L24 239V237H21ZM21 238H20V239H21ZM32 238H33V237H32ZM34 238H35V237H34ZM34 238H33V239H34ZM43 238L46 239L44 236H43ZM54 238H55V237H54ZM65 238H67V237H65ZM72 238H73V237H72ZM72 238H71V239H72ZM116 238H117V237H116ZM162 238H164V236H162ZM195 238H196V237H195ZM198 238H199V237H198ZM219 238H220V237H219ZM236 238H237V237H236ZM49 239H51V238H49ZM62 239H63V238H62ZM67 239H68V238H67ZM76 239H77V238H76ZM82 239H83V238H82ZM94 239H95V238H94ZM98 239H99V238H98ZM101 239H102V238H101ZM107 239L110 240V238H107ZM142 239H144V238H142ZM142 239H140V240L138 239V240L141 241ZM149 239H150V238H149ZM167 239H168V240H167ZM187 239H188V238L186 237V240H187ZM192 239H193V238H192ZM199 239H200V238H199ZM222 239H223V238H222ZM229 239H230V238H229ZM4 240H5V239H4ZM10 240H11V239H10ZM41 240H42V239H41ZM47 240H48V238H47ZM74 240H75V239H74ZM74 240H73V242H76V241H77V240H76V241H74ZM83 240H84V239H83ZM91 240H92V237H91ZM112 240H113V239H112ZM118 240H119V238H118ZM120 240H122V239H120ZM131 240H132V239H131ZM162 240H163V239H162ZM166 240H167V241H166ZM188 240H189V239H188ZM190 240H191V239H190ZM227 240H228V237H227ZM227 240H226V241H227ZM235 240H236V241H239V240H241V238H240L239 240H237V239H235ZM8 241H9V240H8ZM31 241H32V240H31ZM35 241H36V240H35ZM44 241H45V240H44ZM44 241H43V242H44ZM62 241H63V240H62ZM64 241H65V240H64ZM67 241L70 242V240H67ZM67 241H65V244L67 243ZM71 241H72V240H71ZM79 241H81L82 244H83V241H82V240H78V243H80ZM86 241H87V240H86ZM93 241H94V240H93ZM96 241H98V240H96ZM101 241H102V240H101ZM103 241H105V238H104ZM106 241H107V240H106ZM124 241H125V240L123 239V241H122V246H123ZM142 241L149 242V240L146 241V239H145V240H142ZM142 241H141V242H142ZM150 241H153V240L150 239ZM156 241H157V240H156ZM156 241H155V242H156ZM163 241H164V240H163ZM163 241H162V242H163ZM184 241H185V240H184ZM195 241H196V240H195ZM200 241H201V239H200ZM208 241H210V240H208ZM214 241H215V240H214ZM12 242L15 243V240L12 241ZM19 242H20V240H19ZM22 242H24V241H22ZM32 242H33V241H32ZM32 242H31V244H33ZM47 242H48V241H47ZM90 242H91V241H90ZM110 242H112V241H110ZM116 242H117V241H116ZM125 242H126V241H125ZM131 242L133 243L134 241H131ZM160 242H161V241H160ZM160 242H159V243H160ZM165 242H164V243H165ZM198 242H199V240H198ZM205 242L207 243V241H205ZM205 242H204V243H205ZM212 242H213V241H212ZM217 242H218V241H217ZM217 242H216V243H213V245H215V244L218 245L219 243H217ZM262 242H264V240H263ZM0 243H5V242H0ZM6 243H7V241H6ZM24 243H25V242H24ZM44 243H45V242H44ZM78 243H77V244H78ZM84 243H86V242H84ZM92 243H93V242H92ZM118 243H120V241H118ZM128 243H129V242H128ZM134 243H135V242H134ZM143 243H144V242H143ZM156 243H157V242H156ZM189 243H190V242H189ZM202 243H203V241H202ZM206 243H205V244H206ZM222 243H223V241H222ZM17 244H19L18 241H17L16 245H17ZM22 244H23V243H21V246H22ZM47 244H48V243H47ZM56 244H58V243H56ZM56 244H54V245H56ZM61 244H62V243H61ZM61 244H60V245H61ZM65 244H63V245H65ZM73 244H74V243H72V245H73ZM90 244H91V243H90ZM96 244H97V243H95V245H96ZM100 244H102V243L100 242ZM105 244H106V242H105ZM110 244H111V243H109V245H105V246H110ZM113 244H115V243L113 242ZM125 244H127V243H125ZM130 244H131V243H130ZM135 244H136V243H135ZM137 244H139L138 241H137ZM137 244H136V246H137ZM161 244H162V243H161ZM195 244H197V243H195ZM200 244H201V243H200ZM211 244H212V243H211ZM211 244H208V245H211ZM226 244H227V243H226ZM226 244H225L224 246H226ZM4 245H5V244H4ZM8 245H9V244H8ZM45 245H46V244H45ZM54 245L52 244V246H54ZM117 245H118V244H116L115 249H116V247H118V250H119V247H120L121 245H120V244H119V246H117ZM140 245H141V243H140ZM146 245H147V243H146ZM151 245H152V243H151ZM154 245H155V244H153V246H154ZM182 245H183V247H182ZM192 245H193V243H192ZM198 245H199V243H198ZM198 245H197V246H198ZM222 245H223V244H222ZM2 246H3V244H2ZM2 246H0V251H1L2 253H3V251L1 250L2 248L4 249V247H5V249H7V250L9 249V248H6L7 245H6V246H3V247H2ZM13 246H14V245H13ZM17 246H18V245H17ZM21 246L19 245V247H21ZM41 246H42V245H41ZM73 246L78 247L76 244H74ZM83 246H84V244H83ZM112 246L114 247V245H112ZM112 246H111V247H112ZM132 246H133V244H132ZM141 246H142V247H140V250H138V253L136 252L135 254H133V256L130 254L131 252L129 253V254L131 255V257L129 258L130 261H129V260H128V261H129V262H132L131 264H152L151 260H153L154 258H157V257H155L154 255H152L154 258L151 259V256L149 257V255H147V252H145L146 250L143 248V245H141ZM159 246L161 247V245H159ZM163 246H164V245H163ZM186 246H187V249H188V250H189L190 248H193V249H194L193 246H190V248H188V247H189L188 245H186ZM194 246H195V245H194ZM201 246H202V245H201ZM201 246H200V247H201ZM204 246H205V245H204ZM7 247H8V246H7ZM19 247H18V248H19ZM22 247H23V246H22ZM22 247H21V248H22ZM43 247H44V246H43ZM62 247H63V246H62ZM70 247H71V246H70ZM70 247H69V248H70ZM80 247H82L81 244H80ZM80 247L77 248V250H76L77 253H78ZM86 247H87V246H85V247L83 248V250H81V248H80L81 251H79L78 254L75 252V253L77 254V256H76L75 254L72 255V256H74V258H75L76 260H80V257H83V258L87 259V261H91V263H93L92 261H95V260H97L98 258H99V259L102 258V257H99V256H98V255H99L98 253L93 252V251H90V250H89V247H87V248H86ZM90 247H91V246H90ZM103 247H104V246H103ZM127 247H130V246H127ZM138 247H139V246H138ZM146 247H149V246H146ZM155 247L157 248V246H155ZM200 247H199V249H201ZM205 247H209V246H205ZM214 247L216 248V246H214ZM221 247H222V246H221ZM230 247H231V246L227 247V250H229L228 248H230ZM24 248H27V247L25 246ZM47 248H50V246L47 247ZM58 248H59V244H58ZM58 248L56 247L55 249H58ZM60 248H61V246H60ZM97 248H98V250H99V248H100L99 245H98ZM133 248L135 249V247H133ZM141 248H143L144 251L141 250ZM149 248H150V247H149ZM212 248H213V246L211 245V249H212ZM215 248H214V250H215ZM5 249H4V250H5ZM51 249H52V248H51ZM55 249H54V250H55ZM63 249H64V248H63ZM90 249H91V248H90ZM94 249H95V247H94ZM94 249H93V250H94ZM105 249H107V248H105ZM136 249H137V248H136ZM136 249H135V251H136ZM146 249H147V248H146ZM187 249H186V250H187ZM193 249H192V250H193ZM206 249H207V248H206ZM211 249H210V250H211ZM98 250H97V251H98ZM102 250H103V252H104V249H102ZM110 250H111V249H110ZM113 250H114V248H113ZM125 250H127V248H126ZM162 250H163V249H162ZM164 250H163V252H164ZM188 250H187V251H188ZM192 250H191V254H192ZM194 250H195V249H194ZM197 250H198V248H197ZM208 250H209V249H207V252L210 251V250H209V251H208ZM216 250H217V249H216ZM218 250H219V249H218ZM227 250H225V251H227ZM262 250H263V251H262ZM9 251H10V250H9ZM22 251H23V250H22ZM26 251H28V250H26ZM46 251H47V250H46ZM111 251H112V250H111ZM122 251L124 252V250H122ZM127 251H128V250H127ZM129 251H133V250H129ZM149 251H150V250H149ZM155 251H156V250H155ZM166 251H165V252H166ZM212 251H213V250H212ZM225 251H224V252H225ZM1 252H0V253H1ZM47 252H48V251H47ZM51 252L53 253V250H52V251L50 250V253H51ZM68 252H69V251H68ZM70 252H71V251H70ZM70 252H69V253H70ZM98 252H99V251H98ZM107 252H108V251H107ZM107 252H105V254H104V253H103V254L106 255ZM118 252H119V251H118ZM160 252H161V251H160ZM163 252H162V253H163ZM165 252H164V253H165ZM174 252H176V251H174ZM184 252H185V251H184ZM217 252H218V251H217ZM227 252L229 253V251H227ZM8 253H9V252H7V254H8ZM52 253H51V254H52ZM54 253H56V251H55ZM69 253H68V255H69V257H70L71 254H69ZM99 253H101V252H99ZM167 253H168V252H167ZM200 253H201V252H200ZM213 253H214V252H213ZM213 253H211V254H213ZM4 254L7 255L5 252H4ZM28 254H30V253H28ZM45 254H46V253H45ZM51 254H50V255H51ZM58 254H59V253H58ZM58 254H57V256H58ZM111 254H112V253H111ZM113 254H114V253H113ZM113 254H112V255H113ZM126 254H127V253H126ZM129 254H128V255H129ZM150 254H153V252L150 253ZM156 254H157V253H156ZM159 254H161V253H159ZM189 254H190V253H189ZM189 254H188V255H185V256H189ZM191 254H190V255H191ZM196 254H197V253H196ZM196 254H194V255H196ZM202 254H203V252H202ZM202 254H201V256H202ZM205 254H206V253H205ZM207 254H208V253H207ZM217 254H219V253H217ZM0 255H1V254H0ZM10 255H12V254H10ZM62 255H63V254H62ZM66 255H67V254H66ZM66 255H65V256H66ZM114 255H115V254H114ZM114 255H113V258H114ZM119 255H120V253H119ZM157 255H158V254H157ZM169 255H170V254H169ZM177 255H178V254L176 253V257L178 258L179 256H177ZM203 255H204V254H203ZM209 255H210V254H209ZM3 256H4V255H3ZM3 256H1V257H3ZM21 256H22V255H20V260H21ZM23 256H24V254H23ZM28 256H29V255H28ZM32 256H33V255H32ZM46 256H47V255H46ZM51 256H53V255H51ZM101 256H102V255H101ZM107 256H108V254H107ZM110 256H111V255H110ZM116 256H118V255H116ZM192 256H193V255H192ZM196 256H200V255L197 254ZM196 256H195V257H196ZM201 256H200V257H201ZM212 256H213V255H212ZM219 256H220V255H219ZM5 257H8V255H7V256H4V258H5ZM24 257H25V259L29 258V257H27V255L24 256ZM26 257H27V258H26ZM38 257H39V256H38ZM47 257H48V256H47ZM53 257H55V255H54ZM53 257H52V258H53ZM120 257H121V256H120ZM163 257H165V256H163ZM176 257H173V258H176ZM189 257H190V256H189ZM195 257H194V259H196ZM209 257H210V256H209ZM209 257H208V259H209ZM4 258H3V259H4ZM8 258L11 259L10 257H8ZM14 258H17V256H16V257L14 256ZM14 258L11 259L10 261H11V262H12V260L15 261ZM49 258H50V257H49ZM173 258H171V260H174ZM184 258H185V257H184ZM217 258H218V257H217ZM223 258H222V259H223ZM0 259H2V258H0ZM18 259H19V258H17V260H18ZM44 259H45V258H44ZM54 259H55V258H54ZM69 259H70V258H69ZM85 259H84L83 262L86 261ZM103 259H104V258H103ZM108 259H110V258L108 257ZM126 259H128V258H126ZM150 259H151V260H150ZM158 259H159V258H158ZM190 259L193 260V258H190ZM200 259H202V258H200ZM211 259H212V257H211ZM6 260H7V259H6ZM17 260H16V261H17ZM22 260H24V259H22ZM39 260H40V259H38V261H39ZM45 260H46V259H45ZM45 260H44V261H45ZM52 260H53V259H52ZM81 260H82V259H81ZM81 260H80V261H81ZM101 260H102V259H101ZM119 260H120V259H119ZM122 260H123V259H122ZM159 260H160V259H159ZM171 260H169V261H171ZM179 260H180V259H178V261H179ZM183 260H184V259H183ZM206 260H207V259H206ZM0 261H1V260H0ZM4 261H5V259H4ZM7 261H8V260H7ZM7 261H6V262H7ZM10 261H9V262H10ZM25 261H26V260H25ZM30 261H31V259H30ZM47 261H48V260H47ZM49 261H50V259H49ZM55 261H56V260H55ZM65 261H66V259H65ZM73 261H74V260H73ZM98 261H99V260H97L96 263H98ZM123 261H124V260H123ZM133 261H134V263H133ZM163 261H164V260H163ZM166 261H167V260H166ZM181 261H182V260H181ZM185 261L187 262L188 259H187V260L185 259ZM200 261H201V260H200ZM204 261H205V259L203 260V262H202V261H201V262L204 263ZM211 261H212V260H211ZM218 261H220V257H219V260H218ZM225 261H226V260H225ZM27 262H28V260H27ZM32 262L34 263V261H32ZM32 262H31L30 264H32ZM35 262H36V261H35ZM59 262H60V261H59ZM59 262H58V263H59ZM68 262H69V261H68ZM71 262H72V261H71ZM105 262H106V261H105ZM114 262H116V261L114 260ZM160 262H162V261H160ZM160 262H157V264L160 263ZM167 262H168V261H167ZM173 262H174V261H172L171 263H173ZM179 262H180V261H179ZM182 262H184V261H182ZM182 262H181V263H182ZM188 262H189V261H188ZM196 262H197V261H196ZM198 262H199V261H198ZM215 262H216V261H215ZM40 263H41V262H40ZM64 263H65V262H64ZM69 263H70V262H69ZM73 263H74V262H72L71 264H73ZM96 263H95V264H96ZM108 263H111V262H108ZM121 263H122V261H121ZM124 263H126V262H124ZM206 263H207V262H206ZM219 263H220V262H219ZM219 263H218V264H219ZM223 263H225V262H223ZM226 263H227V262H226ZM0 264H1V263H0ZM3 264H4V263H3ZM5 264H6V263H5ZM10 264H11V263H10ZM14 264H16V263L14 262ZM19 264H20V262H19ZM22 264H24V263H22ZM27 264H28V263H27ZM35 264H36V263H35ZM48 264H50V263H48ZM53 264H55V263L53 262ZM75 264H77V263H75ZM79 264H80V263H79ZM84 264H86V263H84ZM88 264H89V263H88ZM102 264H103V263H102ZM106 264H107V262H106ZM113 264H114V263H113ZM119 264H120V263H119ZM154 264H156V263H154ZM165 264H167V263H165ZM168 264H169V262H168ZM173 264H174V263H173ZM177 264H179V263H177ZM195 264H196V263H195ZM198 264H199V263H198ZM209 264H210V263H209ZM211 264H212V263H211ZM216 264H217V263H216Z\"/></svg>",
  "mask_w": 264,
  "mask_h": 264
}]
</instances>
